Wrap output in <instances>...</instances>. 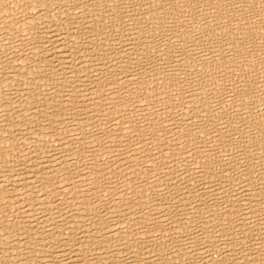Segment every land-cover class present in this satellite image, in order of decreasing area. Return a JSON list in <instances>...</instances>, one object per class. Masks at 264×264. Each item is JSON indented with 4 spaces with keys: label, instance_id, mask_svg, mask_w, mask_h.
<instances>
[{
    "label": "rangeland",
    "instance_id": "1",
    "mask_svg": "<svg viewBox=\"0 0 264 264\" xmlns=\"http://www.w3.org/2000/svg\"><path fill=\"white\" fill-rule=\"evenodd\" d=\"M19 2V3H21L22 4V0L21 1H18V0H0V8L1 9H3L4 10V7H2V5L3 6H5V10L3 11V10H1L0 12V19H1V21H0V24H1V26H0V28L1 27H4L3 29H4V31H2L1 32V30H0V37H1V39H0V45L1 44H3V46L5 45V47H3L2 45L0 46V59L3 61H1L0 60V83H2L3 81H4V83H2V84H0V112H1V114H0V121H1V123L2 124H4V125H2V124H0V131L2 132V134L1 135H3V132H5V133H7V131H9V132H11L12 133V136L14 135L15 136V139L17 140V138L18 137H20V139H18L19 140V142H17L14 138H8V139H10V140H7V138H6V140H7V142H9L8 143V147H14V143H16L17 145L19 144V146H17V147H21L20 149H15V151H21V150H24V151H19L17 154H16V152H15V157H16V159L18 160L19 158H22V157H20L22 154L24 155V153L26 152V153H28V152H30V150H28V152H27V150H25L24 148L25 147H27L26 149H29L30 147H33L34 148V146L33 145H35L36 143H35V140L37 139L36 138V136L38 137V139L40 138L39 136H40V133H41V137L43 138L44 136H42L43 134H45V135H47L48 137H49V140H51L50 142L52 143V144H54L55 143V145H54V147L57 145V146H59V147H63V148H66V149H68V152H69V154H68V152H67V150L65 149V155H66V158H65V155H64V158L65 159H67V160H69L70 159V157L72 158V152H74L73 151V148H72V151L71 150H69V148L71 147V145H70V143L72 144V143H74V142H76V143H78L77 144V146L79 147V149H80V146H79V143H81L82 144V142H85V144L83 143V145H85L84 147L87 149L86 150V153H85V158H84V161H85V159L86 160H89V161H87V162H89V164H90V162L92 161V160H90L93 156H97L98 157V155H99V157L98 158H102V160H103V157H104V160L102 161L101 160V162L103 163V165H105L106 167L104 168V169H108V170H106L105 171V173H104V177H105V175L107 176L108 175V173H109V175L107 176V178L110 180L109 182L111 183V182H113L114 181V183H111V184H114L115 186H114V189H113V185H111V187H112V190L115 192H113L112 190H111V193L112 194H108L109 196H115V199L114 198H111V197H109L107 194H105L104 196H105V198H104V196H103V190L102 189H104V187L102 186L101 188L102 189H99V192L101 193H97L96 195L97 196H95V198L93 199H91V201L93 200L95 203H93V201L91 202L90 201V199H86L85 200V204L83 203V201H84V199L83 198H80V195H76V196H78L81 200H83V201H80L79 200V198H77L75 195L73 196V197H76L75 199L77 200H75L74 198H71L72 199V201L69 199V200H67L68 202L69 201H71V203L69 202V206L68 205H66V207H69V209L68 208H66V209H64V212H60V211H55L54 213L56 214L57 212H60L59 214H54V216H52L53 217V220H55L56 222H60L63 218H64V216H66V227L67 228H70L71 226H72V223L70 222V216H74L75 217V215L74 214H76L75 212H77L78 211V209L80 210L79 212H77L78 214L80 213H82V215H83V217H81L82 215H78V216H76V217H80V218H83V220L85 221V223H88V222H90L91 221V219H93V217L91 218V216L89 217V215H88V213H89V209L88 208H90V206H91V209L93 210V211H96V213L99 215V216H101V217H99V220L97 219V221L98 222H104V223H106V224H109V222H110V225L109 226H111V224H114V226L115 227H120V225L123 227V226H125L124 227V229L125 228H129L130 226L127 224V225H122L121 224V213L119 212L120 210H118L117 208H114L113 207V205L115 204L116 205V203H118V202H120V204H117L115 207H117V206H119L120 205V207H122L123 206V204L124 203H127L128 205L130 204L131 206H133V205H137V207L134 209V206H133V208H132V210H133V213H139L138 215H140L142 218H143V221H142V223L140 222V224L137 226V227H134V230L130 227L128 230H125V231H129V233L127 234V235H124V236H126V237H124V236H121V237H119V238H116L115 239V241H117V242H115V244L116 245H118V246H116L113 242H112V244L115 246V247H113L114 249H116V250H119L118 252H120V250L122 249V251H123V249L125 248V245H126V243H127V241L129 242V239H131V244H130V242H129V247L130 248H132L133 246L132 245H134V247H135V249L137 250L138 249V252L136 253V254H138L139 255V258H138V256L135 254V249L132 251L131 249H128L126 252H124V255H125V259L128 261V262H134V261H137L138 263L140 262V263H144V264H146V263H152V261L153 260H155V261H153V263H155L156 261H158V262H156L157 264H161V263H163L164 262V264H166V262H168L167 264H177V262H178V264H191L192 262L191 261H194L195 260V262L194 263H196V264H202L203 263V258H211V256L213 257V255H215V256H217L216 258H220L221 260H223V261H221L220 260V263L221 264H261V263H263L264 264V246H263V244H264V203H261V202H264V200H263V196H264V162H263V160H264V137H262V136H264V109H262V108H264V0H200V2H199V0H183V2H182V0H142V1H140V0H110V1H108V0H98V1H96V0H44L43 1V4L41 5L40 3V5L41 6H37V7H33L32 5H34V4H32V3H30L29 2V0H23V4H25V5H23L24 7H21V4H19V3H16V2ZM25 1V2H24ZM28 1V2H27ZM55 1V2H54ZM61 1L63 2V3H61ZM90 1V2H89ZM92 1V2H91ZM106 1V2H105ZM119 1V2H118ZM122 1H124V2H122ZM152 1H153V3H152ZM176 1V2H175ZM188 1V2H187ZM195 1V2H194ZM203 3H202V2ZM210 1V2H209ZM225 1V2H224ZM228 1L230 2V3H228ZM239 3H238V2ZM13 2V4H11ZM26 2H27V4L28 3H30L29 5H27L26 4ZM32 2V1H31ZM79 2H81L80 4H81V6H80V4H79ZM131 2V3H130ZM134 2V3H133ZM147 4H146V3ZM171 2H172V4H171ZM178 2V3H177ZM190 2V3H189ZM193 2H194V4H193ZM212 2V3H211ZM219 2V3H218ZM236 2V3H235ZM245 2H246V4H245ZM9 3V4H8ZM50 3H52V4H50ZM103 3V4H102ZM107 3V4H106ZM109 3V4H108ZM112 3V4H111ZM117 3V4H116ZM131 5H130V4ZM137 3V4H136ZM159 3V4H158ZM174 3V4H173ZM176 3V4H175ZM197 5H196V4ZM11 4V5H10ZM59 4V5H58ZM62 4V5H61ZM82 4H83V6H82ZM99 4V5H98ZM114 4H116V5H114ZM136 4V5H135ZM142 4V5H141ZM148 4H151V5H148ZM163 4V5H162ZM168 4H169V6H168ZM179 4V5H178ZM208 4H210V5H208ZM217 4V5H216ZM225 4H226V6H225ZM231 4V5H230ZM242 4V5H241ZM248 4V5H247ZM53 5V6H52ZM71 5V6H70ZM77 5V6H76ZM107 5V6H106ZM123 6V8H122V6ZM125 5V6H124ZM126 5H127V8H126ZM132 5H135L134 7L132 6ZM138 5H139V7H138ZM176 5H178V6H176ZM187 5V7H185ZM220 5L222 6V7H220ZM233 5V6H232ZM9 6V7H8ZM27 6V7H26ZM61 6V7H60ZM64 6V7H63ZM94 6V7H93ZM154 6V7H153ZM161 7V8H159V7ZM175 6V7H174ZM190 6V7H189ZM230 7L229 9H228V7ZM239 6V7H238ZM7 7H8V9H7ZM14 7V8H13ZM19 7H21V9L19 8ZM46 8V10H45V8ZM57 7V8H56ZM70 7V8H69ZM97 7V8H96ZM104 7V8H103ZM119 7V8H118ZM140 7L141 8H144V9H140ZM170 7H172V8H170ZM174 7V8H173ZM189 7V8H188ZM210 7H212L211 9H210ZM218 7H219V9H218ZM225 7V8H224ZM233 7H235V8H233ZM12 8V9H11ZM29 8V9H28ZM42 8L44 9V10H42ZM56 8V11L58 10V13L60 14V15H57V12H55V9ZM65 8H69V10H66ZM73 8H75V9H73ZM77 8V9H76ZM87 8V9H86ZM103 8V9H102ZM118 8V9H117ZM159 8V9H158ZM163 8V9H162ZM167 8V9H166ZM182 8V9H181ZM185 8H188V9H191V10H187V9H185ZM203 8L205 9L204 11H203ZM255 8V9H254ZM7 9V10H6ZM15 9V10H14ZM23 9H24V11H23ZM26 9H27V11H26ZM32 9H35V10H32ZM48 9V10H47ZM100 11H99V10ZM113 9H115V10H113ZM130 9V10H129ZM132 9H134V10H132ZM140 9V10H139ZM149 9V10H148ZM153 9V10H152ZM171 11H170V10ZM175 11V13L176 14H179V15H176L174 12H173V10ZM177 9V10H176ZM209 9V10H208ZM228 11H226V10ZM240 11H239V10ZM243 9V10H242ZM21 10V11H20ZM28 10H30L29 12H28ZM35 13V12H38L39 10H40V14H41V12H43L44 14L46 13L49 17H47V15L45 14H43V15H41L40 17H42V18H40L39 16H38V20L41 22H43L42 24L40 23L39 25H40V27H37V26H35V27H31V25H30V23H32V22H30L29 20H28V16H29V19H30V15H31V12L32 11ZM64 10V12H62ZM83 10V11H82ZM120 10H123V11H120ZM158 10H159V12H158ZM160 10H161V12H160ZM187 10V11H186ZM193 10H195V11H193ZM200 10V11H199ZM254 10H255V12H254ZM258 10V11H257ZM47 11V12H46ZM49 11H51V12H49ZM67 11V12H66ZM69 11V12H68ZM87 11V12H86ZM129 11H130V14H129ZM148 11H150V12H148ZM182 11V12H181ZM196 11H197V13H196ZM212 11V12H211ZM22 12H23V14H22ZM53 12V13H52ZM61 12V13H60ZM75 12V13H74ZM86 12V13H85ZM97 12V13H96ZM100 12H102V13H100ZM106 12V13H105ZM116 12V13H115ZM120 12V13H119ZM127 12V13H126ZM137 12V13H136ZM145 12V13H144ZM158 12V13H157ZM177 12H179V13H177ZM190 12V13H189ZM220 12V13H219ZM241 12V13H240ZM245 12V13H244ZM247 12V13H246ZM249 12V13H248ZM50 15H49V14ZM51 13L53 14V15H51ZM62 13H63V15H62ZM71 13V14H70ZM76 13H78V14H76ZM81 13V14H80ZM93 13V14H92ZM110 13V14H109ZM115 13V14H114ZM167 13H168V15H167ZM173 13H174V15H173ZM184 13V14H183ZM205 13L207 14L206 16H204L205 15ZM230 13V14H229ZM254 15H253V14ZM73 14V15H72ZM76 14V15H75ZM91 14V15H90ZM113 14V15H112ZM119 14H121V15H119ZM136 14V15H135ZM186 14V15H185ZM198 14V15H197ZM215 14H217L216 16H215ZM224 14V15H223ZM228 14V15H227ZM252 14V15H251ZM9 15H10V17H9ZM81 15V16H80ZM89 15V16H88ZM93 15V17H91ZM99 15H100V17H99ZM105 15V16H104ZM108 15V16H107ZM110 15V16H109ZM132 15V16H131ZM138 15H140V16H138ZM160 15V16H159ZM173 15V16H172ZM196 15H197V17H196ZM211 15H212V17H211ZM232 15V16H231ZM6 16V17H5ZM20 16V17H19ZM23 16V18H21ZM61 16V17H60ZM69 16V17H68ZM103 16V17H102ZM107 16V17H106ZM134 16V17H133ZM171 16V17H170ZM177 16V17H176ZM185 18H183V17ZM200 18H199V17ZM220 16V17H219ZM224 16V17H223ZM247 16H249L248 18H249V20H248V18H247ZM18 17V18H17ZM26 17V18H25ZM45 17V18H44ZM51 17V18H50ZM61 18L60 19V21H58L59 19L58 18ZM71 17V18H70ZM75 17V18H74ZM81 17H86V19L87 20H85V18L84 19H82V22L79 20V18L81 19ZM97 17V18H96ZM111 17H113V18H111ZM140 18V20H139V18ZM161 17V18H160ZM168 17V18H167ZM174 17V18H173ZM190 17V18H189ZM193 17H195V18H193ZM202 17V18H201ZM217 17V18H216ZM254 17V18H253ZM10 18V19H9ZM27 19L26 21H28V22H26L25 20H23V19ZM44 18V21L42 20ZM47 18V19H46ZM55 18V19H54ZM63 18V19H62ZM68 20H67V19ZM77 18V19H76ZM92 18H94V20H92L91 21V19ZM108 18H110L111 20H109ZM115 18V19H114ZM121 18V19H120ZM132 18V19H131ZM143 18V19H142ZM156 18V19H155ZM163 18V19H162ZM167 20H165V19ZM171 18V19H170ZM181 18V19H180ZM189 18V19H188ZM197 18H198V20H197ZM219 18V19H218ZM224 18V19H223ZM243 18L245 19V20H243ZM6 19V20H5ZM12 19H14V21H12ZM52 19H54L53 21H52ZM58 19V20H57ZM66 19V20H65ZM133 19H135V20H133ZM142 19V20H141ZM161 19V20H160ZM205 19V20H204ZM207 19V20H206ZM209 19H211V20H209ZM232 19H233V21H232ZM4 20V21H3ZM19 20V22H15V21H18ZM52 22H51V21ZM57 20V21H56ZM72 20H74V21H72ZM102 20V21H101ZM133 20V21H132ZM146 20V21H145ZM149 20V21H148ZM173 20V21H172ZM189 20H191V21H189ZM196 20V21H195ZM201 20V21H200ZM238 20V21H237ZM67 21V22H66ZM71 21V22H70ZM85 21H89L88 22V24L86 25V23L87 22H85ZM91 21V22H90ZM94 21V22H93ZM97 21V22H96ZM103 21H104V23H103ZM105 21H108V22H106L105 23ZM110 21V22H109ZM125 21V22H124ZM149 23H148V22ZM187 21V22H186ZM200 21V22H199ZM202 21H203V23H202ZM216 21H218V22H216ZM223 21H224V23H223ZM231 23H230V22ZM251 21V22H250ZM58 22V23H57ZM60 22H62L61 24H60ZM70 22V23H69ZM78 22V24H76ZM96 22V23H95ZM113 22V23H112ZM129 22V23H128ZM137 22L139 23V25L137 24ZM151 22H153V23H151ZM160 22L162 23V24H160ZM169 22V23H168ZM172 22V23H171ZM194 22V23H193ZM206 22V23H205ZM214 22V23H213ZM218 24L219 23V26L216 24V23ZM233 22H234V24H233ZM236 22V23H235ZM254 22V23H253ZM15 24L16 23V26H11L10 24ZM55 23V24H54ZM65 23H66V25L67 24H69V25H65ZM74 23V24H73ZM92 23V24H91ZM93 23L97 26V27H95L94 28V26H93ZM118 23V24H117ZM120 23V24H119ZM123 23V25H121ZM187 23V24H186ZM199 23V24H198ZM3 24V25H2ZM6 24V25H5ZM9 24V25H8ZM20 24V25H19ZM52 24H54L53 26L54 27H52ZM82 24V25H81ZM90 24V25H89ZM112 24H114V25H112ZM117 24V25H116ZM126 24V25H125ZM129 24V25H128ZM148 24V25H147ZM158 24V25H157ZM171 24H172V26L173 27H171ZM190 24H192V25H190ZM19 25V26H18ZM44 26V27H42V26ZM76 25V26H75ZM89 25V26H88ZM109 25H111V26H109ZM132 25H134V26H132ZM151 25V26H150ZM176 25V26H175ZM194 25V26H193ZM199 27H198V26ZM215 25V26H214ZM225 25H227V27L225 26ZM230 25V26H229ZM10 26V28H8V27ZM47 26H49V28L47 27ZM56 26V27H55ZM63 26H65V27H63ZM82 26V27H81ZM123 26H126V27H123ZM141 26V27H140ZM181 26V27H180ZM188 26V27H187ZM205 26H207V27H205ZM226 28H225V27ZM244 26V27H243ZM11 27H12V30H11ZM14 27H15V29H14ZM17 27V28H16ZM31 27V28H30ZM76 27H77V29H76ZM86 27V31H84L85 28ZM94 28V30H93V28ZM104 27V28H103ZM107 27V28H106ZM113 27V28H112ZM137 27V28H136ZM143 27V28H142ZM150 28V29H148V28ZM160 27H162V28H160ZM169 27V28H168ZM203 27V28H202ZM229 27V28H228ZM7 28V29H6ZM30 28V29H29ZM51 28V29H50ZM59 28H61V29H59ZM66 30H65V29ZM68 28V29H67ZM72 28V29H71ZM88 28V29H87ZM89 28H91V30L89 29ZM106 28V29H105ZM125 28V29H124ZM128 28V29H127ZM130 28V29H129ZM136 28V29H135ZM141 28L144 30H141ZM153 28H154V30H153ZM179 28V29H178ZM10 29V30H9ZM62 29H64V31L62 30ZM96 29H97V31H96ZM138 29V30H137ZM163 29V31H161ZM173 29V30H172ZM187 30V32H186V30ZM194 29V30H193ZM203 29V30H202ZM215 29V30H214ZM218 29V30H217ZM9 32H8V31ZM31 30V31H30ZM39 32H38V31ZM41 30V31H40ZM50 30V31H49ZM73 30H75L74 32H73ZM80 30V31H79ZM101 30V31H100ZM111 30V31H110ZM126 30V31H125ZM192 30V31H191ZM209 30V31H208ZM217 30V31H216ZM251 30V31H250ZM254 30V31H253ZM5 31H7L8 33H11L12 31H14L15 32V34L13 33H11L10 35L8 34V33H5ZM11 31V32H10ZM20 31V32H19ZM22 31V32H21ZM49 32V33H47V32ZM70 33H69V32ZM83 31V32H82ZM94 31V32H93ZM103 31V32H102ZM116 31V32H115ZM118 31V32H117ZM128 31H130L129 33H128ZM160 31H161V33H160ZM169 33L170 31V34H168L167 32ZM177 31V32H176ZM179 31H181V32H179ZM184 31V32H183ZM215 31V32H214ZM227 31V32H226ZM32 32V33H31ZM34 32V33H33ZM44 32V33H43ZM56 32V33H55ZM59 32V33H58ZM67 32V33H66ZM86 32H88V34L86 33ZM90 32H92V33H90ZM99 32H101V34L99 33ZM135 32H136V34H135ZM140 32V33H139ZM155 32V33H154ZM165 32V33H164ZM174 32V33H173ZM186 32V33H185ZM219 32V33H218ZM231 32V33H230ZM5 33V34H4ZM37 33V34H36ZM47 33V34H46ZM54 33V34H53ZM58 33V36H60L59 38L57 37V34ZM73 33V34H72ZM80 33H81V35H83L84 36V38H82L83 36H81L80 35ZM90 33V34H89ZM111 33V34H110ZM128 33V34H127ZM132 34V36H131V34ZM144 33V34H143ZM152 33V34H151ZM181 35H180V34ZM238 33V34H237ZM5 35L4 37H3V35ZM16 34L18 35V36H16ZM29 34V35H28ZM41 34V35H40ZM44 36H43V35ZM53 34V35H52ZM69 34H71V36L69 35ZM76 34V35H75ZM78 34V35H77ZM85 34L87 35V37H89V38H87L86 36H85ZM96 34V35H95ZM109 35V37H108V35ZM116 34V35H115ZM118 34V35H117ZM125 34V35H124ZM130 34V35H129ZM141 34V35H140ZM160 34V35H159ZM172 34V35H171ZM212 34V35H211ZM216 34V35H215ZM224 34V35H223ZM237 34V35H236ZM242 34V35H241ZM11 35H13V36H11ZM14 35H15V37H14ZM27 35V36H26ZM99 35V36H98ZM102 37H101V36ZM120 35V36H119ZM122 35H124V36H122ZM149 35H151V37L149 36ZM157 35V36H156ZM159 35V36H158ZM177 35V36H176ZM187 35V36H186ZM204 35V36H203ZM252 35V36H251ZM256 35V36H255ZM36 36V37H35ZM38 36V37H37ZM50 37V38H48V37ZM63 36V37H62ZM68 36H69V38H68ZM76 36V37H75ZM97 36V37H96ZM132 38H131V37ZM142 38H141V37ZM180 36V37H179ZM184 36V37H183ZM223 36H225V37H223ZM235 36V37H234ZM246 37V39H244L245 37ZM249 36V38H247ZM9 37V38H8ZM27 37H29V38H27ZM44 37V38H43ZM73 37H74V39H73ZM79 37V38H78ZM87 39H89V41H91L90 42V44L88 43L89 41L88 40H86V38ZM92 37V38H91ZM112 38V39H109V40H111V41H109L108 40V38ZM119 37H120V39H119ZM135 37V38H134ZM137 37V38H136ZM183 37V38H182ZM188 37H190V38H188ZM198 37V38H197ZM227 37V38H226ZM229 37V38H228ZM233 37V38H232ZM19 38H21V40L19 39ZM25 38V39H24ZM32 38V39H31ZM43 38V39H42ZM64 40H63V39ZM66 38V39H65ZM85 39L84 41L82 40V39ZM91 38V39H90ZM93 38H94V40H93ZM100 38V39H99ZM118 38V39H117ZM126 38V39H125ZM127 38H128V40H129V42H128V40H127ZM136 40V41H134V39ZM156 38H157V40H156ZM181 38V39H180ZM215 38V39H214ZM232 38V39H231ZM238 38V39H237ZM253 38V39H252ZM12 39V40H11ZM16 39H17V41H16ZM23 39V40H22ZM29 39V40H28ZM40 39V40H39ZM46 39V40H45ZM50 39V40H49ZM106 39V40H105ZM123 41H122V40ZM131 39H132V41H131ZM140 39V40H139ZM142 39V40H141ZM175 39H176V41H175ZM184 39H185V42H184ZM210 41H209V40ZM224 39V40H223ZM3 40V41H2ZM49 40V41H48ZM52 40V41H51ZM55 40V41H54ZM58 40V41H57ZM74 40V41H73ZM96 40V41H95ZM119 40H121V41H119ZM126 40V41H125ZM151 40H152V42H151ZM161 40V41H160ZM180 40V41H179ZM188 40V41H187ZM208 40V41H207ZM213 40V41H212ZM248 40V41H247ZM5 41H6V43H5ZM11 41V42H10ZM14 41H16V42H14ZM26 41V42H25ZM33 41V42H32ZM39 41V42H38ZM40 41H42V42H40ZM43 41H44V44H41V43H43ZM60 41V42H59ZM63 43H62V42ZM69 41H71V42H69ZM73 41V42H72ZM76 41V42H75ZM88 41V42H87ZM104 41V42H103ZM141 41H142V43H141ZM146 41V42H145ZM160 41V42H159ZM170 41V42H169ZM182 41V42H181ZM196 41V42H195ZM225 41V42H224ZM56 42V43H55ZM67 42V43H66ZM69 42V43H68ZM85 42V43H84ZM96 42H98V43H96ZM107 42V43H106ZM110 42H112V43H110ZM120 42V44H118ZM126 42V43H125ZM132 42V43H131ZM162 42V43H161ZM180 42V43H179ZM189 42V43H188ZM220 42V43H219ZM236 42V43H235ZM248 42V43H247ZM252 42V43H251ZM8 43H9V45H8ZM31 43V44H30ZM34 43H35V45H34ZM38 43H39V45H38ZM54 43V44H53ZM58 43V44H57ZM61 43V44H60ZM65 43V44H64ZM73 43V44H72ZM83 43V44H82ZM88 44L87 46H88V48L90 49V47H94L93 48V50H92V48H91V50L92 51H96L97 53H98V49L97 48H99V47H101L102 45H106L107 44V47L106 48H109V50L110 49H112V51L110 50V55L108 56V57H106L104 60H100V59H98L99 57H97L98 55L95 53V52H92V54L90 53V51H87V50H85V46H84V44ZM101 43V44H100ZM135 43H136V45H135ZM138 43V44H137ZM145 43V44H144ZM147 43V44H146ZM178 43V44H177ZM206 43V44H205ZM239 43H240V45H239ZM242 43V44H241ZM29 44V45H28ZM41 44V45H40ZM46 44V45H45ZM59 44H60V48H59ZM63 44V45H62ZM69 44H71V46L68 45ZM75 44V45H74ZM96 44H98V45H96ZM113 46H111V45ZM115 44V45H114ZM127 46H126V45ZM130 44V45H129ZM140 44V45H139ZM160 44V45H159ZM164 44V45H163ZM165 44H167V45H165ZM175 44V45H174ZM181 44V45H180ZM182 44H186L185 46L184 45H182ZM190 44H191V47H190ZM238 44V45H237ZM248 46H247V45ZM31 45H33L32 46V49H31ZM44 45H45V47H44ZM48 45V46H47ZM49 45H51V46H49ZM91 45V46H90ZM122 45H123V47H122ZM148 45V46H147ZM170 45H172V46H170ZM177 45V46H176ZM189 47H188V46ZM200 45V46H199ZM206 45V46H205ZM208 45V46H207ZM213 45V46H212ZM215 45V46H214ZM217 45H218V47H217ZM241 45H242V47H241ZM47 46V47H46ZM56 46V48H54ZM78 48H77V47ZM85 48H84V47ZM97 46V47H96ZM109 46V47H108ZM115 46V47H114ZM119 46V47H118ZM155 46V47H154ZM181 46L183 47V48H181ZM193 46H194V48H193ZM201 46H202V48H201ZM2 47L5 49V50H7V51H4L3 53H2ZM34 47V48H33ZM37 47V48H36ZM42 47H43V49H42ZM67 47V48H66ZM70 49H69V48ZM76 47V48H75ZM83 47V48H82ZM104 47V46H103ZM118 47V48H117ZM134 47V48H133ZM139 47V48H138ZM147 49H146V48ZM153 49H152V48ZM170 47V48H169ZM188 47V48H187ZM204 47V48H203ZM208 47V49H206ZM213 47V48H212ZM237 47V48H236ZM25 48V49H24ZM27 48V49H26ZM45 48V49H44ZM54 48V49H53ZM58 48L60 49V51L58 50ZM66 48V49H65ZM74 48V49H73ZM81 48V49H80ZM120 48H122V49H120ZM136 48H137V50H136ZM141 48V49H140ZM145 48V49H144ZM178 48H180L179 50H178ZM191 48H193V49H191ZM197 48H199V49H197ZM210 48V49H209ZM224 48V49H223ZM248 48H249V50L251 51H249L248 50ZM14 51H13V50ZM21 49V50H20ZM51 49V50H50ZM62 49V50H61ZM65 49V50H64ZM118 49V51H116ZM126 49V50H125ZM128 49V50H127ZM133 49V50H132ZM144 49V50H143ZM159 49V50H158ZM164 49V50H163ZM173 49H175L174 51H172ZM196 49H197V51H196ZM218 49V50H217ZM226 49V50H225ZM25 50V51H24ZM44 50V52L47 54V50H49L48 51V53H50V54H54V53H56V54H54V55H57V52H58V54L59 55H61V54H63V55H61L60 57H62V56H64V57H66V56H68L69 58H68V64H71V63H73L72 65L74 66V69L72 68V69H67V68H65V69H67L66 70V73H67V75L68 76H73L75 73H79V75L81 74V75H86L85 74V72H87V75H91L92 77L94 76V75H96L95 77H94V80H93V78H92V81L93 82H91V83H93L92 85H90L91 86V90H90V87H89V85H88V88L89 89H87V87H84L83 88V97L85 98V100H84V98H82L83 100H82V104H80L81 106L80 107H76V110L74 111V109H72L70 106H69V104H68V106H66V107H69V108H67L66 109V107L65 106H60L59 108L60 109H62V111H57V109L55 110L54 108H55V106L57 105L56 103H53L54 102V99H57V97H59V95L56 97L55 95V93H54V96H51V95H53L52 93L55 91V88H54V86H53V84H54V81L55 80H57L56 78L58 77V75H59V73H57V74H55L54 75V77H50V73H49V69H50V66H48L47 68H45L44 67V70L45 69H47V71L45 72H43V68H42V64L39 62V60H38V57L39 56H45L44 55V52H42ZM56 50V51H55ZM68 50V51H67ZM74 50V51H73ZM80 50H84V52L85 53H87L86 55L82 52V51H80ZM119 50H121L120 52H119ZM139 50V51H138ZM143 50V51H142ZM148 50V51H147ZM160 50H161V52H160ZM202 50H203V52H202ZM249 52H248V51ZM52 51H54V53L52 52ZM72 51V52H71ZM77 51H79V52H77ZM87 51V52H86ZM125 53H124V52ZM155 51V52H154ZM158 51V52H157ZM171 53H170V52ZM182 51V52H181ZM205 51H207V52H205ZM212 51V52H211ZM225 51V52H224ZM227 51H228V53H227ZM11 52V53H10ZM32 52V53H31ZM62 52H64V53H62ZM138 52V53H137ZM153 52V54L154 55H152L151 56V53ZM157 52V53H156ZM165 52V53H164ZM186 52V53H185ZM190 52V53H189ZM193 52V53H192ZM197 52V53H196ZM244 52V53H243ZM253 52V53H252ZM31 53V54H30ZM34 53V54H33ZM38 53V54H37ZM43 53V55H41ZM61 53V54H60ZM65 53H67V55H64ZM76 53V54H75ZM124 53V54H123ZM128 53V54H127ZM145 53V54H144ZM199 53V54H198ZM6 54L8 55V56H6ZM11 54V55H10ZM69 54V55H68ZM78 54V55H77ZM84 54V55H83ZM131 56H130V55ZM136 54V55H135ZM140 54V55H139ZM144 54V55H143ZM147 54V55H146ZM159 54V56H157ZM165 54V55H164ZM169 56H168V55ZM184 54V55H183ZM196 54H197V56H196ZM216 54H217V56H216ZM223 54V55H222ZM233 54V55H232ZM242 54H243V57H241L242 56ZM246 54V55H245ZM252 54V55H251ZM2 55V56H1ZM4 55V56H3ZM58 55V56H59ZM82 55V56H81ZM96 55V56H95ZM127 55V56H126ZM128 55H129V57H128ZM178 55H180L179 57H178ZM194 55V56H193ZM228 55V56H227ZM231 55V56H230ZM236 55V56H235ZM249 55H250V57H251V59H250V57H249ZM5 56H6V59H4L5 58ZM47 56V55H46ZM57 56V57H58ZM79 56V57H78ZM84 56V57H83ZM95 56V57H94ZM137 56H139V57H137ZM150 56V57H149ZM156 56V57H155ZM175 56V57H174ZM188 56V57H187ZM191 56H192V58H191ZM233 56H234V58L237 60H235L234 58H233ZM248 56V57H247ZM16 57V58H15ZM20 57V58H19ZM22 57V58H21ZM82 57H83V59H82ZM92 57H93V60H92ZM131 57V60L129 59ZM136 57V58H135ZM148 57V58H147ZM163 57V58H162ZM169 57H171V58H169ZM210 57V58H209ZM8 58V59H7ZM17 59L16 61H15V59ZM18 58H19V60H18ZM32 58V59H31ZM75 58L77 59V60H75ZM88 60V62L90 63H88L86 60ZM94 58H95V60H94ZM115 58V59H114ZM117 58V59H116ZM140 58H143L142 60L140 59ZM207 58V59H206ZM222 58V59H221ZM225 58V59H224ZM26 59V60H25ZM79 59V60H78ZM82 59V60H81ZM92 61H91V60ZM122 59H123V61H122ZM134 59V60H133ZM163 59V60H162ZM211 59V60H210ZM217 59V60H216ZM219 59V60H218ZM244 59V60H243ZM260 59V60H259ZM7 60V61H6ZM8 60L10 61L9 62V65L12 67H9V65H8V69L10 70V68L13 70V71H11V72H9L8 71V69H7V64L8 63H6V62H8ZM70 60H71V62H70ZM108 60L109 61H111V63L110 62H108ZM118 61V63H117V61ZM126 60H127V62H129V63H127L126 62ZM135 60H136V63L137 64H135ZM140 60V61H139ZM147 60V61H146ZM197 60V61H196ZM214 60H216V61H214ZM232 60H233V62H232ZM252 60V61H251ZM12 61V62H11ZM14 61V62H13ZM20 61H22V62H20ZM73 61V62H72ZM85 62V63H88L87 65L86 64H82V62ZM116 61V62H115ZM152 61H155V62H152ZM161 61V62H160ZM174 63H173V62ZM187 61V62H186ZM201 61V62H200ZM231 61V62H230ZM257 61V62H256ZM259 61V62H258ZM70 62V63H69ZM78 62V63H77ZM104 62V63H103ZM143 62V63H142ZM149 62V63H148ZM151 62V63H150ZM169 62V63H168ZM173 64H172V63ZM191 62V63H190ZM222 62V63H221ZM226 62V63H225ZM228 62V63H227ZM232 64V66H231V64ZM235 62V63H234ZM239 62V63H238ZM241 62V63H240ZM15 63V64H14ZM22 64V65H20V64ZM28 63V64H27ZM102 63V64H101ZM122 63V64H121ZM126 63V64H125ZM164 63V64H163ZM188 63H189V66H188ZM196 64V67H194V65ZM207 63H210V64H207ZM214 63V64H213ZM217 63H218V65H217ZM244 63V64H243ZM252 63V64H251ZM37 64H38V66H37ZM41 64V65H40ZM79 64V65H78ZM106 64V65H105ZM109 64H111V65H109ZM113 64V65H112ZM124 64V65H123ZM155 64V65H154ZM157 64H159V65H157ZM191 64H192V66H191ZM32 65H34V66H32ZM83 65V66H82ZM88 67H86V66ZM89 65V66H88ZM107 65H109V66H107ZM169 65H172V66H169ZM178 65V66H177ZM180 65V66H179ZM184 65H185V67H184ZM213 65V66H212ZM215 65V66H214ZM234 65V66H233ZM3 66H5V68L7 69V71H6V73H4L5 71H3V69H5ZM16 67V69H17V73H15L16 72V69H15V67ZM40 66V67H39ZM63 65H61V67H62ZM78 66V68H76ZM107 66V67H106ZM110 66H111V68H110ZM113 66H115V67H113ZM122 66V67H121ZM125 66V67H124ZM129 66V67H128ZM132 66H133V68H132ZM137 66V67H136ZM153 66V67H152ZM155 66V67H154ZM208 66V67H207ZM227 66H230V67H227ZM256 66V67H255ZM20 67V68H19ZM36 67V68H35ZM64 67H66V66H64ZM98 67V68H97ZM118 67V68H117ZM145 67V68H144ZM159 67V68H158ZM198 67V68H197ZM207 67V68H206ZM219 67H221V68H219ZM34 68V70H30V69H33ZM49 68V69H48ZM87 68V69H86ZM89 68H91V69H93L92 70V73H88V72H90L91 71V69H89ZM101 68V69H100ZM107 68V69H106ZM114 68V69H113ZM129 68V69H128ZM141 68V69H140ZM149 68V69H148ZM150 68H151V70H150ZM189 68V69H188ZM205 68V69H204ZM215 68V69H214ZM243 68V69H242ZM76 69V70H75ZM100 69V70H99ZM103 69V70H102ZM124 69V70H123ZM128 71H127V70ZM156 69V70H155ZM169 69V70H168ZM176 69H178V70H176ZM186 69H188V70H186ZM198 69V70H197ZM224 69H225V71H224ZM231 69V70H230ZM247 69V70H246ZM77 71V70H80V71H77V72H75V71ZM82 70V71H81ZM90 70V71H89ZM99 71V72H97V71ZM105 70V71H104ZM110 70V71H109ZM118 70V71H117ZM158 70V71H157ZM202 70V71H201ZM204 70V71H203ZM208 70V71H207ZM15 71V72H14ZM28 71H29V73H28ZM72 73H71V72ZM74 71V72H73ZM113 71V72H112ZM123 71V73H121ZM146 71V72H145ZM152 71V72H151ZM184 71V72H183ZM191 71V72H190ZM192 71L194 72V73H192ZM197 71H199L198 72V74H197ZM207 71V72H206ZM223 71V72H222ZM2 72V73H1ZM8 72V73H7ZM20 72V73H19ZM25 74H24V73ZM32 72H34V73H32ZM51 72H52V70H51ZM93 72H94V74H93ZM100 72H102V73H100ZM109 72H111V74L109 73ZM179 72V73H178ZM209 72V73H208ZM228 72V73H227ZM10 73V74H9ZM12 73H15V74H17V75H14L13 76V74ZM32 73V74H31ZM47 73H48V78H46V75H47ZM74 73V74H73ZM104 73H106V74H108V75H110L111 76V78L113 79V80H111V78H110V76L108 77H105V80H103L104 78H103V76H104ZM117 73H119V74H117ZM142 73V74H141ZM160 73V74H159ZM188 73H189V75H188ZM201 73V74H200ZM227 73V74H226ZM238 73V74H237ZM243 75H242V74ZM253 73V74H252ZM4 74H6V75H8V77H5L4 76ZM97 74H99V75H97ZM115 74V75H114ZM121 74V75H120ZM134 74V75H133ZM149 74H151L150 76H149ZM156 74V75H155ZM169 74V75H168ZM181 74V75H180ZM183 74H184V76H183ZM186 74H187V76H186ZM191 74V75H190ZM200 74V75H199ZM207 74V75H206ZM222 74H224L223 76H222ZM9 75H12L13 77H11V76H9ZM24 75V76H23ZM57 75V76H56ZM118 75V76H117ZM127 75V76H126ZM129 75V76H128ZM135 75H137V76H135ZM194 75V76H193ZM198 75V76H197ZM226 75H227V78H226ZM235 75V76H234ZM3 76V77H2ZM31 76V77H30ZM39 78H38V77ZM41 76H42V78H41ZM44 76H45V78H44ZM97 76H99L98 77V80L100 79V76H101V79L99 80V81H96L97 80ZM106 76V75H105ZM113 76V77H112ZM175 76V77H174ZM189 76V77H188ZM215 76V77H214ZM230 76V77H229ZM237 76H239L237 79L235 78V77H237ZM244 76V77H243ZM9 77H10V79H9ZM19 77V78H18ZM21 77V78H20ZM27 79H26V78ZM32 77H35L34 79L32 78ZM51 78V80L53 79V78H55L54 79V81H52L51 82V80H49L50 78ZM62 76L60 75L59 77H58V79L59 78H61ZM70 77H67L66 79V81L65 82H63V80H61V83L63 84L64 83V86H62L63 87V89H64V87H66V89H67V87H69L67 84H69L70 82H68L69 80V78ZM115 77V78H114ZM119 77H120V79H119ZM125 77V78H124ZM126 77H127V79H126ZM181 77H183V78H181ZM187 77H188V80H189V83H188V81H185V80H187ZM232 77H234V79L232 78ZM247 77V78H246ZM3 78V79H2ZM29 78H31V79H29ZM37 78V79H36ZM103 78V79H102ZM118 78V79H117ZM122 78H123V81H122ZM129 78V79H128ZM163 78V79H162ZM186 78V79H185ZM190 78H192V80L190 79ZM199 78V79H198ZM202 78V79H201ZM232 78V79H231ZM14 79V80H13ZM23 79V80H22ZM25 79V80H24ZM48 79V80H47ZM72 79V78H71ZM70 79V80H71ZM108 79V80H107ZM110 79V80H109ZM160 79V80H159ZM175 79V80H174ZM185 79V80H184ZM196 79V80H195ZM220 79H221V81H220ZM227 79V80H226ZM236 79V80H235ZM239 79V80H238ZM11 80V81H10ZM28 80H30V82L28 81ZM36 80V81H35ZM44 80H45V82H44ZM116 80V82H113V81H115ZM128 80V81H127ZM135 80H137V81H135ZM180 80V81H179ZM183 80H184V82H183ZM199 80V81H198ZM205 80V81H204ZM229 80V81H228ZM233 80V81H232ZM2 81V82H1ZM43 83H45V84H43ZM103 81V83H104V81H105V83H104V85H106V83H108L107 85H106V87H104V85H103V83H100L99 84V82H102ZM108 81V82H107ZM130 81V82H129ZM201 81V82H200ZM203 81V82H202ZM216 81V82H215ZM224 81H228V83L227 82H225L226 83V85H225V83H224ZM240 83H239V82ZM18 82V83H17ZM35 82V83H34ZM39 82V83H38ZM59 82H60V80H59ZM96 82V83H95ZM113 82V83H112ZM118 82H119V85H118ZM153 82V83H152ZM186 82H187V84H186ZM192 82V83H191ZM212 82V83H211ZM217 82L219 83V84H217ZM238 84H237V83ZM6 83H8V84H6ZM10 83V84H9ZM27 83V84H26ZM210 83V84H209ZM214 83V84H213ZM222 83V84H221ZM17 84V85H16ZM19 84H21V86L19 85ZM31 84V85H30ZM46 84H48V85H46ZM112 84V85H111ZM122 84V85H121ZM130 84H131V86H130ZM159 84V85H158ZM170 84V85H169ZM172 84L173 85H175V86H172ZM202 84V85H201ZM221 84V85H220ZM235 84H236V86H235ZM241 86H240V85ZM247 84V85H246ZM34 85V86H33ZM37 87H36V86ZM42 85V86H41ZM55 85V84H54ZM99 87H98V86ZM111 85V86H110ZM114 85V86H113ZM136 85V86H135ZM141 85V87H139ZM169 85V86H168ZM197 85V86H196ZM203 85H204V87H203ZM231 85V86H230ZM249 85H251V86H249ZM8 86V87H7ZM28 86V87H27ZM32 86H33V88L34 89H36V91H34L33 92V88H32ZM53 86V87H52ZM95 86H97V87H95ZM100 86L101 87H103V88H100ZM108 86H110V88L108 87ZM123 86V87H122ZM124 86H128V87H124ZM136 88H135V87ZM156 86V87H155ZM159 86V87H158ZM214 86V87H213ZM4 87H7V88H4ZM11 87V88H10ZM16 87V88H15ZM41 87V88H40ZM46 87V88H45ZM118 87V88H117ZM133 89H132V88ZM152 88V90L154 89V91H152L151 90V88ZM158 87V88H157ZM161 87V88H160ZM172 87V88H171ZM5 90H4V89ZM14 88V89H13ZM21 88V89H20ZM25 88H27V89H25ZM30 88H31V90L32 91H30ZM38 88V89H37ZM48 88V89H47ZM109 88V89H108ZM122 88V89H121ZM141 88H143V89H141ZM150 88V89H149ZM160 88V89H159ZM179 88V89H178ZM188 88H190V89H188ZM192 88V89H191ZM201 88V89H200ZM223 88H224V90H223ZM227 88V89H226ZM245 88V89H244ZM6 89H7V91H6ZM20 89V90H19ZM24 89V90H23ZM44 89V90H43ZM96 89H100V91L99 90H96ZM134 89H135V91H134ZM140 89V90H139ZM147 89V90H146ZM159 90V91H157V90ZM188 89V90H187ZM208 89V90H207ZM216 89V90H215ZM232 89V90H231ZM241 89V90H240ZM17 92H15V91ZM19 90V91H18ZM30 91V92H28V91ZM39 90V91H38ZM41 90V91H40ZM86 90V91H85ZM108 90V91H107ZM117 90H118V92H117ZM127 90V91H126ZM156 90V91H155ZM182 90V91H181ZM192 92H191V91ZM199 90H200V92H199ZM211 90V91H210ZM243 90H244V92L245 93H243ZM24 91V92H23ZM52 91V92H51ZM88 91V92H87ZM97 91H99V93H97ZM114 91H116V92H114ZM131 91H132V94H131ZM134 91V92H133ZM138 91V92H137ZM148 91V92H147ZM171 93H170V92ZM179 91V92H178ZM190 93H189V92ZM195 91V92H194ZM223 91V92H222ZM238 91V92H237ZM22 92V93H21ZM28 92V93H27ZM32 92H33V94H32ZM38 92V93H37ZM92 94H91V93ZM94 92H96V93H94ZM107 92V93H106ZM110 92H111V95H110ZM114 92V93H113ZM152 92H153V95H152ZM159 92V93H158ZM180 93V92H182L183 93V95H184V97H183V95H182V93H180V94H178V93ZM185 92V93H184ZM206 92V93H205ZM211 92V94H209ZM215 92V93H214ZM222 92V93H221ZM242 92V93H241ZM248 92V93H247ZM251 92H253V93H251ZM258 92V93H257ZM21 93V94H20ZM35 93V94H34ZM40 93V94H39ZM43 93H45V94H43ZM86 93H87V95H86ZM100 93H102L103 95H101ZM143 93V94H142ZM173 93V94H172ZM214 93V94H213ZM217 93H219V95L217 94ZM228 93V94H227ZM239 93H241V94H239ZM257 93V94H256ZM13 94H14V96H13ZM29 94H30V96H29ZM34 96V97H32V95ZM38 94H39V97L38 98H36L37 96H38ZM91 94V95H90ZM105 94H107V95H105ZM113 94V95H112ZM130 96H129V95ZM205 94V95H204ZM225 94V95H224ZM248 94V95H247ZM249 94H251V95H249ZM22 95V96H21ZM48 97H47V96ZM108 95H110L109 97H107ZM144 95V96H143ZM169 95V96H168ZM189 95V96H188ZM202 95V96H201ZM207 95V96H206ZM221 95V96H220ZM226 97H224V96ZM228 95H231V96H228ZM12 96V97H11ZM17 96V97H16ZM27 96V100L26 99H21V97H26ZM92 96V97H91ZM106 96V97H105ZM111 96H112V99H111ZM123 96H125V97H123ZM154 96H155V98H154ZM158 96H159V98H158ZM181 96V97H180ZM192 96H194V97H192ZM218 96V97H217ZM246 96H247V98L248 99H246ZM254 96V97H253ZM261 96V97H260ZM7 97H9L8 99H7ZM20 97V98H19ZM49 97H52L51 99L49 98ZM60 97H61V95H60ZM166 97V100L164 99V98ZM175 97V98H174ZM190 97V98H189ZM215 97V98H214ZM236 97V98H235ZM238 97V98H237ZM251 97V98H250ZM11 98V99H10ZM14 98V99H13ZM34 98V99H33ZM49 98V99H48ZM62 98V97H61ZM96 99L97 101H93V100H90V99ZM100 98H101V101H99L100 100ZM107 98V99H106ZM110 98V99H109ZM114 98V99H113ZM117 98H118V100H117ZM125 98H126V100H125ZM129 98H130V100H129ZM145 98V99H144ZM152 98V99H151ZM154 98V99H153ZM169 100H168V99ZM181 98H183V99H181ZM189 98V99H188ZM210 100H209V99ZM240 98H242V99H240ZM245 98V99H244ZM253 98V99H252ZM13 99V100H12ZM41 99V100H40ZM63 99V98H62ZM164 99V100H163ZM209 101H208V100ZM214 99V100H213ZM216 99V100H215ZM231 99V100H230ZM240 99V100H239ZM252 99V100H251ZM9 101V103H11L10 105H9V103H8V105H7V102ZM15 100V101H14ZM40 100V101H39ZM43 100V101H42ZM45 100V101H44ZM49 100H51V102L49 101ZM102 100H105V101H102ZM139 100V101H138ZM159 100V101H158ZM160 100H162V101H160ZM207 100V101H206ZM228 100V101H227ZM233 100V101H232ZM259 102H258V101ZM262 100V101H261ZM11 101V102H10ZM18 101V103H14V102H17ZM20 101V102H19ZM25 101V102H24ZM53 101V102H52ZM94 102V103H92V105H91V102ZM131 101V102H130ZM179 101V102H178ZM186 101H187V103H186ZM200 101H202L203 102V104H202V102H200ZM249 101V102H248ZM5 102V103H4ZM14 104H13V103ZM42 102V103H41ZM50 102V103H49ZM56 102V101H55ZM85 102V103H84ZM98 104H97V103ZM110 104H109V103ZM116 102V103H115ZM128 102V103H127ZM149 102V103H148ZM154 102V103H153ZM158 102V103H157ZM176 102V103H175ZM183 102H184V104H183ZM191 102V103H190ZM193 102V103H192ZM213 104V105H211V103ZM222 102V103H221ZM227 102H229V103H227ZM235 102H236V104H235ZM238 102V103H237ZM250 102H251V106H250ZM30 103V104H29ZM35 103V104H34ZM52 103V104H51ZM118 103V104H117ZM122 103V104H121ZM138 103V104H137ZM208 103V104H207ZM54 104H56L55 106H54ZM64 104V103H63ZM94 104V105H93ZM101 104V105H100ZM104 104H109V105H107L108 107H110V106H112V107H110V108H108L106 105L104 106ZM117 104V105H116ZM123 104H124V107H123ZM145 104V105H144ZM150 104L152 105V107L150 106ZM161 104V105H160ZM165 104V105H164ZM169 104V105H168ZM186 104V106L184 107L183 105H185ZM188 104H191V105H188ZM208 105V106H206V105ZM3 105V106H2ZM16 105V106H15ZM22 105V106H21ZM49 105H50V107H49ZM136 105V106H135ZM148 105L150 106V107H148ZM167 105V106H166ZM181 105L183 106V107H181ZM215 105V106H214ZM221 105V106H220ZM246 105H248V106H246ZM259 105L261 106V107H259ZM20 106V107H19ZM49 108H48V107ZM52 106H53V108H52ZM58 106V105H57ZM56 106V107H57ZM84 106V107H83ZM85 106H87V107H85ZM90 106V107H89ZM117 109L118 108V110H116L115 111V114L117 115H114V107ZM117 106V107H116ZM132 106V107H131ZM141 106V107H140ZM145 106H147V107H145ZM154 106H156V107H154ZM174 106V107H173ZM193 106H195L196 108L194 109V107ZM238 106H240V107H238ZM243 106V107H242ZM253 106V107H252ZM256 106V107H255ZM14 107V108H13ZM16 107V108H15ZM44 107V108H43ZM102 107H104L103 109L105 110V107H107V109L105 110V112L106 111H108V112H106V113H108L110 116H112V118L107 114H105V112H104V110L102 109ZM131 107V108H130ZM134 107V108H133ZM140 109V112L139 113H137L139 110H138V108ZM145 107V108H144ZM153 107H154V109H153ZM175 107H177V109L175 108ZM208 107V109H206ZM210 107H211V109H210ZM218 109H217V108ZM220 107V108H219ZM224 109H223V108ZM19 108H20V110H19ZM43 108V109H42ZM58 108V107H57ZM88 108V109H87ZM100 108H101V110H100ZM136 108H137V110H136ZM149 108V109H148ZM233 108V109H232ZM242 108V109H241ZM249 110H248V109ZM25 110V111H23V110ZM33 109V110H32ZM35 109V110H34ZM52 109V110H51ZM78 109H79V111H78ZM84 109V110H83ZM85 109H87V110H85ZM96 109V110H95ZM125 109V110H124ZM143 109H144V111H146V112H144L143 111ZM150 109H151V111H150ZM160 109V110H159ZM166 109V110H165ZM187 109V110H186ZM189 109V110H188ZM214 109V110H213ZM237 109V110H236ZM17 110V111H16ZM21 110L23 111V113L24 112H26V114L24 113H22L21 112ZM32 110V111H31ZM47 110L48 111H50V112H47ZM53 110H54V115H55V111H57L58 113H56V117L54 116V115H49L48 113H50V114H53L52 112H53ZM66 110H67V112H66ZM81 110V111H80ZM103 110V111H102ZM111 110H113V114H111L112 112H111ZM132 110V111H131ZM157 110V111H156ZM173 110V111H172ZM181 110V111H180ZM184 110V111H183ZM203 110V111H202ZM208 110V111H207ZM230 110V111H229ZM6 111V112H5ZM21 112L22 114H18V112ZM47 112L46 114H45V112ZM52 111V112H51ZM160 111V112H159ZM178 111L180 112V113H183V114H181L180 115V113H178ZM194 111V112H193ZM210 111V112H209ZM226 111V112H225ZM233 111H235V112H233ZM238 111V112H237ZM253 111V112H252ZM258 111H260V112H258ZM262 111V112H261ZM6 114H5V113ZM8 112V113H7ZM27 112H28V114H27ZM63 113V114H61V113ZM65 112V113H64ZM70 112L72 113V114H70ZM75 112V113H74ZM85 112H87V113H85ZM143 112H144V114H143ZM150 112V113H149ZM174 112H176V113H174ZM190 112V113H189ZM225 114H223V113ZM230 112H231V114H230ZM255 112V113H254ZM12 113H15V114H12ZM32 113H33V117H32ZM35 113V114H34ZM74 113V114H73ZM99 113H100V115H99ZM104 113V115H102ZM135 113V114H134ZM147 113H149V114H147ZM155 113V114H154ZM159 113H161V114H159ZM164 113H165V115H166V117H165V115H164ZM184 113H186V116H185V114ZM221 113V114H220ZM247 113V114H246ZM10 116H9V115ZM44 114V115H43ZM61 115V116H59V115ZM65 114V115H64ZM67 114V115H66ZM70 116H69V115ZM82 114V115H81ZM132 114V115H131ZM141 115V116H139V115ZM148 116H147V115ZM153 114V115H152ZM159 114V115H158ZM163 114V115H162ZM197 114V115H196ZM199 114V115H198ZM201 114V115H200ZM215 114V115H214ZM240 116H239V115ZM244 114V115H243ZM248 114H249V116H248ZM254 114V115H253ZM13 115V116H12ZM17 115V116H16ZM26 115V116H25ZM39 115V116H38ZM58 115V116H57ZM84 115V116H83ZM87 115V116H86ZM92 115V116H91ZM144 115V116H143ZM155 115V116H154ZM170 115V116H169ZM176 115V116H175ZM183 115V116H182ZM208 115V116H207ZM217 115H218V117H217ZM219 115H220V117H219ZM35 116V117H34ZM42 118H41V117ZM50 116V117H49ZM53 116V118H55L54 120H51L50 118ZM75 116V117H74ZM76 116H77V118H76ZM95 116V117H94ZM149 116H151V117H149ZM157 116V117H156ZM199 116V117H198ZM246 116H248V117H246ZM254 116H255V118H254ZM8 117V118H7ZM14 117V118H13ZM28 117H29V119H28ZM32 117V118H31ZM44 117V118H43ZM46 117H48L49 119H47L46 120ZM59 117V118H58ZM86 117V118H85ZM90 117V118H89ZM93 117V118H92ZM135 117V118H134ZM153 117H155V118H153ZM165 117V118H164ZM175 117H177V118H175ZM208 117H210V118H208ZM242 117V118H241ZM245 117V118H244ZM256 117H257V119H256ZM2 118V119H1ZM16 118H17V120H16ZM22 118V119H21ZM25 118V119H24ZM52 118V119H53ZM68 118V119H67ZM74 118V119H73ZM101 118H102V120H101ZM104 118H106V119H104ZM119 118H120V120H119ZM123 118V121L121 120ZM140 118V119H139ZM141 118H143V119H141ZM146 118V119H145ZM151 118V119H150ZM163 118H164V120H163ZM171 120L170 121V123H169V119ZM172 118V119H171ZM181 118V119H180ZM183 118V119H182ZM194 118V119H193ZM207 118V119H206ZM216 118V119H215ZM226 118V119H225ZM227 118H228V120H227ZM233 118V119H232ZM252 118V119H251ZM253 118H254V121H253ZM261 118H263V119H261ZM12 119V120H11ZM21 119V120H20ZM57 119V120H56ZM66 119V120H65ZM73 119V120H72ZM76 119V120H75ZM96 121H95V120ZM109 119H111V120H109ZM127 119V120H126ZM168 121H167V120ZM174 119V120H173ZM178 119V120H177ZM186 119V120H185ZM206 121H205V120ZM226 120V121H224V120ZM245 119V120H244ZM19 120V121H18ZM49 120V121H48ZM101 120V121H100ZM107 120V121H106ZM127 122H126V121ZM140 122H138V121ZM152 120V121H151ZM160 120V121H159ZM180 120V121H179ZM224 122H223V121ZM261 120V121H260ZM5 121V122H4ZM33 121V122H32ZM47 121V122H46ZM53 121H54V123H53ZM64 121V122H63ZM79 121V122H78ZM110 121H112L111 123H110ZM115 121V122H114ZM157 121H158V123H157ZM162 121V122H161ZM189 121H190V123H189ZM238 121V122H237ZM248 121V122H247ZM250 121V122H249ZM253 121V122H252ZM7 122H8V124H7ZM25 122V123H24ZM33 124H32V123ZM52 122V123H51ZM93 122H96V123H93ZM105 122V123H104ZM137 122V123H136ZM152 122V123H151ZM181 122H183V123H181ZM192 122H193V125H192ZM204 122V123H203ZM209 122V123H208ZM228 122V123H227ZM12 123V124H11ZM20 123V124H19ZM38 123H41V124H38ZM49 123H51V124H49ZM81 123V124H80ZM109 123V124H108ZM114 123V124H113ZM147 123H149L148 125H147ZM166 123V124H165ZM169 123V124H168ZM177 123H178V126H177ZM214 123H217V124H214ZM232 123V124H231ZM246 123V124H245ZM256 124V125H254V124ZM260 124V125H257V124ZM263 123V124H262ZM7 124V125H6ZM31 124V125H30ZM43 124V125H42ZM45 124V125H44ZM48 124V125H47ZM69 124V125H68ZM75 124V125H74ZM77 124V125H76ZM83 124V125H82ZM84 124H86V125H84ZM111 124V125H110ZM117 124V125H116ZM136 124V126H134ZM137 124H139L138 126H137ZM161 124V125H160ZM172 124H173V126H172ZM176 124V125H175ZM183 124V125H182ZM207 124V125H206ZM253 124V125H252ZM18 125V126H17ZM20 125H21V127H20ZM47 125V126H46ZM53 125V126H52ZM57 125V126H56ZM82 125V126H81ZM154 125H156V126H158V127H154ZM164 125V126H163ZM187 125V126H186ZM200 125V126H199ZM228 125V126H227ZM231 125V126H230ZM237 125V126H236ZM263 127H262V126ZM86 126H87V128H86ZM110 126H112V128L110 127ZM115 126V127H114ZM127 127V128H124L123 129V127ZM143 126V127H142ZM176 126V127H175ZM182 126H184V127H182ZM193 126V127H192ZM205 126H207V127H205ZM219 126V127H218ZM243 126V127H242ZM251 126V127H250ZM260 126V127H259ZM7 128V131H6V129L5 128ZM20 127V128H19ZM89 127V128H88ZM93 127V128H92ZM96 127V128H95ZM103 127V128H102ZM114 127V128H113ZM119 127V128H118ZM121 127H122V129H121ZM136 127V128H135ZM170 127V128H169ZM181 127V128H180ZM196 127V128H195ZM201 127V128H200ZM226 129H225V128ZM248 127V128H247ZM257 127V128H256ZM8 128H10V129H8ZM25 130H24V129ZM28 128V129H27ZM69 128V130H67ZM99 128V129H98ZM109 128V129H108ZM116 128V129H115ZM131 128H132V130H131ZM149 128V129H148ZM160 128V129H159ZM174 128V129H173ZM198 128V129H197ZM206 128V129H205ZM221 128H222V130H221ZM237 128H239V130L237 129ZM245 128H247V129H245ZM256 128V129H255ZM5 131H4V130ZM13 129V130H12ZM23 129V130H22ZM32 129V130H31ZM74 129V130H73ZM79 129V130H78ZM81 129V130H80ZM83 129V130H82ZM114 129V130H113ZM117 129H120V131L119 130H117ZM134 129V130H133ZM143 129H145V130H143ZM146 129H147V131H146ZM176 129V130H175ZM180 129H181V131H180ZM186 129V130H185ZM191 129V130H190ZM194 131H193V130ZM205 129V130H204ZM225 129V130H224ZM243 129V130H242ZM248 129H250L249 131H248ZM252 129V130H251ZM258 129V130H257ZM16 132H19L18 134L16 133L15 134V131ZM19 130V131H18ZM29 130V131H28ZM32 132H31V131ZM37 130H38V132H37ZM41 130H43V131H41ZM91 130V131H90ZM107 130H110L109 132L107 131ZM113 130V131H112ZM124 130V132H122ZM128 130V131H127ZM129 130H131V131H129ZM139 131V132H136V131ZM159 130V131H158ZM164 130H167V131H164ZM169 130H171L172 132H169ZM178 130V131H177ZM182 130H184V131H182ZM189 130V131H188ZM197 130V131H196ZM236 130V131H235ZM245 130H246V132H245ZM260 130H261V132H260ZM44 131H45V133H44ZM48 131V132H47ZM55 131V132H54ZM62 131V132H61ZM64 131H67V132H69V133H66V132H64ZM82 131V132H81ZM93 131V132H92ZM118 131V132H117ZM144 131V132H143ZM191 131V132H190ZM215 131V132H214ZM220 131V132H219ZM227 131V132H226ZM230 131V132H229ZM233 131V132H232ZM253 131V132H252ZM254 131H255V133H254ZM0 132V133H1ZM13 132H14V134H13ZM47 132V133H46ZM52 132V133H51ZM60 132H61V134H60ZM73 132V133H72ZM79 134H78V133ZM91 132V133H90ZM105 132V134H103ZM115 132V133H114ZM131 132V133H130ZM146 132V133H145ZM148 132H150V133H148ZM162 132V133H161ZM175 132H176V136H174L175 135ZM178 132V133H177ZM179 132H181V133H179ZM185 132V133H184ZM190 132V133H189ZM197 132V133H196ZM250 132V133H249ZM252 132V133H251ZM256 132H258V133H256ZM263 132V133H262ZM51 133V134H50ZM96 133V134H95ZM119 133H121V134H119ZM129 133V134H128ZM161 133V134H160ZM196 135H195V134ZM206 133H207V135H209V136H207L206 135ZM230 133V134H229ZM234 133H236V134H234ZM239 134V136H238V134ZM260 133V134H259ZM8 134V133H7ZM20 134V135H19ZM27 134V135H26ZM118 134V135H117ZM123 134H125V136H127L126 138H125V136H123ZM131 134V135H130ZM143 134V135H142ZM147 134V135H146ZM152 134V135H151ZM154 134V135H153ZM181 134V135H180ZM250 136H249V135ZM23 135V136H22ZM36 135V136H35ZM68 135V136H67ZM73 135V136H72ZM77 137H76V136ZM133 136V137H130V136ZM164 135H166L165 137H166V139L164 138ZM169 135V136H168ZM179 135H180V137H179ZM189 135V136H188ZM192 135V136H191ZM241 135V136H240ZM24 136L26 137V138H28V139H24ZM52 136V138H50ZM56 136V137H55ZM58 136V137H57ZM64 137L63 139H64V142H66L67 140L69 141H67L66 143H64V142H61V140L63 141V139H62V137ZM88 136H89V138H88ZM103 136V137H102ZM108 136V137H107ZM111 136H113V139L114 140H112V137ZM120 136V137H119ZM144 136V137H143ZM172 136V137H171ZM187 138H186V137ZM229 136V137H228ZM254 136V137H253ZM31 137V138H30ZM80 137V138H79ZM91 137V138H90ZM93 137V138H92ZM96 137V138H95ZM123 137V138H122ZM135 137H137V138H135ZM154 137V138H153ZM176 137H178V138H176ZM211 137H213V138H211ZM220 137V138H219ZM23 138V139H22ZM33 138H35V139H33ZM46 138V137H45ZM45 138H43V140L45 139ZM57 138V139H56ZM59 138V139H58ZM67 138V139H66ZM71 140H70V139ZM84 138V139H83ZM128 138V139H127ZM159 138V139H158ZM195 138V139H194ZM249 138V139H248ZM259 138V139H258ZM5 139V138H4ZM3 139V140H4ZM14 140V142L12 143V141ZM22 139V140H21ZM33 140V142L35 143H33L32 142V140ZM54 139H55V141H54ZM74 139H76L75 141H74ZM100 139V140H99ZM110 139V140H109ZM123 139H126V140H123ZM137 139V140H136ZM144 139V140H143ZM173 139V140H172ZM177 139H178V141H177ZM180 139V140H179ZM204 141H203V140ZM245 139V140H244ZM250 139H252V141L250 140ZM262 139V140H261ZM6 140H4V142L6 141ZM57 140L60 142H57ZM66 140V141H65ZM82 140V142H78V141H81ZM88 140V141H87ZM104 140H105V142H104ZM123 140V141H122ZM134 140H136V141H134ZM182 140V141H181ZM193 140V141H192ZM224 140V141H223ZM232 142H231V141ZM240 140V141H239ZM251 141V142H249V141ZM255 140V141H254ZM262 142H261V141ZM16 141V142H15ZM24 141V142H23ZM99 141V142H98ZM109 141V142H108ZM115 141V142H114ZM127 141V142H126ZM141 143H140V142ZM169 141V142H168ZM189 141H191V143L189 142ZM231 143H230V142ZM234 141V142H233ZM243 141V142H242ZM245 141V142H244ZM3 142V143H4ZM30 142H32V143H30ZM121 142V143H120ZM143 142V143H142ZM155 142V143H154ZM156 142H158V143H156ZM187 142V143H186ZM30 143V144H29ZM62 143V144H61ZM64 143V144H63ZM100 143H101V145H100ZM105 143V144H104ZM114 144V146H113V144ZM196 143V144H195ZM202 143H205V144H202ZM208 143V144H207ZM230 143V144H229ZM263 143V144H262ZM12 144H13V146H12ZM26 144V145H25ZM28 144V145H27ZM62 146H61V145ZM67 144H69V145H67ZM110 144V145H109ZM116 144V145H115ZM129 144V145H128ZM140 144V145H139ZM162 144H163V146H162ZM194 144V145H193ZM202 144V145H201ZM219 144V145H218ZM225 144V145H224ZM239 144V145H238ZM251 144V145H250ZM261 144V145H260ZM20 145H22V146H20ZM25 145V146H24ZM37 145V144H36ZM66 147H65V146ZM92 145V146H91ZM108 145V146H107ZM112 145V146H111ZM156 145H157V147H156ZM161 145V146H160ZM182 145V146H181ZM213 145V146H212ZM230 145V146H229ZM247 145V146H246ZM251 147H250V146ZM253 145H254V147H253ZM16 146V145H15ZM24 146V147H23ZM56 146V147H57ZM70 146V147H69ZM105 146H107V148H109V149H107L106 150V148H105ZM171 146H172V149H171ZM177 146V147H176ZM186 146H188V147H186ZM210 146V147H209ZM223 146H225V147H223ZM93 147V148H92ZM119 147H121V148H119ZM141 147V148H140ZM167 147V148H166ZM220 147H222V148H220ZM250 147V148H249ZM261 147V148H260ZM42 149L44 148V150L45 151H48V150H50L51 149V147H49V148H47L46 146H44V147H41ZM94 148H96V149H94ZM102 148V149H101ZM118 148V149H117ZM125 148V149H124ZM128 148V149H127ZM174 148V149H173ZM178 148V149H177ZM213 148V149H212ZM226 148V149H225ZM258 148V149H257ZM31 149V148H30ZM48 149V150H47ZM71 149V148H70ZM89 149H91V150H89ZM101 149V150H100ZM139 149V150H138ZM153 149V150H152ZM177 149V150H176ZM205 149V150H204ZM252 149V150H251ZM255 149V150H254ZM260 149V150H259ZM31 150H33V149H31ZM96 150V151H95ZM106 150V153L104 152ZM123 150V151H122ZM135 150V151H134ZM151 150V151H150ZM177 151V153H179V154H177L176 153V151ZM182 150V151H181ZM204 151V153H203V151ZM219 150V151H218ZM221 150V151H220ZM224 150V151H223ZM244 150H246V151H244ZM87 151H89V152H87ZM90 151H91V153H90ZM102 152V154H99L98 152ZM112 151V152H111ZM126 153H125V152ZM173 151V152H172ZM184 151V152H183ZM199 151V152H198ZM209 151L211 152L210 154H209ZM214 151V152H213ZM239 151V152H238ZM32 152V151H31ZM97 154H96V153ZM105 153V155L103 156V154ZM133 152V153H132ZM186 152V153H185ZM241 152V153H240ZM259 152V153H258ZM42 153L44 154V151H42ZM50 153V154H49ZM83 153V152H82ZM95 155H94V154ZM108 153V154H107ZM118 153V154H117ZM129 153V154H128ZM157 153H159L160 155H157ZM199 153V154H198ZM206 153V154H205ZM208 153V154H207ZM216 153H218V155L216 154ZM244 153V154H243ZM252 153V154H251ZM20 154V155H19ZM45 154H47L49 157L48 158H50V156L52 157V158H54L53 157V155H54V152L53 153H51V151H48L47 153H45ZM57 154V153H56ZM60 154V153H59ZM59 154H57V155H59ZM92 155V156H90V155ZM117 154V155H116ZM139 154V155H138ZM147 154H150V155H147ZM173 154V155H172ZM176 154V155H175ZM189 154V155H188ZM198 154V155H197ZM239 154H240V156H239ZM247 154V155H246ZM250 154V155H249ZM56 155V156H57ZM70 155V157H68V156ZM83 155V157H84V153L82 154ZM88 155V156H87ZM103 157H102V156ZM108 155V156H107ZM115 155V156H114ZM136 155H138L137 157L138 158H136ZM168 155V156H167ZM202 155H203V157H202ZM212 155V156H211ZM242 155V156H241ZM253 155V156H252ZM19 156V157H18ZM55 156V159L57 158H59L58 159V162L59 161H61L62 159H63V157L62 156H57L56 157ZM111 156H113L112 158H111ZM126 156H127V158H126ZM170 156V157H169ZM187 156V157H186ZM197 156V157H196ZM200 156V157H199ZM235 156V157H234ZM244 156V157H243ZM14 157V156H13ZM18 157V158H17ZM68 157V158H67ZM129 157V158H128ZM133 157V158H132ZM141 157V158H140ZM162 157V158H161ZM189 157V158H188ZM193 157V158H192ZM199 157V158H198ZM205 157V158H204ZM215 157H217V158H215ZM219 157V158H218ZM227 157V158H226ZM51 158V159H52ZM100 158V159H101ZM117 158V159H116ZM125 158V159H124ZM159 158V159H158ZM178 158H180V159H178ZM225 158H226V160H225ZM247 158H249V159H247ZM57 159H56V162H57ZM99 159V160H100ZM107 159V160H106ZM110 159V160H109ZM119 159H120V162H119ZM132 159V160H131ZM140 159V160H139ZM170 159V160H169ZM172 159V160H171ZM215 159V160H214ZM254 159V160H253ZM258 159V160H257ZM14 160V159H13ZM11 161L12 162V166L13 165H16L15 163L13 164V162L14 161ZM135 162H134V161ZM148 160V161H147ZM154 160H155V163H154ZM164 160H165V162H164ZM182 160V161H181ZM190 160H191V162H190ZM209 160H210V162H209ZM245 160V161H244ZM256 160V161H255ZM66 161V160H65ZM106 162V164L108 165H106L105 164V162ZM133 161V162H132ZM139 161V162H138ZM150 161H151V164H150ZM159 163H158V162ZM178 161V162H177ZM225 161V162H224ZM227 161V162H226ZM67 162V161H66ZM69 162H70V160H69ZM128 162V163H127ZM130 162V163H129ZM174 162V163H173ZM193 162H196V163H193ZM217 162V163H216ZM230 162V163H229ZM115 163H116V165H115ZM126 163V164H125ZM138 163V164H137ZM143 165H142V164ZM167 163V164H166ZM169 163V164H168ZM176 163V164H175ZM178 163H180V164H178ZM184 163V164H183ZM190 163V164H189ZM220 163V164H219ZM227 163H229V165L227 164ZM252 164V166H251V164ZM254 163V164H253ZM256 163V164H255ZM261 163V164H260ZM9 163H7L6 165H8ZM127 164H129V165H127ZM164 164V165H163ZM174 164V165H173ZM181 164H182V166H181ZM247 164H250V166L249 165H247ZM263 164V165H262ZM119 165V166H118ZM124 167H123V166ZM131 165H133L132 167H131ZM138 167H137V166ZM140 165V166H139ZM154 165V166H153ZM162 165V166H161ZM166 165V166H165ZM192 165V166H191ZM195 167H194V166ZM216 165V166H215ZM223 167H222V166ZM228 165V166H227ZM236 165H238L237 167H236ZM247 165V166H246ZM153 166V167H152ZM161 166V167H160ZM168 166H169V168H168ZM207 166H209V167H207ZM220 166V167H219ZM227 166V167H226ZM232 166V167H231ZM242 166V167H241ZM245 166V167H244ZM256 166V167H255ZM146 167V168H145ZM164 167V168H163ZM166 167V168H165ZM175 167V168H174ZM180 167H182V168H180ZM186 167V168H185ZM212 167V168H211ZM231 167V168H230ZM247 167V168H246ZM259 167V168H258ZM143 168V170H139V169H142ZM144 168H145V171H144ZM149 168V169H148ZM153 168V169H152ZM163 168V169H162ZM172 168V169H171ZM180 168V169H179ZM197 170H196V169ZM213 168H215V169H213ZM222 168V169H221ZM224 168V169H223ZM250 168V169H249ZM255 168V169H254ZM260 168H262V169H260ZM128 169V170H127ZM135 169V170H134ZM152 169V170H151ZM195 169V170H194ZM209 169V170H208ZM228 169V170H227ZM237 169V170H236ZM257 169V170H256ZM260 169V170H259ZM89 169H87V170H84L85 172H83V173H87V171H88ZM166 170H168V171H170V172H166ZM171 170H173V171H171ZM201 170H203V171H201ZM212 170V171H211ZM240 170V171H239ZM250 171L249 173H248V171ZM5 171H7L6 170V168H5ZM15 171V170H14ZM65 171L66 172H68L69 170L68 169H65ZM80 171V170H79ZM79 171L77 172V173H75V174H78L79 176H80V178H79V176L77 175V179L78 180H76L75 178L73 179V178H71L72 176H71V174L69 175H66V177L65 176H62L63 178H62V180L64 179V178H66V180H67V177H68V179L69 180H63V181H66L65 182V184L67 185V186H69V185H71V184H69V182L71 181V179H73V181H72V183L74 184V185H76V183H77V185H79L80 184V180H81V178H83V176L81 175V174H83L82 172H80L79 173ZM82 171H83V169H82ZM132 173H131V172ZM146 171H148V173H146ZM152 171H154L153 172V174H152ZM156 171V172H155ZM157 171H158V174H157ZM185 171H186V173H185ZM231 171H232V173H231ZM234 171H236L235 173H234ZM239 171V172H238ZM243 171V172H242ZM254 171H256V172H254ZM258 171V172H257ZM58 172V173H57ZM56 172V174H58V175H61L62 174V170H60V172L61 173H59V171H57ZM112 172V175L110 174ZM121 172H122V174H121ZM126 172V173H125ZM130 172V173H129ZM151 172V173H150ZM163 172H165V173H163ZM171 172H173V173H171ZM177 172V173H176ZM181 174V176H179V173ZM184 172V173H183ZM226 172H228V174L226 173ZM261 172V173H260ZM5 173V172H4ZM135 173H137V174H135ZM143 173V174H142ZM168 173V174H167ZM192 173V174H191ZM199 173V174H198ZM237 173V174H236ZM239 173V174H238ZM243 175H242V174ZM9 174V175H8ZM12 174H13V176H12ZM18 175L17 173H16V171L15 172H12L11 174H10V172L8 173V172H6V174L5 175H3V177L0 179V181H4V180H7V181H10V180H14L17 176L16 175ZM31 174V173H30ZM129 174V175H128ZM136 176H135V175ZM146 174V175H145ZM160 174V175H159ZM176 174H178V176L176 175ZM185 174H186V176H185ZM205 174V175H204ZM207 174V175H206ZM221 174H222V176H221ZM224 174V175H223ZM246 174V175H245ZM10 175L13 177V178H11L10 177ZM15 175V176H14ZM111 175V176H110ZM121 175V177L119 178V176ZM153 176V178H152V176ZM227 175V176H226ZM8 176L10 177V178H8ZM48 176V175H47ZM71 176V177H70ZM76 176V175H75ZM82 176V177H81ZM159 176H160V178H159ZM162 176V177H161ZM167 176V177H166ZM184 176V177H183ZM193 176V177H192ZM231 176H232V178H231ZM238 176V177H237ZM50 177V176H49ZM54 177V176H53ZM74 177V176H73ZM112 177H114V178H112ZM128 177V178H127ZM145 177V178H144ZM155 177V178H154ZM170 177H172V179L173 180H171L170 179ZM202 177V178H201ZM209 177H211V178H209ZM213 177V178H212ZM229 177V178H228ZM236 177V178H235ZM242 177V178H241ZM249 177H251V178H249ZM260 177V178H259ZM8 178V179H7ZM107 178H105V179H107ZM117 178V179H116ZM129 178H131V179H129ZM158 178V179H157ZM186 178V179H185ZM204 178V179H203ZM208 179V180H206V179ZM218 178V179H217ZM231 178V179H230ZM254 178V179H253ZM80 179V180H79ZM133 179V180H132ZM143 179V180H142ZM148 179V180H147ZM153 179V180H152ZM156 179V180H155ZM179 179V180H178ZM192 179V180H191ZM243 179V180H242ZM263 179V180H262ZM53 180H55V178L53 179ZM117 180V181H116ZM123 180V181H122ZM128 180V181H127ZM145 180H147V181H145ZM169 180H171V181H169ZM181 180V181H180ZM187 180H189V181H187ZM195 180V181H194ZM198 180V181H197ZM200 180V181H199ZM227 180V181H226ZM238 181V183H237V181ZM243 182H242V181ZM249 180V181H248ZM6 181V182H7ZM15 181H16V179H15ZM14 181V184L15 183H17V182H15ZM77 181V182H76ZM131 181H133V182H131ZM135 181V182H134ZM144 181V182H143ZM149 181V182H148ZM166 181V182H165ZM180 181V182H179ZM223 181V182H222ZM247 181V182H246ZM262 181V182H261ZM75 182V183H74ZM106 182V181H105ZM104 182V183H105ZM118 182H120V183H118ZM160 182V183H159ZM168 182V183H167ZM186 182V183H185ZM190 182L192 183V184H190ZM234 182H236V183H234ZM11 183H13V181L11 182L10 181V183L9 182H7V185L8 186H11ZM56 183H57V180H56ZM68 183V184H67ZM79 183V184H78ZM104 183H102L104 186L106 185V187L108 186L106 183L104 184ZM125 183V184H124ZM127 183V184H126ZM139 183V184H138ZM146 183V184H145ZM157 183H158V185H157ZM165 183V184H164ZM175 183H177V184H175ZM219 183V184H218ZM221 183V184H220ZM233 183V184H232ZM242 185H241V184ZM249 183V184H248ZM252 185H251V184ZM259 185H258V184ZM263 183V184H262ZM72 184V185H73ZM130 184V185H129ZM134 184V185H133ZM142 184V185H141ZM156 184V185H155ZM162 184L164 185V186H162ZM169 185V186H167V185ZM194 184V185H193ZM222 184H224V185H222ZM248 184V185H247ZM255 184V185H254ZM117 185V186H116ZM137 185V186H136ZM141 185V188L139 187ZM144 185H146V186H144ZM183 185H184V187H183ZM193 187H192V186ZM236 185V186H235ZM245 185H247V186H245ZM250 185V186H249ZM55 186V185H54ZM130 186V187H129ZM156 186H158V187H156ZM162 186V187H161ZM170 186H171V188H170ZM189 186V187H188ZM191 186V187H190ZM214 188H213V187ZM219 186V187H218ZM226 186V187H225ZM227 186H229V188L227 187ZM233 186V187H232ZM259 186V187H258ZM83 187V186H82ZM86 187V186H85ZM105 187V188H106ZM116 187V188H115ZM151 187V188H150ZM156 187V188H155ZM167 187V188H166ZM187 187V188H186ZM204 187V189H202ZM255 187V188H254ZM263 189H262V188ZM137 189V190H135V189ZM139 188V189H138ZM158 188V189H157ZM175 188V189H174ZM182 188V189H181ZM197 188H199L198 190H197ZM216 188H219L220 190H218V189H216ZM223 188V189H222ZM224 188H226V189H228V190H225ZM237 188H239V189H237ZM119 189V190H118ZM121 189V190H120ZM162 189V190H161ZM201 189V190H200ZM207 189V190H206ZM213 189H215V191L213 190ZM229 189H231V190H229ZM245 191H247V192H245ZM254 189V190H253ZM257 189V190H256ZM144 190V191H143ZM146 190H147V192H146ZM154 191V193H153V191ZM165 190V192L166 193H164L163 191ZM173 190V191H172ZM208 190H210V191H208ZM216 190H218V191H220L221 193L219 194L218 193V191L216 192ZM242 190V191H241ZM251 190V191H250ZM260 190V191H259ZM97 191V190H96ZM118 191V192H117ZM156 191H157V194H156ZM161 191V192H160ZM175 191H177V192H175ZM182 191V192H181ZM193 191V192H192ZM196 191H198L197 193H200V195H198L197 193H196ZM209 193H208V192ZM225 191V192H224ZM227 191H228V195L226 196V193H227ZM235 191V192H234ZM237 191V192H236ZM138 192V193H137ZM179 192H181V193H179ZM188 193V195H187V193ZM206 193L205 195L204 194H202V193ZM231 192H232V194H231ZM234 192V193H233ZM244 192V193H243ZM256 192V193H255ZM67 193V192H66ZM66 193L65 192H63L62 191V194H60V191L58 192V197H56L57 198V200H59L60 199V201L63 199V198H66L67 197V195H66ZM106 193V192H105ZM123 195H122V194ZM152 193V194H151ZM161 193H164V194H161ZM169 193V194H168ZM196 193V194H195ZM225 193V194H224ZM238 193H239V195H238ZM241 193H243V194H241ZM263 193V195H261ZM119 194V195H118ZM128 194V195H127ZM130 194V195H129ZM137 194V195H136ZM148 195V196H146V195ZM149 194H151V195H149ZM154 194V195H153ZM159 194H161L160 195V197H159ZM166 194V195H165ZM171 194V195H170ZM174 194V195H173ZM182 194H184V195H182ZM213 194V195H212ZM214 194H219V195H215V197L217 198H212V197H214ZM224 194V195H223ZM251 194V195H250ZM252 194H255V195H253L252 196ZM260 194V195H259ZM65 195V196H64ZM131 195H133V196H131ZM153 195V196H152ZM157 195V196H156ZM178 197H177V196ZM186 195V196H185ZM194 195V196H193ZM202 195V196H201ZM207 195V196H206ZM222 197H221V196ZM232 195V196H231ZM118 196V198H116ZM144 196H146V200H145V197ZM165 196V198L163 199V197ZM169 196V197H168ZM190 196H192V197H189ZM201 197V198H203V199H201V198H199V197ZM205 196V197H204ZM231 198H229V197ZM235 196V197H234ZM241 196V197H240ZM245 196V197H244ZM13 197V196H12ZM63 197V198H62ZM108 197V198H107ZM124 197H128L127 199H128V201H127V199L126 198H124ZM154 197H156L155 199H154ZM157 197H159L158 199H157ZM174 197V198H173ZM180 197V198H179ZM188 198V199H186V198ZM196 197V198H195ZM207 197H208V199H207ZM210 197V198H209ZM221 199H220V198ZM225 197H228V198H226L225 199ZM237 197V198H236ZM252 197V198H251ZM262 197V198H261ZM59 198V199H58ZM98 198H100L99 200H98ZM110 198V199H109ZM161 198V199H160ZM172 198V199H171ZM218 198L221 200H218ZM225 200H223V199ZM238 198H240V199H238ZM261 198V199H260ZM73 199H74V201L75 202H77V203H75L74 201H73ZM97 199V200H96ZM163 199V200H162ZM175 199V200H174ZM182 199V200H181ZM199 199V200H198ZM214 199H216V200H214ZM242 199V201H240ZM88 200V201H87ZM107 200H109V201H107ZM111 200H113V201H111ZM118 200H121V201H118ZM147 200H149V201H147ZM156 200H157V202H156ZM167 200H169V201H167ZM195 200V201H194ZM198 200V201H197ZM212 200V201H211ZM231 200V201H230ZM240 201V203L238 202V201ZM245 200V202L243 203V201ZM257 200V201H256ZM117 201V202H116ZM124 201V202H123ZM136 201V203L134 204L133 202H135ZM138 201V202H137ZM160 203H159V202ZM180 201V202H179ZM181 201H184V202H181ZM202 201L204 202V203H202ZM211 201V202H210ZM222 201H223V203H222ZM230 201V202H229ZM237 203H236V202ZM246 201H247V203H246ZM253 201V202H252ZM255 201V202H254ZM261 201V202H260ZM68 202H67V204H68ZM86 202H88L87 204H86ZM115 202V203H114ZM122 202V203H121ZM129 202V203H128ZM130 202H132V203H130ZM140 202H142L141 204H140ZM169 204H168V203ZM195 202V203H194ZM202 203V204H199V203ZM234 202H235V206H234ZM79 203V204H78ZM82 203H83V205H82ZM97 203H98V208H97ZM178 203H179V205H178ZM183 203V204H182ZM186 203V204H185ZM188 203V204H187ZM191 203H193V204H191ZM207 205H206V204ZM211 205H210V204ZM218 205H217V204ZM14 205H15V203H13ZM12 204V205H13ZM21 204V202L19 203V205ZM24 204V202L22 203V205ZM72 205V207H70L71 205ZM90 206H89V205ZM93 204H95V205H93ZM105 204V205H104ZM122 204V205H121ZM159 204V205H158ZM161 204V205H160ZM172 204H174V205H172ZM176 204V205H175ZM182 204V205H181ZM195 204V205H194ZM199 204V205H198ZM229 204H230V207H229ZM232 204V205H231ZM238 204H240V205H238ZM14 205L11 207V208H8V209H3V211L1 212V214L3 215L2 216V219H4V217L6 216V220L5 221H8V219H10V216H11V221L10 222H16V218H18L17 220V222L15 223V224H18V222L20 221V220H23L24 218V220H25V222H26V219H27V222H31L32 220L34 221V219L36 218V219H39V218H42L43 216H45V212H46V210L45 211H43L42 210V212H44V213H42L41 211V213L39 214V213H37V212H34L33 214L31 213L30 215H26V216H23L22 217V219H19V216L20 215H16L15 216V213H16V210H17V208H15L16 207V205H17V203H16V205H15V207H14ZM18 205V206H19ZM28 205V204H27ZM75 205V206H74ZM80 206V208H79V206ZM88 205V206H87ZM102 207H101V206ZM140 205V206H139ZM142 205V206H141ZM167 206L168 205V207L170 206V208H168V210H167V213L166 214H164L165 212H166V210H164L165 208L167 209V207H165V206ZM184 205V206H183ZM194 205V206H193ZM214 205V206H213ZM225 206V208H224V206ZM239 207V208H237V206ZM242 205V206H241ZM249 205V206H248ZM252 205V206H251ZM253 205H255V206H253ZM260 205V206H259ZM76 206H78L77 207V209H76ZM82 206V207H81ZM92 206H93V208H92ZM99 206H100V208H99ZM150 206H153V207H150ZM162 206H164V208L162 207ZM188 206V207H187ZM198 207V208H196V207ZM219 206V207H218ZM234 206V207H233ZM245 206V207H244ZM74 207V208H73ZM108 207V208H107ZM140 207V208H139ZM145 207V208H144ZM155 207V208H154ZM186 207V208H185ZM209 207V208H208ZM214 207V208H213ZM218 207V208H217ZM15 208V209H14ZM82 208H87V211L85 210V209H83L82 210ZM94 208H97V209H94ZM105 208V209H104ZM138 208V209H137ZM149 208V209H148ZM192 208V209H191ZM194 208V209H193ZM202 208V209H201ZM219 208H222L221 210H218ZM246 209V210H244V209ZM259 208V209H258ZM73 209H74V212H73ZM102 209V210H101ZM106 209H108V210H106ZM113 209H115V210H113ZM139 209L141 210V209H143V211L141 212V211H139ZM164 211H163V210ZM177 209V210H176ZM178 209H180V210H178ZM211 209V210H210ZM234 209H235V211H234ZM242 209H243V211H242ZM69 210V211H68ZM110 210V211H109ZM134 210H135V212H134ZM137 210V211H136ZM151 211V212H149V211ZM158 210V211H157ZM170 210H172L171 212H170ZM182 210V211H181ZM191 210V211H190ZM195 210V211H194ZM202 210H204V212L202 211ZM206 210V211H205ZM210 210V211H209ZM218 210V211H217ZM254 210V211H253ZM258 210H259V212H258ZM263 210V211H262ZM9 211V212H8ZM14 211V212H13ZM66 211V212H65ZM82 211V212H81ZM86 211V212H85ZM109 211V212H108ZM139 211V212H138ZM145 211V212H144ZM155 211V212H154ZM163 211V216H166L165 218L161 215L162 212ZM169 211V212H168ZM178 211V212H177ZM187 211V212H186ZM193 211V212H192ZM215 212L214 214H213V212ZM221 211V212H220ZM224 211V212H223ZM247 211V212H246ZM13 212V213H12ZM71 213L69 216H68V214L69 213ZM88 212V213H87ZM113 212V213H112ZM146 214V215H144V213ZM147 212L148 213H150V214H148L147 215ZM158 212H160V214L158 215ZM172 212L173 213H175V214H173L172 215ZM177 212V213H176ZM183 212V213H182ZM184 212H185V214H184ZM198 212V213H197ZM210 212H212V214H210ZM217 212V213H216ZM230 212V213H229ZM248 212L250 213V215H248ZM254 212V213H253ZM37 213V214H36ZM48 213V212H47ZM63 213H64V215H63ZM66 213V214H65ZM68 213V214H67ZM86 213H87V215H86ZM109 213V214H108ZM155 213V214H154ZM180 213H182V214H180ZM190 213V214H189ZM192 213V214H191ZM198 215H197V214ZM222 213H223V216H222ZM143 214V215H142ZM151 214H153L152 216H150ZM168 214V215H167ZM170 214V215H169ZM184 214V215H183ZM195 216H194V215ZM215 214H216V216L217 215H219V216H215ZM224 214H225V216H224ZM231 214V215H230ZM53 215V214H52ZM104 215V216H103ZM188 215V216H187ZM191 215V216H190ZM213 217H212V216ZM247 215V216H246ZM9 216V217H8ZM56 216H60V217H57V219L55 218ZM85 216V217H84ZM86 216H88L87 218H86ZM119 216V217H118ZM145 216H146V218H145ZM156 216H159V221H157L158 220V217H156ZM160 216H161V218H160ZM172 216H174V218H171ZM184 216V217H183ZM197 216V217H196ZM199 216H203L202 218H200ZM205 216H206V219H205ZM208 216H210V217H208ZM223 218H222V217ZM245 216V217H244ZM254 216V217H253ZM12 217H14L15 219H14V221H13V218ZM46 217V216H45ZM69 217V218H68ZM103 217V218H102ZM112 217H114V218H112ZM157 219H156V218ZM190 217V218H189ZM225 217V218H224ZM230 217V218H229ZM241 217V218H240ZM8 218V219H7ZM31 218V219H30ZM34 218V219H33ZM44 218V217H43ZM79 218V219H80ZM88 218H90L89 220H85V219H88ZM110 220H109V219ZM117 218V219H116ZM120 218V219H119ZM168 218H170V220L168 219ZM187 218V219H186ZM209 218H214L213 220L211 219V221H210V219ZM219 218V219H218ZM233 218V219H232ZM245 218V219H244ZM248 218V219H247ZM102 219V220H101ZM145 219L148 221H145ZM149 219V220H148ZM152 219V220H151ZM217 219H218V221H220V222H217ZM69 220V221H68ZM82 220V219H81ZM121 220V221H120ZM125 220V219H124ZM123 220V221H124ZM169 220V221H168ZM187 220H190V222H189V224H188V222H187V224H186V221ZM192 220V221H191ZM209 220V221H208ZM239 220V221H238ZM243 222H242V221ZM248 220V221H247ZM4 221V220H3ZM4 221V222H5ZM32 221V223H34ZM39 222H36L35 223V225L33 224V226H34V228H35V231H34V233L35 234H33V238H32V233H33V230H32V232H31V229L29 230L28 229V233L27 232H25V230H23V232L26 234V236H28L29 235V232L31 233L30 234V237L32 238V239H34V240H42L43 238H42V236H45V235H48V233H46V232H48V231H50V226L49 227H47L46 225H47V223H42V220L41 219H39L38 220ZM41 221V222H40ZM54 221V222H55ZM87 221V222H86ZM93 221V220H92ZM91 221V222H92ZM144 221H145V223H144ZM165 221H167V222H165ZM170 221H173V222H170ZM213 221V222H212ZM216 221V222H215ZM244 221H245V223H244ZM27 222H26V224H27ZM55 222V223H56ZM58 222V223H59ZM69 222V225H70V227H69V225L67 224ZM90 222V223H91ZM112 222V223H111ZM120 222V223H119ZM156 222H158V224H155ZM168 222H170V224L168 223ZM177 222V223H176ZM183 223V224H181V223ZM197 222H198V224H197ZM201 222H202V224H201ZM205 222V223H204ZM209 222V223H208ZM233 222V223H232ZM249 222V223H248ZM258 222H259V226H258ZM20 223V222H19ZM23 223V224H22ZM22 223H21V227H23L24 226V222L22 221ZM119 223V224H118ZM175 223V224H174ZM217 223V224H216ZM218 223H220V224H218ZM231 223V224H230ZM236 223V224H235ZM249 224V226H248V224ZM262 223V224H261ZM25 224V225H26ZM29 224V223H28ZM43 224V225H42ZM45 224V225H44ZM50 224V223H49ZM60 224V223H59ZM148 224H150V225H148ZM164 224V225H163ZM177 224V225H176ZM184 224H186V225H184ZM215 224V225H214ZM230 224V225H229ZM238 224V225H237ZM244 224V225H243ZM253 224H255L254 226L256 227H251ZM19 226H20V224H18ZM18 225H16V226H18ZM36 225H38V226H36ZM90 225V224H89ZM151 225H153V226H151ZM156 225V226H155ZM172 225V226H171ZM196 225V226H195ZM197 225H198V227H197ZM204 225H205V227H204ZM213 225V226H212ZM223 225V226H222ZM242 225V226H241ZM40 226V229L38 230L37 228ZM42 226V227H41ZM47 228H49V229H47ZM143 226V227H142ZM148 226H150V228H147ZM163 226V227H162ZM180 226V227H179ZM188 226V227H187ZM194 226V227H193ZM214 226H216V227H214ZM221 227V228H223L222 230L219 228V227ZM235 226V228H232V227H234ZM246 226H248V228L249 227H251V230L252 231H250V230H248V229H246ZM44 227V228H43ZM146 227V228H145ZM154 227V228H153ZM166 227V228H165ZM172 227V228H171ZM177 227V228H176ZM190 227V228H189ZM204 227V228H203ZM225 227V228H224ZM241 227V228H240ZM259 227V228H258ZM263 227V228H262ZM41 228H43V230L41 229ZM94 228H96V229H94ZM93 228V230H96L97 232H100L101 231V233L102 232H105V231H103L102 230V226H98L97 225V227H94ZM99 228H100V231H99ZM138 228V229H137ZM142 228V229H141ZM155 229V230H153V229ZM167 228H171V229H169L168 231L166 230ZM176 230H175V229ZM181 228V229H183V230H181L180 229V231H179V229ZM189 228V229H188ZM193 228H195V229H193ZM208 228V229H207ZM230 228V229H229ZM255 228V229H254ZM262 228V229H261ZM37 229V230H36ZM44 229H46V230H48V231H44ZM146 229V230H145ZM150 229H152V230H150ZM157 229L160 231V229H161V233H159V231H157ZM165 229V230H164ZM228 229V230H227ZM242 230V233H239V232H241V230ZM250 229V228H249ZM253 229L255 230V231H253ZM257 229H259V230H257ZM44 231L45 233H42V231ZM81 230H84V229H81ZM133 230V231H132ZM138 230H139V233L141 232L142 233V231L144 232V235H143V233L141 234H139L138 236H137V234H136V232H138ZM145 230V231H144ZM172 230V231H171ZM192 230H193V232H192ZM208 230V231H207ZM212 230V231H211ZM216 230V231H215ZM234 230V231H233ZM37 231V232H36ZM38 231H40L39 233H38ZM86 232H84V233H86L85 234V236L87 237V236H90V233L87 231V230H85ZM132 233H131V232ZM136 231V232H135ZM152 231H157V234L156 233H154V232H152ZM163 231H165V232H163ZM175 231V232H174ZM185 231V232H184ZM189 231V232H188ZM198 231V232H197ZM200 231V232H199ZM230 231V232H229ZM248 233H246V232ZM250 231V232H249ZM257 231V232H256ZM262 231V232H261ZM68 233V235L70 234V232L68 231V230H66V231H64V233ZM97 232H95V233H97ZM147 232V233H146ZM152 232V233H151ZM171 232H173V233H171ZM181 232V233H180ZM203 232H205L204 234H201V233H203ZM212 232H214V233H212ZM232 232H234V235L232 234ZM238 232V233H237ZM38 233V234H37ZM63 233V231H61V234H64ZM89 233V234H88ZM94 233V234H95ZM146 233V234H145ZM152 235H151V234ZM154 233V234H153ZM159 233V234H158ZM190 233V234H189ZM199 233V234H198ZM228 233V234H227ZM231 233V234H230ZM246 233V234H245ZM254 233V234H253ZM257 233L260 235H257ZM263 233V234H262ZM28 234V235H27ZM42 234V235H41ZM45 234V235H44ZM104 234L105 233H103V235L101 234H98L97 233V235H94L95 237H96V239L97 240H99L102 236H104ZM130 234H131V236H130ZM136 234V235H135ZM156 234V235H155ZM162 234V235H161ZM180 234V235H179ZM189 234V235H188ZM222 234L224 235V236H222ZM232 235V236H230V235ZM236 234V235H235ZM251 234V235H250ZM41 236V237H39V236ZM135 235V236H134ZM149 235V236H148ZM172 237H171V236ZM175 235V236H174ZM192 235V236H191ZM196 235V236H195ZM205 235V236H204ZM209 235V236H208ZM213 235V236H212ZM231 237V240H229V236ZM238 235V236H237ZM246 235V236H245ZM255 236V239H254V237L253 236ZM70 236V235H69ZM84 236V237H85ZM97 236H101L100 238L99 237H97ZM127 236L129 237V239L127 238ZM141 236H143L144 237V239L145 240H149V237H151V236H155V237H151L153 240H154V242L152 243V245L151 244H149V243H146L145 244V241L143 242V238L141 237ZM147 236H148V238H147ZM160 236H162V238L160 237ZM195 238H194V237ZM200 236V237H199ZM63 237V236H62ZM83 237V238H84ZM133 237V238H132ZM139 237H140V239H139ZM179 239H177V238ZM205 237H206V239H205ZM207 237H209V238H207ZM221 237V238H220ZM226 237V238H225ZM247 237V238H246ZM30 238V239H31ZM40 238V239H39ZM92 238V237H91ZM103 238V237H102ZM101 238V239H102ZM121 238V239H120ZM135 238V239H134ZM142 238V239H141ZM150 238V239H151ZM162 240H161V239ZM163 238L165 239L164 241H166V240H168L167 242H164L163 241ZM171 238H172V240H171ZM189 238V240L190 241H188L187 239ZM198 238H199V240H198ZM203 238V239H202ZM224 238V239H223ZM239 240H238V239ZM241 238V239H240ZM260 238H262V240L260 239ZM136 239H137V241H136ZM151 239V240H152ZM161 241V242H159V240ZM177 239V240H176ZM202 239V240H201ZM252 239V240H251ZM254 239V240H253ZM70 240H73V243L75 244H73V246H70V247H65L66 248V250L68 249H72V250H75L76 251V253H78L77 251L79 250V243H77L78 245H76V243H75V241H74V239H72V237L70 238ZM90 240L91 239H89V241L88 242H90ZM122 240V241H121ZM127 240V241H126ZM173 242H171V241ZM174 240V241H173ZM204 240V241H203ZM215 240H216V242H215ZM230 241V242H227V241ZM242 240V241H241ZM247 242H246V241ZM248 240H249V243H248ZM21 241V240H20ZM20 241H19V243H20ZM178 241H179V243H178ZM221 241H223V242H221ZM232 241V242H231ZM238 241V242H237ZM251 241H253V242H255V243H252ZM259 241V242H258ZM47 242H48V240H47ZM104 242V244H102ZM103 242H97V244H96V241H95V245L94 246H96V247H94L95 249V253L94 252H90V254L92 255V258H97L98 257V259L99 260H96V262L95 261H92L91 263L92 264H99V262H101L100 264H107L106 263V260H105V258L104 257H102V255H105V252H106V255L108 254V256H109V254H110V251H107V249H106V244H105V242L106 241H104V239H103ZM122 242V243H121ZM143 242V243H142ZM156 242V243H155ZM158 242H159V246H157L158 245ZM175 242V243H174ZM215 244H214V243ZM234 242V243H233ZM240 242V243H239ZM258 242V243H257ZM263 242V243H262ZM18 242H14V244H17ZM19 243L17 244V245H13V246H17L18 247V245H19ZM48 243H50L49 245H47ZM48 243H44L43 245H46L45 246V248H41L42 250H43V252H41L38 256H40L39 257V259H38V256H36V258H35V256L33 255V254H31L30 252H29V254H28V252H27V250H25V248H24V250H21V252H24L25 254H26V252H27V254H26V261H27V263H28V261H29V264H34V262H40L41 264L42 263H44V260H40V258L42 257H44L45 258V256L44 255H48V252L50 251V249L52 250V248L51 247H54L55 246V244H54V246L51 244V242H48ZM133 243V244H132ZM135 243V244H134ZM137 243V244H136ZM160 243H163L161 246H160ZM169 244V245H167V244ZM182 243V244H181ZM185 243V244H184ZM219 243V244H218ZM230 243V244H229ZM244 243H245V245H244ZM247 243V244H246ZM123 244V245H122ZM138 244H139V247H138ZM145 244V245H144ZM150 246H149V245ZM154 244H157L156 246H157V249H156V246L154 245ZM190 244V245H189ZM195 244H196V246H195ZM203 244V245H202ZM224 244V245H223ZM251 244V245H250ZM252 244L254 245V246H252ZM84 246L82 247V248H84L85 249V244H83ZM105 245V246H104ZM142 245H144V246H142ZM146 245H148V246H146ZM178 245V246H177ZM192 245H194V246H192ZM199 245V246H198ZM221 245V246H220ZM222 245L224 246V247H222ZM229 245H231V246H229ZM238 245V246H237ZM23 246V245H22ZM40 246H42V244H40ZM74 246H75V248H74ZM82 246V245H81ZM81 246H80V249H82L81 248ZM99 246V247H98ZM101 246L102 247H104L103 249L101 248ZM147 248H146V247ZM152 246V247H151ZM164 246V247H163ZM165 246H166V248H165ZM168 246V247H167ZM172 246V248H170ZM173 246L175 247V248H173ZM203 246H204V248H203ZM24 247H25V245H24ZM42 247H44V246H42ZM48 247V249H46ZM57 247H59L60 248V246L59 245H57ZM76 247H78L77 249H76ZM111 247V250H113V248ZM143 247H145V248H143ZM148 247L150 248V249H148ZM154 247H155V249L156 250H158V251H156V253H155V249H154ZM159 247H162L164 250H166V251H164V253L162 254L161 252H163V250H162V248H160V250H162L161 252L159 251ZM180 247V248H179ZM185 247V249H187V251H185V249H183ZM210 247V248H209ZM213 247V249L211 250V248ZM214 247H215V249H214ZM231 247H232V250H231ZM235 247V248H234ZM245 247H246V249H245ZM252 247V248H251ZM253 247H255V248H253ZM260 247V248H259ZM21 248H23V247H21ZM99 249V251H98V249ZM121 248V249H120ZM177 248V249H176ZM193 248V249H192ZM217 248V249H216ZM237 248V249H236ZM241 248H244V249H242V252H241V249L239 250V249ZM256 248H258V251L260 250L261 252H262V256L263 257H259L258 255V257L256 256L255 257V253L256 252H258L257 251V249ZM45 249V250H44ZM145 249V250H144ZM179 249V250H178ZM192 249V250H191ZM200 249V250H199ZM228 249V250H227ZM19 250H20V245H19ZM48 252H47V251ZM71 250V251H72ZM83 250V249H82ZM105 250V251H104ZM144 250V251H143ZM149 250V251H148ZM152 250V251H151ZM168 250V251H167ZM171 252H170V251ZM176 250H178V252L176 251ZM180 250H184V251H182L181 253H183V254H181L180 253ZM193 251V254H191L192 252L191 251ZM211 250V251H210ZM216 250V251H215ZM245 250V252L243 253V251ZM74 251V252H75ZM147 251V252H146ZM175 251V252H174ZM189 251H190V253H189ZM255 251V252H254ZM44 252H45V254H44ZM131 252V253H130ZM154 253V254H152V253ZM158 252H160L161 253V255H163V256H161V255H159L158 256V254H160V253H158ZM169 252H170V254H169ZM198 252V253H197ZM217 252V253H216ZM221 252V253H220ZM238 252H240L239 254H238ZM248 252V253H247ZM252 252H254V253H252ZM19 253V252H18ZM42 253L44 254V255H42ZM102 253V254H101ZM128 253V254H127ZM133 253V254H132ZM141 253V254H140ZM147 253V254H146ZM149 253H151V255H149ZM198 254V256H197V254ZM211 253V254H210ZM219 253V254H218ZM224 253V254H223ZM242 253H243V255H242ZM250 253H252V254H250ZM7 254H9V256H5V259H8L9 260V258L11 257V258H13L14 256H12L10 253H7ZM6 254V255H7ZM75 254V253H74ZM144 254H145V256H144ZM166 256H165V255ZM187 254H189V255H187ZM203 254V256H201ZM226 254H227V256H226ZM236 255V256H234V255ZM247 254V255H246ZM248 254H250V255H248ZM33 257H32V256ZM90 255V256H91ZM93 255H94V257H93ZM97 255H99V256H97ZM128 255V256H127ZM164 257V258H160L161 260H158V257ZM169 255V256H168ZM196 255V256H195ZM200 255V256H199ZM226 256V257H223V256ZM231 255V256H230ZM246 257H245V256ZM19 255H17V257H18ZM27 256H28V258L30 257H32L31 259H33V261L30 263V261L31 260H29L28 258H27ZM97 256V257H96ZM135 256V257H134ZM153 256V257H152ZM182 256H184L183 258H182ZM210 256V257H209ZM214 256V257H215ZM219 256V257H218ZM232 257V259L231 258H228V257ZM239 256H240V258H239ZM251 257V259H249L250 257ZM8 257V258H7ZM17 257H15V259L13 258V259H11L10 258V260H13V261H19L20 263H21V261L19 260L20 258H18L17 259ZM103 259H102V258ZM131 257H132V259H131ZM137 257V258H136ZM166 257H167V259H166ZM168 257H171V258H169L170 259V261L168 260ZM175 257V258H174ZM236 257V258H235ZM242 257V258H241ZM4 257L2 256V259H3ZM151 258L153 259V260H151ZM185 258H187V259H185ZM197 258V259H196ZM234 258V259H233ZM245 258V259H244ZM257 258V259H256ZM5 259H4V261H5ZM24 259H25V256H24ZM37 259V260H36ZM130 259V260H129ZM135 259V260H134ZM140 259V260H139ZM141 259H143L144 261H141ZM146 259V260H145ZM148 259H150L149 261H148ZM163 259V260H162ZM176 259H178V260H176ZM180 259V260H179ZM183 259H184V263H183ZM236 259V260H235ZM254 259H255V261H254ZM259 259V260H258ZM261 259V260H260ZM8 260H6L5 262H8V264H10V262H11V264H12V262L13 261H8ZM95 260V259H94ZM102 260H104V261H102ZM168 260V261H167ZM182 260V261H181ZM189 260H191V261H189ZM238 260H239V262H238ZM256 260H258V261H256ZM81 261V260H80ZM161 261V262H160ZM163 261V262H162ZM234 261V262H233ZM95 262V263H94ZM104 262V263H103ZM146 262V263H145ZM160 262V263H159ZM200 262V263H199ZM254 262V263H253ZM26 263V264H27ZM35 263V264H36ZM39 263V264H40ZM135 264H137L136 262H134ZM133 263V264H134ZM152 263V264H153ZM155 263V264H156ZM193 263V264H194ZM38 264V263H37ZM109 264V263H108ZM129 264V263H128Z\"/></svg>",
    "mask_w": 264,
    "mask_h": 264
},
{
    "label": "bare ground",
    "instance_id": "2",
    "mask_svg": "<svg viewBox=\"0 0 264 264\" xmlns=\"http://www.w3.org/2000/svg\"><path fill=\"white\" fill-rule=\"evenodd\" d=\"M7 1V0H6ZM18 1H21V0H18ZM32 1V2H31ZM43 1L44 0H29V2L30 3H32V4H34V5H32L33 7H37L38 5L39 6H41L42 4H43ZM65 1V0H64ZM81 1V0H80ZM87 1V0H86ZM96 1H98V0H96ZM108 1H110V0H108ZM112 1V0H111ZM115 1V0H114ZM140 1H142V0H140ZM157 1V0H156ZM177 1V0H176ZM175 1V2H176ZM189 1V0H188ZM187 1V2H188ZM208 1V0H207ZM213 1V0H212ZM231 1V0H230ZM16 2V1H15ZM25 2V1H24ZM28 2V1H27ZM27 2H26V4H27ZM55 2V1H54ZM88 2V1H87ZM90 2V1H89ZM92 2V1H91ZM106 2V1H105ZM119 2V1H118ZM122 2H124V1H122ZM182 2H183V0H182ZM195 2V1H194ZM194 2H193V4H194ZM199 2H200V0H199ZM202 2V1H201ZM204 2V1H203ZM202 2V3H203ZM210 2V1H209ZM225 2V1H224ZM238 2V1H237ZM240 2V1H239ZM238 2V3H239ZM16 3H19V2H16ZM30 3H28L27 5H29ZM41 5H40V4ZM61 3H63L62 1H61ZM81 2H79V4H80ZM131 3V2H130ZM129 3V4H130ZM134 3V2H133ZM146 3V2H145ZM152 3H153V1H152ZM178 3V2H177ZM190 3V2H189ZM212 3V2H211ZM219 3V2H218ZM228 3H230L229 1H228ZM236 3V2H235ZM9 4V3H8ZM11 4H13V2L11 3ZM10 4V5H11ZM19 4H21V3H19ZM50 4H52V3H50ZM103 4V3H102ZM107 4V3H106ZM109 4V3H108ZM112 4V3H111ZM117 4V3H116ZM116 4H114V5H116ZM137 4V3H136ZM135 4V5H136ZM147 4V3H146ZM159 4V3H158ZM171 4H172V2H171ZM174 4V3H173ZM176 4V3H175ZM196 4V3H195ZM245 4H246V2H245ZM23 5H25V4H23V0H22V4H21V7H24ZM44 5V4H43ZM59 5V4H58ZM62 5V4H61ZM99 5V4H98ZM131 5V4H130ZM135 5H132L133 7L135 6ZM142 5V4H141ZM148 5H151V4H148ZM163 5V4H162ZM179 5V4H178ZM178 5H176V6H178ZM197 5V4H196ZM208 5H210V4H208ZM217 5V4H216ZM231 5V4H230ZM242 5V4H241ZM248 5V4H247ZM6 6V5H5ZM5 6H3L2 5V7H4V10H5ZM53 6V5H52ZM71 6V5H70ZM77 6V5H76ZM80 6H81V4H80ZM82 6H83V4H82ZM107 6V5H106ZM122 6V5H121ZM125 6V5H124ZM168 6H169V4H168ZM225 6H226V4H225ZM233 6V5H232ZM9 7V6H8ZM8 7H7V9H8ZM21 7H19L20 9H21ZM27 7V6H26ZM61 7V6H60ZM64 7V6H63ZM94 7V6H93ZM138 7H139V5H138ZM154 7V6H153ZM159 7V6H158ZM175 7V6H174ZM173 7V8H174ZM179 7V6H178ZM185 7H187V5L185 6ZM190 7V6H189ZM188 7V8H189ZM220 7H222L221 5H220ZM228 7V6H227ZM239 7V6H238ZM14 8V7H13ZM45 8V7H44ZM57 8V7H56ZM56 8L54 9L55 10V12H57V15H60L59 13H58V10L56 11ZM70 8V7H69ZM69 8L67 9V8H65L66 10H69ZM97 8V7H96ZM104 8V7H103ZM102 8V9H103ZM119 8V7H118ZM117 8V9H118ZM122 8H123V6H122ZM126 8H127V5H126ZM135 8V7H134ZM159 8H161V7H159ZM158 8V9H159ZM170 8H172V7H170ZM188 8H185V9H187V10H191V9H188ZM212 7H210V9H211ZM225 8V7H224ZM230 7H228V9H229ZM233 8H235V7H233ZM6 9V10H7ZM12 9V8H11ZM29 9V8H28ZM73 9H75V8H73ZM77 9V8H76ZM87 9V8H86ZM140 9H144V8H141L140 7ZM139 9V10H140ZM163 9V8H162ZM167 9V8H166ZM182 9V8H181ZM218 9H219V7H218ZM255 9V8H254ZM1 10H3V9H1L0 8V11ZM3 10V11H4ZM15 10V9H14ZM32 10H35V9H32ZM31 10V11H32ZM42 10H44L43 8H42ZM45 10H46V8H45ZM48 10V9H47ZM99 10V9H98ZM113 10H115V9H113ZM130 10V9H129ZM132 10H134V9H132ZM149 10V9H148ZM153 10V9H152ZM170 10V9H169ZM173 10V9H172ZM177 10V9H176ZM186 10V11H187ZM205 9L203 8V11H204ZM209 10V9H208ZM226 10V9H225ZM239 10V9H238ZM243 10V9H242ZM21 11V10H20ZM23 11H24V9H23ZM26 11H27V9H26ZM30 10H28V12H29ZM83 11V10H82ZM100 11V10H99ZM120 11H123V10H120ZM171 11V10H170ZM193 11H195V10H193ZM200 11V10H199ZM227 11V10H226ZM240 11V10H239ZM258 11V10H257ZM47 12V11H46ZM49 12H51V11H49ZM62 12H64V10L62 11ZM67 12V11H66ZM69 12V11H68ZM87 12V11H86ZM85 12V13H86ZM148 12H150V11H148ZM158 12H159V10H158ZM157 12V13H158ZM160 12H161V10H160ZM173 12L175 13V11L173 10ZM182 12V11H181ZM212 12V11H211ZM228 12V11H227ZM254 12H255V10H254ZM1 13V12H0ZM43 12H41V14H40V10L38 11V12H31V15H30V19H29V16H28V20L30 21V22H32V23H30V25H31V27L33 28V27H35V26H37V27H40V23L42 24L43 22L41 21H39L38 20V16L40 17L41 15H43L42 14ZM53 13V12H52ZM51 13V15H53ZM61 13V12H60ZM75 13V12H74ZM97 13V12H96ZM100 13H102V12H100ZM106 13V12H105ZM116 13V12H115ZM114 13V14H115ZM120 13V12H119ZM127 13V12H126ZM137 13V12H136ZM145 13V12H144ZM174 13H173V15H174ZM177 13H179V12H177ZM190 13V12H189ZM196 13H197V11H196ZM220 13V12H219ZM241 13V12H240ZM245 13V12H244ZM247 13V12H246ZM249 13V12H248ZM22 14H23V12H22ZM46 14V13H45ZM44 14V15H45ZM49 14V13H48ZM71 14V13H70ZM76 14H78V13H76ZM75 14V15H76ZM81 14V13H80ZM93 14V13H92ZM110 14V13H109ZM129 14H130V11H129ZM176 14V13H175ZM180 14V13H179ZM179 14H176V15H179ZM184 14V13H183ZM208 14V13H207ZM206 13H205V15L204 16H206L207 15ZM230 14V13H229ZM253 14V13H252ZM251 14V15H252ZM43 15V16H44ZM47 15V14H46ZM50 15V14H49ZM62 15H63V13H62ZM73 15V14H72ZM91 15V14H90ZM113 15V14H112ZM119 15H121V14H119ZM136 15V14H135ZM167 15H168V13H167ZM172 15V16H173ZM181 15V14H180ZM186 15V14H185ZM198 15V14H197ZM197 15H196V17H197ZM217 14H215V16H216ZM224 15V14H223ZM228 15V14H227ZM254 15V14H253ZM81 16V15H80ZM89 16V15H88ZM105 16V15H104ZM108 16V15H107ZM106 16V17H107ZM110 16V15H109ZM132 16V15H131ZM138 16H140V15H138ZM160 16V15H159ZM218 16V15H217ZM232 16V15H231ZM6 17V16H5ZM9 17H10V15H9ZM20 17V16H19ZM47 17H49L48 15H47ZM61 17V16H60ZM58 18L57 20L58 21H60V19L61 18ZM69 17V16H68ZM91 17H93V15L91 16ZM99 17H100V15H99ZM103 17V16H102ZM134 17V16H133ZM171 17V16H170ZM177 17V16H176ZM183 17V16H182ZM199 17V16H198ZM211 17H212V15H211ZM220 17V16H219ZM224 17V16H223ZM249 16H247V18H248ZM18 18V17H17ZM21 18H23V16L21 17ZM26 18V17H25ZM23 19V20H27V19ZM40 18H42V17H40ZM45 18V17H44ZM44 18L42 19L43 21H44ZM51 18V17H50ZM71 18V17H70ZM75 18V17H74ZM85 18V20H87L86 19V17H84ZM83 17H81V19L79 18V20L82 22V19H84ZM97 18V17H96ZM111 18H113V17H111ZM139 18V17H138ZM161 18V17H160ZM168 18V17H167ZM174 18V17H173ZM184 18V17H183ZM190 18V17H189ZM188 18V19H189ZM193 18H195V17H193ZM200 18V17H199ZM202 18V17H201ZM217 18V17H216ZM254 18V17H253ZM10 19V18H9ZM47 19V18H46ZM55 19V18H54ZM54 19H52V21L54 20ZM63 19V18H62ZM67 19V18H66ZM65 19V20H66ZM77 19V18H76ZM109 20H111L110 18H108ZM115 19V18H114ZM121 19V18H120ZM132 19V18H131ZM143 19V18H142ZM141 19V20H142ZM156 19V18H155ZM163 19V18H162ZM165 19V18H164ZM171 19V18H170ZM181 19V18H180ZM185 19V18H184ZM219 19V18H218ZM224 19V18H223ZM6 20V19H5ZM56 20V21H57ZM68 20V19H67ZM92 20H94V18H92L91 19V21ZM133 20H135V19H133ZM132 20V21H133ZM139 20H140V18H139ZM161 20V19H160ZM166 20V19H165ZM197 20H198V18H197ZM205 20V19H204ZM207 20V19H206ZM209 20H211V19H209ZM243 20H245L244 18H243ZM248 20H249V18H248ZM0 21H1V19H0ZM4 21V20H3ZM12 21H14V19H12ZM51 21V20H50ZM51 21V22H52ZM72 21H74V20H72ZM90 21V22H91ZM102 21V20H101ZM112 21V20H111ZM146 21V20H145ZM149 21V20H148ZM147 21V22H148ZM167 21V20H166ZM173 21V20H172ZM189 21H191V20H189ZM196 21V20H195ZM201 21V20H200ZM199 21V22H200ZM232 21H233V19H232ZM238 21V20H237ZM15 22H19V20L18 21H15ZM26 22H28V21H26ZM54 22V21H53ZM67 22V21H66ZM71 22V21H70ZM69 22V23H70ZM85 22H87V21H85ZM89 22V21H88ZM88 22L86 23V25L88 24ZM94 22V21H93ZM97 22V21H96ZM95 22V23H96ZM106 22H108V21H105V23ZM110 22V21H109ZM125 22V21H124ZM187 22V21H186ZM192 22V21H191ZM216 22H218V21H216ZM215 22V23H216ZM230 22V21H229ZM251 22V21H250ZM58 23V22H57ZM62 22H60V24H61ZM83 23V22H82ZM103 23H104V21H103ZM113 23V22H112ZM129 23V22H128ZM149 23V22H148ZM151 23H153V22H151ZM169 23V22H168ZM172 23V22H171ZM194 23V22H193ZM202 23H203V21H202ZM206 23V22H205ZM214 23V22H213ZM223 23H224V21H223ZM231 23V22H230ZM236 23V22H235ZM254 23V22H253ZM44 24V23H43ZM55 24V23H54ZM54 24H52V27H54L53 25ZM74 24V23H73ZM76 24H78V22L76 23ZM92 24V23H91ZM118 24V23H117ZM116 24V25H117ZM120 24V23H119ZM137 24L139 25V23L137 22ZM160 24H162L161 22H160ZM187 24V23H186ZM199 24V23H198ZM217 24V23H216ZM233 24H234V22H233ZM3 25V24H2ZM6 25V24H5ZM9 25V24H8ZM11 26L13 25V26H16V23L15 24H10ZM20 25V24H19ZM18 25V26H19ZM65 25H66V23H65ZM67 25H69V24H67ZM66 25V26H67ZM82 25V24H81ZM90 25V24H89ZM88 25V26H89ZM112 25H114V24H112ZM121 25H123V23L121 24ZM126 25V24H125ZM129 25V24H128ZM148 25V24H147ZM158 25V24H157ZM190 25H192V24H190ZM218 26H219V23L217 24ZM0 26H1V24H0ZM12 26V27H13ZM42 26V25H41ZM76 26V25H75ZM93 26H94V28L95 27H97L94 23H93ZM109 26H111V25H109ZM132 26H134V25H132ZM151 26V25H150ZM176 26V25H175ZM194 26V25H193ZM198 26V25H197ZM215 26V25H214ZM226 27H227V25H225ZM224 26V27H225ZM230 26V25H229ZM8 27V26H7ZM12 27H11V30H12ZM30 27V28H31ZM42 27H44V26H42ZM48 28H49V26H47ZM56 27V26H55ZM63 27H65V26H63ZM82 27V26H81ZM123 27H126V26H123ZM135 27V26H134ZM141 27V26H140ZM171 27H173L172 26V24H171ZM181 27V26H180ZM188 27V26H187ZM199 27V26H198ZM205 27H207V26H205ZM220 27V26H219ZM225 27V28H226ZM244 27V26H243ZM4 27H1L0 28V30H1V32L2 31H4V29H3ZM8 28H10V26L8 27ZM17 28V27H16ZM29 28V29H30ZM93 28V27H92ZM94 28H93V30H94ZM104 28V27H103ZM107 28V27H106ZM105 28V29H106ZM113 28V27H112ZM137 28V27H136ZM135 28V29H136ZM143 28V27H142ZM141 28V30H143ZM148 28V27H147ZM160 28H162V27H160ZM169 28V27H168ZM203 28V27H202ZM229 28V27H228ZM7 29V28H6ZM14 29H15V27H14ZM51 29V28H50ZM59 29H61V28H59ZM65 29V28H64ZM64 29H62L63 31H64ZM68 29V28H67ZM72 29V28H71ZM76 29H77V27H76ZM85 30L84 31H86V27L84 28ZM88 29V28H87ZM90 30H91V28H89ZM125 29V28H124ZM128 29V28H127ZM130 29V28H129ZM148 29H150V28H148ZM179 29V28H178ZM10 30V29H9ZM66 30V29H65ZM138 30V29H137ZM153 30H154V28H153ZM173 30V29H172ZM186 30V29H185ZM194 30V29H193ZM203 30V29H202ZM215 30V29H214ZM218 30V29H217ZM216 30V31H217ZM8 31V30H7ZM7 31H5V33H8ZM31 31V30H30ZM38 31V30H37ZM41 31V30H40ZM50 31V30H49ZM75 30H73V32H74ZM80 31V30H79ZM92 31V30H91ZM96 31H97V29H96ZM101 31V30H100ZM111 31V30H110ZM126 31V30H125ZM144 31V30H143ZM155 31V30H154ZM161 31H163V29L161 30ZM161 31H160V33H161ZM192 31V30H191ZM209 31V30H208ZM251 31V30H250ZM254 31V30H253ZM11 32V31H10ZM20 32V31H19ZM22 32V31H21ZM39 32V31H38ZM47 32V31H46ZM69 32V31H68ZM83 32V31H82ZM94 32V31H93ZM103 32V31H102ZM116 32V31H115ZM118 32V31H117ZM130 31H128V33H129ZM167 32V31H166ZM171 32V31H170ZM170 32L168 33V34H170ZM177 32V31H176ZM179 32H181V31H179ZM184 32V31H183ZM186 32H187V30H186ZM185 32V33H186ZM215 32V31H214ZM227 32V31H226ZM4 33V34H5ZM12 34L14 33L15 34V32L14 31H12L11 32ZM11 33H8L9 35L11 34ZM32 33V32H31ZM34 33V32H33ZM44 33V32H43ZM47 33H49V32H47ZM46 33V34H47ZM56 33V32H55ZM59 33V32H58ZM58 33L56 34L57 35V37L59 38L60 36H58ZM67 33V32H66ZM70 33V32H69ZM75 33V32H74ZM87 34H88V32H86ZM90 33H92V32H90ZM89 33V34H90ZM100 34H101V32H99ZM127 33V34H128ZM140 33V32H139ZM155 33V32H154ZM165 33V32H164ZM174 33V32H173ZM219 33V32H218ZM231 33V32H230ZM37 34V33H36ZM54 34V33H53ZM52 34V35H53ZM73 34V33H72ZM111 34V33H110ZM131 34V33H130ZM129 34V35H130ZM135 34H136V32H135ZM144 34V33H143ZM152 34V33H151ZM180 34V33H179ZM238 34V33H237ZM236 34V35H237ZM3 35V34H2ZM29 35V34H28ZM41 35V34H40ZM43 35V34H42ZM70 36H71V34H69ZM76 35V34H75ZM78 35V34H77ZM80 35H81V33H80ZM96 35V34H95ZM108 35V34H107ZM116 35V34H115ZM118 35V34H117ZM125 35V34H124ZM124 35H122V36H124ZM141 35V34H140ZM160 35V34H159ZM158 35V36H159ZM172 35V34H171ZM181 35V34H180ZM212 35V34H211ZM216 35V34H215ZM224 35V34H223ZM242 35V34H241ZM5 35H3V37H4ZM11 36H13V35H11ZM16 36H18L17 34H16ZM27 36V35H26ZM44 36V35H43ZM81 36H83V35H81ZM85 36L87 37V35L85 34ZM99 36V35H98ZM101 36V35H100ZM103 36V35H102ZM101 36V37H102ZM120 36V35H119ZM131 36H132V34H131ZM130 36V37H131ZM150 37H151V35H149ZM157 36V35H156ZM177 36V35H176ZM187 36V35H186ZM204 36V35H203ZM252 36V35H251ZM256 36V35H255ZM6 37V36H5ZM14 37H15V35H14ZM36 37V36H35ZM38 37V36H37ZM48 37V36H47ZM63 37V36H62ZM76 37V36H75ZM85 37V38H86ZM90 37V36H89ZM89 37H87V38H89ZM97 37V36H96ZM108 37H109V35H108ZM107 37V38H108ZM141 37V36H140ZM180 37V36H179ZM184 37V36H183ZM182 37V38H183ZM223 37H225V36H223ZM235 37V36H234ZM245 37V36H244ZM9 38V37H8ZM27 38H29V37H27ZM44 38V37H43ZM42 38V39H43ZM48 38H50V37H48ZM68 38H69V36H68ZM79 38V37H78ZM82 38H84V36L82 37ZM81 38V39H82ZM86 38V40H88L89 41V39H87ZM92 38V37H91ZM90 38V39H91ZM132 38V37H131ZM135 38V37H134ZM133 38V39H134ZM137 38V37H136ZM142 38V37H141ZM188 38H190V37H188ZM198 38V37H197ZM227 38V37H226ZM229 38V37H228ZM233 38V37H232ZM231 38V39H232ZM247 38H249V36L247 37ZM0 39H1V37H0ZM20 40H21V38H19ZM25 39V38H24ZM32 39V38H31ZM63 39V38H62ZM66 39V38H65ZM73 39H74V37H73ZM100 39V38H99ZM109 39H112V38H108V40ZM118 39V38H117ZM119 39H120V37H119ZM126 39V38H125ZM181 39V38H180ZM215 39V38H214ZM238 39V38H237ZM244 39H246V37L244 38ZM253 39V38H252ZM12 40V39H11ZM23 40V39H22ZM29 40V39H28ZM40 40V39H39ZM46 40V39H45ZM50 40V39H49ZM48 40V41H49ZM64 40V39H63ZM83 41L85 40V39H82ZM93 40H94V38H93ZM106 40V39H105ZM113 40V39H112ZM122 40V39H121ZM121 40H119V41H121ZM127 40H128V38H127ZM140 40V39H139ZM142 40V39H141ZM156 40H157V38H156ZM209 40V39H208ZM207 40V41H208ZM224 40V39H223ZM3 41V40H2ZM16 41H17V39H16ZM16 41H14V42H16ZM52 41V40H51ZM55 41V40H54ZM58 41V40H57ZM74 41V40H73ZM72 41V42H73ZM87 41V42H88ZM96 41V40H95ZM109 41H111V40H109ZM123 41V40H122ZM126 41V40H125ZM131 41H132V39H131ZM134 41H136L135 39H134ZM161 41V40H160ZM159 41V42H160ZM175 41H176V39H175ZM180 41V40H179ZM188 41V40H187ZM210 41V40H209ZM213 41V40H212ZM248 41V40H247ZM11 42V41H10ZM26 42V41H25ZM33 42V41H32ZM39 42V41H38ZM40 42H42V41H40ZM60 42V41H59ZM62 42V41H61ZM69 42H71V41H69ZM68 42V43H69ZM76 42V41H75ZM90 42L91 41H89L88 43L90 44ZM104 42V41H103ZM128 42H129V40H128ZM146 42V41H145ZM151 42H152V40H151ZM170 42V41H169ZM182 42V41H181ZM184 42H185V39H184ZM196 42V41H195ZM225 42V41H224ZM1 43V42H0ZM5 43H6V41H5ZM56 43V42H55ZM63 43V42H62ZM67 43V42H66ZM85 43V42H84ZM96 43H98V42H96ZM107 43V42H106ZM110 43H112V42H110ZM126 43V42H125ZM130 43V42H129ZM132 43V42H131ZM141 43H142V41H141ZM162 43V42H161ZM180 43V42H179ZM189 43V42H188ZM220 43V42H219ZM236 43V42H235ZM248 43V42H247ZM252 43V42H251ZM7 44V43H6ZM31 44V43H30ZM41 44H44V41H43V43H41ZM40 44V45H41ZM54 44V43H53ZM58 44V43H57ZM61 44V43H60ZM60 44H59V48H60ZM65 44V43H64ZM73 44V43H72ZM83 44V43H82ZM99 44V43H98ZM98 44H96V45H98ZM101 44V43H100ZM118 44H120V42L118 43ZM138 44V43H137ZM145 44V43H144ZM147 44V43H146ZM178 44V43H177ZM206 44V43H205ZM242 44V43H241ZM2 46H3V44H1ZM0 45V46H1ZM8 45H9V43H8ZM29 45V44H28ZM34 45H35V43H34ZM38 45H39V43H38ZM46 45V44H45ZM45 45H44V47H45ZM63 45V44H62ZM68 45V44H67ZM70 46H71V44H69ZM68 45V46H69ZM75 45V44H74ZM88 44L86 43V44H84V46L86 47H84L85 48V50H87V51H90V53L92 54V52H95L98 56L97 57H99L98 59H100V60H104L106 57H108L109 55H110V50L112 51V49H110L109 50V48H106L107 47V44L106 45H102L101 47H99V48H97L98 49V53L94 50V51H92L93 50V48L92 47H90V49L88 48V46H87ZM111 45V44H110ZM115 45V44H114ZM121 45V44H120ZM126 45V44H125ZM128 45V44H127ZM126 45V46H127ZM130 45V44H129ZM135 45H136V43H135ZM140 45V44H139ZM160 45V44H159ZM164 45V44H163ZM165 45H167V44H165ZM175 45V44H174ZM181 45V44H180ZM182 45H184V44H182ZM186 45V44H185ZM184 45V46H185ZM238 45V44H237ZM239 45H240V43H239ZM247 45V44H246ZM32 46L33 45H31V49H32ZM36 46V45H35ZM48 46V45H47ZM46 46V47H47ZM49 46H51V45H49ZM91 46V45H90ZM104 46V47H103ZM112 46V45H111ZM148 46V45H147ZM170 46H172V45H170ZM177 46V45H176ZM188 46V45H187ZM200 46V45H199ZM206 46V45H205ZM208 46V45H207ZM213 46V45H212ZM215 46V45H214ZM248 46V45H247ZM3 47H5V45L3 46ZM2 47V53L4 52V51H7V50H5L4 48ZM72 47V46H71ZM70 47V48H71ZM77 47V46H76ZM75 47V48H76ZM82 47V48H83ZM97 47V46H96ZM109 47V46H108ZM113 47V46H112ZM115 47V46H114ZM119 47V46H118ZM117 47V48H118ZM122 47H123V45H122ZM155 47V46H154ZM153 47V48H154ZM189 47V46H188ZM187 47V48H188ZM190 47H191V44H190ZM217 47H218V45H217ZM241 47H242V45H241ZM34 48V47H33ZM37 48V47H36ZM54 48H56V46L54 47ZM53 48V49H54ZM58 48V50L60 51V49ZM67 48V47H66ZM65 48V49H66ZM69 48V47H68ZM69 48V49H70ZM78 48V47H77ZM91 48H92V50H91ZM134 48V47H133ZM139 48V47H138ZM146 48V47H145ZM144 48V49H145ZM152 48V47H151ZM152 48V49H153ZM170 48V47H169ZM181 48H183L182 46H181ZM193 48H194V46H193ZM193 48H191V49H193ZM201 48H202V46H201ZM204 48V47H203ZM213 48V47H212ZM237 48V47H236ZM25 49V48H24ZM27 49V48H26ZM42 49H43V47H42ZM45 49V48H44ZM64 49V50H65ZM72 49V48H71ZM74 49V48H73ZM81 49V48H80ZM120 49H122V48H120ZM141 49V48H140ZM143 49V50H144ZM147 49V48H146ZM180 48H178V50H179ZM197 49H199V48H197ZM197 49H196V51H197ZM206 49H208V47L206 48ZM210 49V48H209ZM224 49V48H223ZM4 50V51H3ZM13 50V49H12ZM21 50V49H20ZM33 50V49H32ZM51 50V49H50ZM62 50V49H61ZM126 50V49H125ZM128 50V49H127ZM133 50V49H132ZM136 50H137V48H136ZM142 50V51H143ZM159 50V49H158ZM164 50V49H163ZM175 49H173L172 51H174ZM194 50V49H193ZM218 50V49H217ZM226 50V49H225ZM248 50H249V48H248ZM247 50V51H248ZM14 51V50H13ZM25 51V50H24ZM48 51L49 50H47V54L44 52V50L42 51V52H44V55L45 56H39L38 57V60H39V62L42 64V68H43V72L46 70L47 71V69H45L44 70V67L45 68H47L48 66H50V71H49V75H50V77L52 76V77H54V75L55 74H57V73H59V75H58V77L61 75L62 77L61 78H59L58 79V77L56 78L57 80H55L54 81V79L55 78H53L52 80H51V78L49 79V80H51V82L52 81H54V84H53V86H54V88H55V91L52 93L53 95H51V96H54V93L56 94L55 96L57 97L58 95H59V97H57V99H54V102L53 103H56V104H54V106H55V110L57 109V111L59 112V111H62V109H60L59 107L60 106H68V104H69V106L72 108V109H74V111L76 110V107L78 108V107H80L81 105L80 104H82L83 102H82V98H84L83 96V88L84 87H87V89H89L88 88V85L91 83V82H93L92 81V78H93V80H94V77L96 76V75H94L93 77L91 76V75H87V72H85V74L86 75H79V73L77 72V71H80V70H77V71H75V72H77V73H73L74 75L73 76H68L67 75V73H66V70L68 69H74V66L72 65L73 63H71V64H68V56H66V57H64V56H62V57H60L61 55H63V54H61V55H59L58 54V52H57V55H54V54H56V53H54V51H52L54 54H50V53H48ZM56 51V50H55ZM68 51V50H67ZM74 51V50H73ZM80 51H82V50H80ZM86 51V52H87ZM116 51H118V49L116 50ZM121 50H119V52H120ZM139 51V50H138ZM148 51V50H147ZM250 51V50H249ZM248 51V52H249ZM72 52V51H71ZM77 52H79V51H77ZM85 55L88 53H85L84 52V50L82 51ZM122 52V51H121ZM124 52V51H123ZM155 52V51H154ZM158 52V51H157ZM156 52V53H157ZM160 52H161V50H160ZM170 52V51H169ZM182 52V51H181ZM202 52H203V50H202ZM205 52H207V51H205ZM212 52V51H211ZM225 52V51H224ZM251 52V51H250ZM11 53V52H10ZM32 53V52H31ZM30 53V54H31ZM62 53H64V52H62ZM125 53V52H124ZM123 53V54H124ZM138 53V52H137ZM165 53V52H164ZM171 53V52H170ZM186 53V52H185ZM190 53V52H189ZM193 53V52H192ZM197 53V52H196ZM227 53H228V51H227ZM244 53V52H243ZM253 53V52H252ZM34 54V53H33ZM38 54V53H37ZM76 54V53H75ZM83 54V55H84ZM128 54V53H127ZM145 54V53H144ZM143 54V55H144ZM199 54V53H198ZM11 55V54H10ZM41 55H43V53L41 54ZM59 55V56H58ZM64 55H67V53H65ZM69 55V54H68ZM78 55V54H77ZM130 55V54H129ZM129 55H128V57H129ZM136 55V54H135ZM140 55V54H139ZM147 55V54H146ZM152 55H154L153 54V52L151 53V56ZM165 55V54H164ZM168 55V54H167ZM184 55V54H183ZM223 55V54H222ZM233 55V54H232ZM246 55V54H245ZM252 55V54H251ZM2 56V55H1ZM4 56V55H3ZM6 56H8L7 54H6ZM6 56H5V58L4 59H6ZM58 56V57H57ZM82 56V55H81ZM87 56V55H86ZM96 56V55H95ZM94 56V57H95ZM127 56V55H126ZM131 56V55H130ZM157 56H159V54L157 55ZM169 56V55H168ZM180 55H178V57H179ZM194 56V55H193ZM196 56H197V54H196ZM216 56H217V54H216ZM228 56V55H227ZM231 56V55H230ZM236 56V55H235ZM79 57V56H78ZM84 57V56H83ZM83 57H82V59H83ZM137 57H139V56H137ZM150 57V56H149ZM156 57V56H155ZM175 57V56H174ZM188 57V56H187ZM241 57H243V54H242V56ZM248 57V56H247ZM249 57H250V55H249ZM1 58V57H0ZM16 58V57H15ZM14 58V59H15ZM20 58V57H19ZM19 58H18V60H19ZM22 58V57H21ZM136 58V57H135ZM148 58V57H147ZM163 58V57H162ZM169 58H171V57H169ZM191 58H192V56H191ZM210 58V57H209ZM233 58H234V56H233ZM8 59V58H7ZM32 59V58H31ZM81 59V60H82ZM85 59V58H84ZM107 59V58H106ZM105 59V60H106ZM115 59V58H114ZM117 59V58H116ZM130 60H131V57L129 58ZM141 60L143 59V58H140ZM207 59V58H206ZM222 59V58H221ZM225 59V58H224ZM235 59V58H234ZM250 59H251V57H250ZM1 60V59H0ZM17 59H15V61H16ZM26 60V59H25ZM75 60H77L76 58H75ZM79 60V59H78ZM86 60V59H85ZM91 60V59H90ZM92 60H93V57H92ZM91 60V61H92ZM94 60H95V58H94ZM134 60V59H133ZM163 60V59H162ZM211 60V59H210ZM217 60V59H216ZM216 60H214V61H216ZM219 60V59H218ZM236 60V59H235ZM244 60V59H243ZM260 60V59H259ZM2 61V60H1ZM7 61V60H6ZM87 62H88V60H86ZM117 61V60H116ZM115 61V62H116ZM122 61H123V59H122ZM140 61V60H139ZM147 61V60H146ZM197 61V60H196ZM237 61V60H236ZM252 61V60H251ZM3 62V61H2ZM9 60H8V62H6V63H8L7 64V69L9 68V67H11L10 65H9ZM12 62V61H11ZM14 62V61H13ZM20 62H22V61H20ZM70 62H71V60H70ZM69 62V63H70ZM73 62V61H72ZM82 62V61H81ZM108 62H110L111 63V61H109L108 60ZM126 62H127V60H126ZM152 62H155V61H152ZM161 62V61H160ZM173 62V61H172ZM171 62V63H172ZM187 62V61H186ZM201 62V61H200ZM231 62V61H230ZM229 62V63H230ZM232 62H233V60H232ZM257 62V61H256ZM259 62V61H258ZM78 63V62H77ZM88 64V63H85V62H82V64ZM104 63V62H103ZM117 63H118V61H117ZM127 63H129V62H127ZM143 63V62H142ZM149 63V62H148ZM151 63V62H150ZM169 63V62H168ZM174 63V62H173ZM172 63V64H173ZM191 63V62H190ZM222 63V62H221ZM226 63V62H225ZM228 63V62H227ZM235 63V62H234ZM239 63V62H238ZM241 63V62H240ZM15 64V63H14ZM20 64V63H19ZM28 64V63H27ZM40 64V65H41ZM90 64V63H89ZM102 64V63H101ZM122 64V63H121ZM126 64V63H125ZM130 64V63H129ZM135 64H137L136 63V60H135ZM164 64V63H163ZM193 64V63H192ZM192 64H191V66H192ZM207 64H210V63H207ZM214 64V63H213ZM231 64V63H230ZM244 64V63H243ZM252 64V63H251ZM8 65H9V67H8ZM20 65H22V64H20ZM61 65H63L62 67H61ZM79 65V64H78ZM85 65V66H86ZM106 65V64H105ZM109 65H111V64H109ZM109 65H107V66H109ZM113 65V64H112ZM124 65V64H123ZM155 65V64H154ZM157 65H159V64H157ZM194 65V64H193ZM217 65H218V63H217ZM32 66H34V65H32ZM37 66H38V64H37ZM64 66H66V67H64ZM83 66V65H82ZM89 66V65H88ZM106 66V67H107ZM169 66H172V65H169ZM178 66V65H177ZM180 66V65H179ZM188 66H189V63H188ZM213 66V65H212ZM215 66V65H214ZM231 66H232V64H231ZM234 66V65H233ZM4 68H5V66H3ZM15 67V66H14ZM40 67V66H39ZM87 67V66H86ZM113 67H115V66H113ZM122 67V66H121ZM125 67V66H124ZM129 67V66H128ZM137 67V66H136ZM153 67V66H152ZM155 67V66H154ZM184 67H185V65H184ZM194 67H196V64L194 65ZM208 67V66H207ZM206 67V68H207ZM227 67H230V66H227ZM256 67V66H255ZM12 68V67H11ZM10 68V70L11 71H13L12 69ZM20 68V67H19ZM36 68V67H35ZM65 68H67V69H65ZM76 68H78V66L76 67ZM88 68V67H87ZM86 68V69H87ZM98 68V67H97ZM110 68H111V66H110ZM118 68V67H117ZM132 68H133V66H132ZM145 68V67H144ZM159 68V67H158ZM198 68V67H197ZM219 68H221V67H219ZM7 69L5 68V69H3V71H7ZM15 69H16V67H15ZM89 69H91V68H89ZM101 69V68H100ZM99 69V70H100ZM107 69V68H106ZM114 69V68H113ZM129 69V68H128ZM141 69V68H140ZM149 69V68H148ZM189 69V68H188ZM188 69H186V70H188ZM205 69V68H204ZM215 69V68H214ZM243 69V68H242ZM9 69H8V71L9 72H11ZM30 70H34V68L33 69H30ZM51 70H52V72H51ZM92 70L93 69H91V71L90 72H88V73H92ZM103 70V69H102ZM124 70V69H123ZM127 70V69H126ZM150 70H151V68H150ZM156 70V69H155ZM169 70V69H168ZM176 70H178V69H176ZM198 70V69H197ZM231 70V69H230ZM247 70V69H246ZM6 71L4 72V73H6ZM35 71V70H34ZM45 71V72H46ZM73 71V72H74ZM82 71V70H81ZM94 71V70H93ZM97 71V70H96ZM105 71V70H104ZM110 71V70H109ZM118 71V70H117ZM128 71V70H127ZM158 71V70H157ZM202 71V70H201ZM204 71V70H203ZM208 71V70H207ZM206 71V72H207ZM224 71H225V69H224ZM15 72V71H14ZM71 72V71H70ZM95 72V71H94ZM94 72H93V74H94ZM97 72H99V71H97ZM113 72V71H112ZM146 72V71H145ZM152 72V71H151ZM184 72V71H183ZM191 72V71H190ZM198 72L199 71H197V74H198ZM223 72V71H222ZM2 73V72H1ZM8 73V72H7ZM15 73H17V69H16V72ZM15 73H12L13 74V76L14 75H17V74H15ZM20 73V72H19ZM24 73V72H23ZM28 73H29V71H28ZM32 73H34V72H32ZM31 73V74H32ZM72 73V72H71ZM100 73H102V72H100ZM110 74H111V72H109ZM121 73H123V71L121 72ZM179 73V72H178ZM192 73H194L193 71H192ZM209 73V72H208ZM228 73V72H227ZM226 73V74H227ZM10 74V73H9ZM25 74V73H24ZM117 74H119V73H117ZM142 74V73H141ZM160 74V73H159ZM201 74V73H200ZM199 74V75H200ZM238 74V73H237ZM242 74V73H241ZM253 74V73H252ZM97 75H99V74H97ZM106 75V76H105ZM115 75V74H114ZM121 75V74H120ZM134 75V74H133ZM151 74H149V76H150ZM156 75V74H155ZM169 75V74H168ZM181 75V74H180ZM188 75H189V73H188ZM191 75V74H190ZM207 75V74H206ZM224 74H222V76H223ZM243 75V74H242ZM4 76L5 77H8V75H6V74H4ZM9 76H11V77H13L12 75H9ZM24 76V75H23ZM48 76V73H47V75H46V78H48L47 77ZM57 76V75H56ZM109 77L110 75H108V74H106V73H104V76H103V80H105V77ZM118 76V75H117ZM127 76V75H126ZM129 76V75H128ZM135 76H137V75H135ZM183 76H184V74H183ZM186 76H187V74H186ZM194 76V75H193ZM198 76V75H197ZM235 76V75H234ZM3 77V76H2ZM31 77V76H30ZM38 77V76H37ZM67 77H70L68 80V82H70L69 84H67L69 87H67V89H66V87H64V89H63V87L62 86H64V83L62 84L61 83V80H63V82H65L67 79ZM98 77L99 76H97V80L96 81H99L100 79H101V76H100V79L98 80ZM113 77V76H112ZM175 77V76H174ZM189 77V76H188ZM188 77H187V80H185V81H188V83H189V80H188ZM215 77V76H214ZM230 77V76H229ZM239 76H237V77H235L236 79L238 78ZM244 77V76H243ZM19 78V77H18ZM21 78V77H20ZM26 78V77H25ZM33 79L35 78V77H32ZM39 78V77H38ZM41 78H42V76H41ZM44 78H45V76H44ZM72 78V79H71ZM110 78H111V76H110ZM115 78V77H114ZM125 78V77H124ZM181 78H183V77H181ZM226 78H227V75H226ZM233 79H234V77H232ZM231 78V79H232ZM247 78V77H246ZM3 79V78H2ZM9 79H10V77H9ZM27 79V78H26ZM29 79H31V78H29ZM37 79V78H36ZM43 79V78H42ZM71 79V80H70ZM118 79V78H117ZM119 79H120V77H119ZM126 79H127V77H126ZM129 79V78H128ZM163 79V78H162ZM191 80H192V78H190ZM199 79V78H198ZM202 79V78H201ZM235 79V80H236ZM14 80V79H13ZM23 80V79H22ZM25 80V79H24ZM48 80V79H47ZM59 80H60V82H59ZM65 80V81H64ZM108 80V79H107ZM110 80V79H109ZM111 80H113L112 78H111ZM160 80V79H159ZM175 80V79H174ZM184 80H183V82H184ZM196 80V79H195ZM227 80V79H226ZM239 80V79H238ZM11 81V80H10ZM29 82H30V80H28ZM36 81V80H35ZM95 81V80H94ZM122 81H123V78H122ZM128 81V80H127ZM135 81H137V80H135ZM180 81V80H179ZM199 81V80H198ZM205 81V80H204ZM220 81H221V79H220ZM229 81V80H228ZM228 81H224V83L225 82H227L228 83ZM233 81V80H232ZM2 82V81H1ZM42 82V81H41ZM44 82H45V80H44ZM47 82V81H46ZM45 82V83H46ZM67 82V81H66ZM108 82V81H107ZM113 82H116V80L115 81H113ZM112 82V83H113ZM130 82V81H129ZM201 82V81H200ZM203 82V81H202ZM216 82V81H215ZM239 82V81H238ZM241 82V81H240ZM239 82V83H240ZM2 83H4V81L2 82ZM2 83H0V84H2ZM18 83V82H17ZM35 83V82H34ZM39 83V82H38ZM43 83V82H42ZM45 83H43V84H45ZM96 83V82H95ZM100 83H103V81L102 82H99V84ZM104 83H105V81H104ZM104 83H103V85H104ZM109 83V82H108ZM108 83H106V85L108 84ZM153 83V82H152ZM192 83V82H191ZM212 83V82H211ZM237 83V82H236ZM6 84H8V83H6ZM10 84V83H9ZM27 84V83H26ZM93 83H91L90 85H92ZM186 84H187V82H186ZM210 84V83H209ZM214 84V83H213ZM217 84H219L218 82H217ZM222 84V83H221ZM220 84V85H221ZM229 84V83H228ZM238 84V83H237ZM17 85V84H16ZM20 86H21V84H19ZM31 85V84H30ZM46 85H48V84H46ZM89 85V87H90V90L92 89L91 88V86ZM106 85H104V87H106ZM109 85V84H108ZM112 85V84H111ZM110 85V86H111ZM118 85H119V82H118ZM122 85V84H121ZM159 85V84H158ZM170 85V84H169ZM168 85V86H169ZM202 85V84H201ZM225 85H226V83H225ZM240 85V84H239ZM247 85V84H246ZM34 86V85H33ZM33 86H32V88H33ZM36 86V85H35ZM42 86V85H41ZM52 86V87H53ZM98 86V85H97ZM97 86H95V87H97ZM110 86H108L109 88H110ZM114 86V85H113ZM130 86H131V84H130ZM136 86V85H135ZM134 86V87H135ZM172 86H175V85H173L172 84ZM197 86V85H196ZM231 86V85H230ZM235 86H236V84H235ZM241 86V85H240ZM249 86H251V85H249ZM1 87V86H0ZM8 87V86H7ZM7 87H4V88H7ZM28 87V86H27ZM37 87V86H36ZM99 87V86H98ZM123 87V86H122ZM125 88L126 87H128V86H124ZM139 87H141V85L139 86ZM156 87V86H155ZM159 87V86H158ZM157 87V88H158ZM203 87H204V85H203ZM214 87V86H213ZM252 87V86H251ZM3 88V89H4ZM11 88V87H10ZM16 88V87H15ZM41 88V87H40ZM46 88V87H45ZM100 88H103V87H101L100 86ZM107 88V87H106ZM108 88V89H109ZM118 88V87H117ZM132 88V87H131ZM136 88V87H135ZM151 88V87H150ZM149 88V89H150ZM161 88V87H160ZM159 88V89H160ZM172 88V87H171ZM8 89V88H7ZM7 89H6V91H7ZM14 89V88H13ZM21 89V88H20ZM19 89V90H20ZM25 89H27V88H25ZM38 89V88H37ZM48 89V88H47ZM122 89V88H121ZM133 89V88H132ZM141 89H143V88H141ZM179 89V88H178ZM188 89H190V88H188ZM187 89V90H188ZM192 89V88H191ZM201 89V88H200ZM227 89V88H226ZM245 89V88H244ZM5 90V89H4ZM18 90V91H19ZM24 90V89H23ZM33 90V92L34 91H36V89H32ZM31 90V88H30V91H32ZM44 90V89H43ZM96 90H99L100 91V89H96ZM140 90V89H139ZM147 90V89H146ZM151 90H152V88H151ZM157 90V89H156ZM155 90V91H156ZM208 90V89H207ZM216 90V89H215ZM223 90H224V88H223ZM232 90V89H231ZM241 90V89H240ZM1 91V90H0ZM15 91V90H14ZM28 91V90H27ZM30 91H28V92H30ZM39 91V90H38ZM41 91V90H40ZM86 91V90H85ZM99 91H97V93H99ZM108 91V90H107ZM127 91V90H126ZM134 91H135V89H134ZM133 91V92H134ZM152 91H154V89L152 90ZM157 91H159V90H157ZM182 91V90H181ZM191 91V90H190ZM211 91V90H210ZM225 91V90H224ZM16 92V91H15ZM24 92V91H23ZM27 92V93H28ZM33 92H32V94H33ZM52 92V91H51ZM88 92V91H87ZM101 92V91H100ZM114 92H116V91H114ZM113 92V93H114ZM117 92H118V90H117ZM138 92V91H137ZM148 92V91H147ZM170 92V91H169ZM172 92V91H171ZM170 92V93H171ZM179 92V91H178ZM177 92V93H178ZM189 92V91H188ZM192 92V91H191ZM195 92V91H194ZM199 92H200V90H199ZM223 92V91H222ZM221 92V93H222ZM238 92V91H237ZM17 93V92H16ZM22 93V92H21ZM20 93V94H21ZM31 93V92H30ZM38 93V92H37ZM91 93V92H90ZM94 93H96V92H94ZM107 93V92H106ZM159 93V92H158ZM180 93H182V92H180ZM180 93H178V94H180ZM185 93V92H184ZM190 93V92H189ZM206 93V92H205ZM215 93V92H214ZM213 93V94H214ZM242 93V92H241ZM241 93H239V94H241ZM243 93H245L244 92V90H243ZM248 93V92H247ZM251 93H253V92H251ZM258 93V92H257ZM256 93V94H257ZM31 94V95H32ZM35 94V93H34ZM40 94V93H39ZM39 94H38V96L36 97V98H38L39 97ZM43 94H45V93H43ZM92 94V93H91ZM90 94V95H91ZM101 95H103L102 93H100ZM131 94H132V91H131ZM143 94V93H142ZM173 94V93H172ZM209 94H211V92L209 93ZM218 95H219V93H217ZM228 94V93H227ZM60 95H61V97L63 98H61L60 97ZM86 95H87V93H86ZM105 95H107V94H105ZM110 95H111V92H110ZM110 95H108L107 97H109ZM113 95V94H112ZM129 95V94H128ZM152 95H153V92H152ZM182 95H183V93H182ZM185 95V94H184ZM184 95H183V97H184ZM205 95V94H204ZM225 95V94H224ZM223 95V96H224ZM248 95V94H247ZM249 95H251V94H249ZM13 96H14V94H13ZM22 96V95H21ZM29 96H30V94H29ZM47 96V95H46ZM130 96V95H129ZM144 96V95H143ZM169 96V95H168ZM189 96V95H188ZM202 96V95H201ZM207 96V95H206ZM221 96V95H220ZM228 96H231V95H228ZM12 97V96H11ZM17 97V96H16ZM31 97V96H30ZM32 97H34L33 95H32ZM48 97V96H47ZM92 97V96H91ZM106 97V96H105ZM123 97H125V96H123ZM181 97V96H180ZM192 97H194V96H192ZM218 97V96H217ZM225 97V96H224ZM227 97V96H226ZM225 97V98H226ZM254 97V96H253ZM261 97V96H260ZM9 97H7V99H8ZM20 98V97H19ZM26 99L27 100V96L24 98V97H21V99ZM50 99L52 98V97H49ZM48 98V99H49ZM154 98H155V96H154ZM153 98V99H154ZM158 98H159V96H158ZM164 98V97H163ZM175 98V97H174ZM190 98V97H189ZM188 98V99H189ZM195 98V97H194ZM215 98V97H214ZM236 98V97H235ZM238 98V97H237ZM249 98V97H248ZM247 98V96H246V99H248ZM251 98V97H250ZM11 99V98H10ZM14 99V98H13ZM12 99V100H13ZM34 99V98H33ZM90 99V98H89ZM107 99V98H106ZM110 99V98H109ZM111 99H112V96H111ZM114 99V98H113ZM145 99V98H144ZM152 99V98H151ZM165 100H166V97L164 98ZM163 99V100H164ZM168 99V98H167ZM181 99H183V98H181ZM209 99V98H208ZM207 99V100H208ZM240 99H242V98H240ZM239 99V100H240ZM245 99V98H244ZM253 99V98H252ZM251 99V100H252ZM41 100V99H40ZM39 100V101H40ZM52 100V99H51ZM51 100H49L50 102H51ZM84 100H85V98H84ZM83 100V101H84ZM90 100H93L94 102L95 101H97L96 99H90ZM117 100H118V98H117ZM125 100H126V98H125ZM128 100V99H127ZM126 100V101H127ZM129 100H130V98H129ZM169 100V99H168ZM206 100V101H207ZM210 100V99H209ZM208 100V101H209ZM214 100V99H213ZM216 100V99H215ZM231 100V99H230ZM243 100V99H242ZM8 101V100H7ZM15 101V100H14ZM43 101V100H42ZM45 101V100H44ZM56 101V102H55ZM99 101H101V98H100V100ZM102 101H105V100H102ZM139 101V100H138ZM159 101V100H158ZM160 101H162V100H160ZM228 101V100H227ZM233 101V100H232ZM258 101V100H257ZM262 101V100H261ZM11 102V101H10ZM20 102V101H19ZM25 102V101H24ZM49 102V103H50ZM91 102V101H90ZM94 102H91V105H92V103H94ZM131 102V101H130ZM179 102V101H178ZM200 102H202V101H200ZM249 102V101H248ZM259 102V101H258ZM5 103V102H4ZM8 103H9V101L7 102V105H8ZM13 103V102H12ZM14 103H18V101L17 102H14ZM13 103V104H14ZM42 103V102H41ZM64 103V104H63ZM85 103V102H84ZM97 103V102H96ZM109 103V102H108ZM116 103V102H115ZM128 103V102H127ZM149 103V102H148ZM154 103V102H153ZM158 103V102H157ZM176 103V102H175ZM186 103H187V101H186ZM191 103V102H190ZM193 103V102H192ZM211 103V102H210ZM222 103V102H221ZM227 103H229V102H227ZM238 103V102H237ZM11 103H9V105H10ZM30 104V103H29ZM35 104V103H34ZM52 104V103H51ZM98 104V103H97ZM110 104V103H109ZM109 104H107V105H109ZM118 104V103H117ZM116 104V105H117ZM122 104V103H121ZM138 104V103H137ZM183 104H184V102H183ZM202 104H203V102H202ZM208 104V103H207ZM235 104H236V102H235ZM12 105V104H11ZM10 105V106H11ZM94 105V104H93ZM101 105V104H100ZM106 104H104V106H105ZM106 105V106H107ZM145 105V104H144ZM161 105V104H160ZM165 105V104H164ZM169 105V104H168ZM188 105H191V104H188ZM206 105V104H205ZM211 105H213L212 103H211ZM237 105V104H236ZM3 106V105H2ZM16 106V105H15ZM22 106V105H21ZM136 106V105H135ZM150 106L152 107V105L150 104ZM149 105H148V107H150ZM167 106V105H166ZM184 107L186 106V104L185 105H183ZM182 105H181V107H183ZM192 106V105H191ZM206 106H208V105H206ZM215 106V105H214ZM221 106V105H220ZM246 106H248V105H246ZM250 106H251V102H250ZM20 107V106H19ZM48 107V106H47ZM49 107H50V105H49ZM48 107V108H49ZM82 107V106H81ZM84 107V106H83ZM85 107H87V106H85ZM90 107V106H89ZM108 107V106H107ZM107 107H105V110L107 109ZM110 107H112V106H110ZM110 107H108V108H110ZM114 107V106H113ZM117 107V106H116ZM123 107H124V104H123ZM132 107V106H131ZM130 107V108H131ZM141 107V106H140ZM145 107H147V106H145ZM144 107V108H145ZM154 107H156V106H154ZM154 107H153V109H154ZM174 107V106H173ZM194 107V109L196 108L195 106H193ZM209 107V106H208ZM208 107L206 108V109H208ZM238 107H240V106H238ZM243 107V106H242ZM253 107V106H252ZM256 107V106H255ZM259 107H261L260 105H259ZM14 108V107H13ZM16 108V107H15ZM44 108V107H43ZM42 108V109H43ZM52 108H53V106H52ZM67 108H69V107H66V109ZM104 107H102V109H103ZM134 108V107H133ZM138 108V107H137ZM137 108H136V110H137ZM176 109H177V107H175ZM217 108V107H216ZM220 108V107H219ZM223 108V107H222ZM88 109V108H87ZM87 109H85V110H87ZM116 108L114 107V115H116L115 114V111L116 110H118V108L115 110ZM149 109V108H148ZM210 109H211V107H210ZM218 109V108H217ZM224 109V108H223ZM233 109V108H232ZM242 109V108H241ZM248 109V108H247ZM262 109H264V108H262ZM19 110H20V108H19ZM23 110V109H22ZM21 110V112L23 113V111H25V110H23L22 111ZM33 110V109H32ZM31 110V111H32ZM35 110V109H34ZM52 110V109H51ZM64 110V109H63ZM84 110V109H83ZM96 110V109H95ZM100 110H101V108H100ZM104 110V109H103ZM102 110V111H103ZM105 110H104V112H105ZM113 110H111V114H113ZM125 110V109H124ZM138 112L137 113H139L140 112V109L138 108ZM160 110V109H159ZM166 110V109H165ZM187 110V109H186ZM189 110V109H188ZM214 110V109H213ZM237 110V109H236ZM249 110V109H248ZM1 111V110H0ZM17 111V110H16ZM57 111H55L56 113H58ZM78 111H79V109H78ZM81 111V110H80ZM132 111V110H131ZM143 111H144V109H143ZM150 111H151V109H150ZM157 111V110H156ZM173 111V110H172ZM181 111V110H180ZM184 111V110H183ZM203 111V110H202ZM208 111V110H207ZM230 111V110H229ZM6 112V111H5ZM4 112V113H5ZM20 111L18 112V114L20 113V114H22ZM45 112V111H44ZM47 112H50V111H48L47 110ZM47 112H45V114L47 113ZM52 112V111H51ZM66 112H67V110H66ZM69 112V111H68ZM67 112V113H68ZM106 112H108V111H106ZM105 112V114L107 115L108 113H106ZM144 112H146V111H144ZM144 112H143V114H144ZM160 112V111H159ZM194 112V111H193ZM210 112V111H209ZM226 112V111H225ZM233 112H235V111H233ZM238 112V111H237ZM253 112V111H252ZM258 112H260V111H258ZM262 112V111H261ZM8 113V112H7ZM25 114H26V112H24ZM23 113V114H24ZM53 114H50V113H48L50 116L51 115H54V110H53V112H52ZM56 113H55V115H56ZM61 113V112H60ZM65 113V112H64ZM75 113V112H74ZM73 113V114H74ZM85 113H87V112H85ZM150 113V112H149ZM149 113H147V114H149ZM174 113H176V112H174ZM178 113H180L179 111H178ZM190 113V112H189ZM223 113V112H222ZM255 113V112H254ZM0 114H1V112H0ZM6 114V113H5ZM12 114H15V113H12ZM19 114V115H20ZM22 114V115H23ZM27 114H28V112H27ZM35 114V113H34ZM61 114H63V113H61ZM70 114H72L71 112H70ZM135 114V113H134ZM146 114V115H147ZM155 114V113H154ZM159 114H161V113H159ZM158 114V115H159ZM177 114V113H176ZM181 114H183V113H180V115ZM185 114V116H186V113H184ZM221 114V113H220ZM224 114V113H223ZM230 114H231V112H230ZM247 114V113H246ZM2 115V114H1ZM9 115V114H8ZM44 115V114H43ZM47 115V114H46ZM54 115V116H55ZM59 115V114H58ZM57 115V116H58ZM65 115V114H64ZM67 115V114H66ZM69 115V114H68ZM82 115V114H81ZM99 115H100V113H99ZM102 115H104V113L102 114ZM109 115V114H108ZM132 115V114H131ZM139 115V114H138ZM145 115V114H144ZM143 115V116H144ZM153 115V114H152ZM163 115V114H162ZM164 115H165V113H164ZM167 115V114H166ZM166 115H165V117H166ZM178 115V114H177ZM197 115V114H196ZM199 115V114H198ZM201 115V114H200ZM215 115V114H214ZM225 115V114H224ZM239 115V114H238ZM244 115V114H243ZM254 115V114H253ZM264 115V114H263ZM10 116V115H9ZM13 116V115H12ZM17 116V115H16ZM26 116V115H25ZM39 116V115H38ZM49 116V117H50ZM59 116H61V115H59ZM70 116V115H69ZM84 116V115H83ZM87 116V115H86ZM92 116V115H91ZM110 116V115H109ZM117 116V115H116ZM139 116H141V115H139ZM148 116V115H147ZM155 116V115H154ZM170 116V115H169ZM176 116V115H175ZM183 116V115H182ZM208 116V115H207ZM240 116V115H239ZM248 116H249V114H248ZM248 116H246V117H248ZM32 117H33V113H32ZM31 117V118H32ZM35 117V116H34ZM41 117V116H40ZM56 117V116H55ZM75 117V116H74ZM95 117V116H94ZM111 118H112V116H110ZM149 117H151V116H149ZM157 117V116H156ZM164 117V118H165ZM199 117V116H198ZM217 117H218V115H217ZM219 117H220V115H219ZM8 118V117H7ZM14 118V117H13ZM42 118V117H41ZM44 118V117H43ZM53 116L50 118L51 120H54L55 118H53ZM57 118V117H56ZM59 118V117H58ZM76 118H77V116H76ZM86 118V117H85ZM90 118V117H89ZM93 118V117H92ZM135 118V117H134ZM153 118H155V117H153ZM164 118H163V120H164ZM175 118H177V117H175ZM208 118H210V117H208ZM242 118V117H241ZM245 118V117H244ZM254 118H255V116H254ZM254 118H253V121H254ZM2 119V118H1ZM22 119V118H21ZM20 119V120H21ZM25 119V118H24ZM28 119H29V117H28ZM47 119H49L48 117H46V120ZM49 119V120H50ZM68 119V118H67ZM74 119V118H73ZM72 119V120H73ZM78 119V118H77ZM104 119H106V118H104ZM113 119V118H112ZM140 119V118H139ZM141 119H143V118H141ZM146 119V118H145ZM151 119V118H150ZM169 119V118H168ZM172 119V118H171ZM181 119V118H180ZM183 119V118H182ZM194 119V118H193ZM207 119V118H206ZM216 119V118H215ZM226 119V118H225ZM233 119V118H232ZM252 119V118H251ZM256 119H257V117H256ZM261 119H263V118H261ZM12 120V119H11ZM16 120H17V118H16ZM48 120V121H49ZM57 120V119H56ZM66 120V119H65ZM76 120V119H75ZM95 120V119H94ZM101 120H102V118H101ZM100 120V121H101ZM109 120H111V119H109ZM119 120H120V118H119ZM122 121H123V118L121 119ZM127 120V119H126ZM125 120V121H126ZM167 120V119H166ZM174 120V119H173ZM178 120V119H177ZM186 120V119H185ZM205 120V119H204ZM224 120V119H223ZM222 120V121H223ZM227 120H228V118H227ZM245 120V119H244ZM19 121V120H18ZM55 121V120H54ZM54 121H53V123H54ZM96 121V120H95ZM107 121V120H106ZM138 121V120H137ZM152 121V120H151ZM160 121V120H159ZM168 121V120H167ZM170 119H169V123H170ZM180 121V120H179ZM206 121V120H205ZM224 121H226V120H224ZM223 121V122H224ZM252 121V122H253ZM261 121V120H260ZM264 121V120H263ZM5 122V121H4ZM33 122V121H32ZM31 122V123H32ZM47 122V121H46ZM64 122V121H63ZM79 122V121H78ZM112 121H110V123H111ZM115 122V121H114ZM127 122V121H126ZM139 122V121H138ZM141 122V121H140ZM139 122V123H140ZM162 122V121H161ZM238 122V121H237ZM248 122V121H247ZM250 122V121H249ZM25 123V122H24ZM52 123V122H51ZM51 123H49V124H51ZM93 123H96V122H93ZM105 123V122H104ZM137 123V122H136ZM152 123V122H151ZM157 123H158V121H157ZM168 123V124H169ZM181 123H183V122H181ZM189 123H190V121H189ZM204 123V122H203ZM209 123V122H208ZM228 123V122H227ZM0 124H2L1 123V121H0ZM7 124H8V122H7ZM6 124V125H7ZM12 124V123H11ZM20 124V123H19ZM33 124V123H32ZM38 124H41V123H38ZM81 124V123H80ZM109 124V123H108ZM114 124V123H113ZM149 123H147V125H148ZM166 124V123H165ZM214 124H217V123H214ZM232 124V123H231ZM246 124V123H245ZM254 124V123H253ZM252 124V125H253ZM263 124V123H262ZM2 125H4V124H2ZM31 125V124H30ZM43 125V124H42ZM45 125V124H44ZM48 125V124H47ZM46 125V126H47ZM69 125V124H68ZM75 125V124H74ZM77 125V124H76ZM83 125V124H82ZM81 125V126H82ZM84 125H86V124H84ZM111 125V124H110ZM117 125V124H116ZM139 124H137V126H138ZM161 125V124H160ZM176 125V124H175ZM183 125V124H182ZM192 125H193V122H192ZM207 125V124H206ZM254 125H256V124H254ZM257 125H260L259 123L257 124ZM18 126V125H17ZM53 126V125H52ZM57 126V125H56ZM134 126H136V124L134 125ZM140 126V125H139ZM156 125H154V127H155ZM164 126V125H163ZM172 126H173V124H172ZM177 126H178V123H177ZM187 126V125H186ZM200 126V125H199ZM228 126V125H227ZM231 126V125H230ZM237 126V125H236ZM262 126V125H261ZM20 127H21V125H20ZM19 127V128H20ZM111 128H112V126H110ZM115 127V126H114ZM113 127V128H114ZM123 127V126H122ZM122 127H121V129H122ZM143 127V126H142ZM156 127H158V126H156ZM176 127V126H175ZM179 127V126H178ZM182 127H184V126H182ZM193 127V126H192ZM205 127H207V126H205ZM219 127V126H218ZM243 127V126H242ZM251 127V126H250ZM260 127V126H259ZM263 127V126H262ZM5 128V127H4ZM86 128H87V126H86ZM89 128V127H88ZM93 128V127H92ZM96 128V127H95ZM103 128V127H102ZM119 128V127H118ZM124 128H127V127H123V129ZM136 128V127H135ZM170 128V127H169ZM181 128V127H180ZM196 128V127H195ZM201 128V127H200ZM225 128V127H224ZM248 128V127H247ZM247 128H245V129H247ZM257 128V127H256ZM255 128V129H256ZM6 129V131H7V128H5ZM8 129H10V128H8ZM24 129V128H23ZM22 129V130H23ZM28 129V128H27ZM99 129V128H98ZM109 129V128H108ZM116 129V128H115ZM149 129V128H148ZM160 129V128H159ZM174 129V128H173ZM198 129V128H197ZM206 129V128H205ZM204 129V130H205ZM226 129V128H225ZM224 129V130H225ZM238 130H239V128H237ZM1 130V129H0ZM4 130V129H3ZM13 130V129H12ZM25 130V129H24ZM32 130V129H31ZM30 130V131H31ZM67 130H69V128L67 129ZM74 130V129H73ZM79 130V129H78ZM81 130V129H80ZM83 130V129H82ZM114 130V129H113ZM112 130V131H113ZM117 130H119L120 131V129H117ZM131 130H132V128H131ZM131 130H129V131H131ZM134 130V129H133ZM143 130H145V129H143ZM176 130V129H175ZM186 130V129H185ZM191 130V129H190ZM193 130V129H192ZM221 130H222V128H221ZM243 130V129H242ZM250 129H248V131H249ZM252 130V129H251ZM258 130V129H257ZM5 131V130H4ZM15 131V130H14ZM17 131V130H16ZM15 131V134L17 133H19V132H16ZM19 131V130H18ZM29 131V130H28ZM41 131H43V130H41ZM91 131V130H90ZM108 132L110 131V130H107ZM128 131V130H127ZM136 131V130H135ZM146 131H147V129H146ZM159 131V130H158ZM164 131H167V130H164ZM178 131V130H177ZM180 131H181V129H180ZM182 131H184V130H182ZM189 131V130H188ZM194 131V130H193ZM197 131V130H196ZM236 131V130H235ZM1 132V131H0ZM32 132V131H31ZM37 132H38V130H37ZM48 132V131H47ZM46 132V133H47ZM55 132V131H54ZM62 132V131H61ZM61 132H60V134H61ZM64 132H66V133H69V132H67V131H64ZM82 132V131H81ZM93 132V131H92ZM118 132V131H117ZM122 132H124V130L122 131ZM136 132H139V131H136ZM144 132V131H143ZM169 132H172L171 130H169ZM191 132V131H190ZM189 132V133H190ZM215 132V131H214ZM220 132V131H219ZM227 132V131H226ZM230 132V131H229ZM233 132V131H232ZM245 132H246V130H245ZM253 132V131H252ZM251 132V133H252ZM260 132H261V130H260ZM8 133V134H7ZM7 133H5V132H3V135H1L2 134V132L0 133V179L3 177V175H5L6 174V172H10V174L12 173V172H15L16 171V173L18 174V175H16L17 177L15 178L16 179V181H15V179L14 180H10L11 182L13 181V183H11V186H8L7 185V182H9L10 183V181H7V180H4V181H0V264H8V262H5L6 260H8V259H5V256H9V254H7V253H10L12 256H14L13 258L15 259V257H17V255H19L18 257H17V259L18 258H20L19 260L21 261V263L18 261H13V260H10V258H9V260L10 261H13L12 262V264H26L27 263V261H26V254H27V252H28V254H29V252L31 253V254H33L34 256H35V258H36V256H38L41 252H43V248H45V246L46 245H43L44 243L46 244V243H48V242H51V244L54 246V244H55V246L54 247H51L52 248V250L50 249V251L48 252L47 250V252H48V255L46 254V255H44L45 254V252H44V254L42 253V255H44L45 256V258L43 257H41L40 258V260H44V263H42V264H92L91 262L92 261H95L96 262V260H99L98 259V257L97 256H99V255H97L96 257L97 258H92V255L90 254V252H96L95 250V248L94 247H96V246H94L95 245V241H96V244H97V242H103V239H104V241H106L105 242V244H106V249H107V251H110V254H109V256H108V254L106 255V252H105V255H102V257H104L105 258V260H106V263L108 262L109 264H133L134 262H136L137 264H144L143 262L142 263H138L137 261H132V262H128L125 258V255H124V252H126L128 249H135V247H134V245H132L133 247L132 248H130L129 247V242H130V244H131V239H129V237L127 236V238L129 239V242L127 241V243H126V245H125V248L123 249V251H122V249L120 250V252H118L119 250H116V249H114L113 247H115L113 244H112V242L115 244V242H117V241H115V239L116 238H119V237H121V236H124V235H127L128 233H129V231H125V230H128L130 227L134 230V227H137L139 224H140V222L142 223V221H143V218L140 216V215H138L140 212L139 211H143V209H139V213L137 214V213H133V210H132V208H133V206H134V209L137 207V205H133V206H131L130 204L128 205L127 203H124L123 204V206L122 207H120V205L119 206H117V207H115L117 204H120V202H118V203H116V205L114 204L113 205V207L114 208H117L118 210H120L119 212L121 213V224L122 225H129L130 227L128 228H125L124 229V227L125 226H121L120 225V227H115L114 226V224H111V226H109L110 225V222H109V224H106V223H104V222H98L97 221V219L99 220V217H101V216H99L97 213H96V211H93L92 209H91V206H90V208H88L90 211H89V213H88V215H89V217L91 216V218L93 217V219H91V221L89 220L90 218H88V219H85V220H89L90 222H88V223H85V221L83 220V218H78V217H76V216H78L79 214L77 213V212H79L80 210L78 209V211L77 212H75L76 214H74L75 215V217L73 216H70V222L72 223V226L70 227V225H69V222L67 223L68 225H69V227L70 228H67L65 225H66V216H64V218L58 223V222H56L55 220H53V217L52 216H54V212L55 211H60V212H64V209H66V208H68L69 209V207H66V205H68L69 206V202L71 203V201H72V199L71 198H79L78 196H76V195H80V198H83L84 199V201L83 200H81L80 198H79V200L80 201H83V203L85 204V200L86 199H90V201H91V199L93 198H95V196H97L96 194L99 192V189H102L101 187L103 186L104 187V189H102L103 190V196L105 195V194H112L114 191L112 190V187H113V189H114V184H111V183H114V181L113 182H109L110 180L107 178V176L109 175V173H108V175L106 176L105 175V177H104V173H105V171L106 170H108V169H104L106 166L105 165H103V163L101 162V160H102V158L100 159V158H98L99 157V155H98V157L97 156H93L90 160H92L91 162H90V164H89V162H87V161H89V160H86L85 159V161H84V158H85V153H86V150L88 149H86L84 146L85 145H83V143L85 144V142H82V140L81 141H78V142H82V144L81 143H79V146H80V149H79V147L77 146V144L78 143H76V142H74V143H70V145H71V149L69 148V150H71L72 151V148H73V151L74 152H72V158L70 157V155L68 156V157H70V162H69V160H67V159H65L66 158V155L64 154L65 153V149L66 148H63V147H59V146H55L54 147V145H55V143L54 144H52L50 141L51 140H49V137L47 136V135H45V134H43L42 136H44L43 138H45L44 140H43V138L41 137V133H40V138L38 139V137L36 136V140H35V143L37 144H35L34 142H33V140H32V142L35 144V145H33L34 146V148L33 147H30L31 149H33V150H31L30 148L29 149H26L27 147H25L24 149L25 150H27V152H28V150H30V152H28V153H24V155L22 154L20 157H22V158H19L18 160L16 159V157H15V152H16V154L20 151H15V149H20L19 147H17V146H19V144L17 145L16 143H14L15 145H14V147H8L9 145H8V143L9 142H7V140H10V139H8V138H14L15 139V136L13 135L12 136V133L11 132H9V131H7ZM44 133H45V131H44ZM52 133V132H51ZM50 133V134H51ZM73 133V132H72ZM78 133V132H77ZM91 133V132H90ZM115 133V132H114ZM131 133V132H130ZM146 133V132H145ZM148 133H150V132H148ZM162 133V132H161ZM160 133V134H161ZM178 133V132H177ZM179 133H181V132H179ZM185 133V132H184ZM197 133V132H196ZM247 133V132H246ZM250 133V132H249ZM254 133H255V131H254ZM256 133H258V132H256ZM263 133V132H262ZM13 134H14V132H13ZM79 134V133H78ZM96 134V133H95ZM103 134H105V132L103 133ZM119 134H121V133H119ZM129 134V133H128ZM195 134V133H194ZM230 134V133H229ZM234 134H236V133H234ZM238 134V133H237ZM260 134V133H259ZM20 135V134H19ZM27 135V134H26ZM106 135V134H105ZM118 135V134H117ZM131 135V134H130ZM129 135V136H130ZM143 135V134H142ZM147 135V134H146ZM152 135V134H151ZM154 135V134H153ZM181 135V134H180ZM180 135H179V137H180ZM196 135V134H195ZM206 135H207V133H206ZM249 135V134H248ZM23 136V135H22ZM68 136V135H67ZM73 136V135H72ZM76 136V135H75ZM123 136H125V134H123ZM166 135H164V138L166 139V137H165ZM169 136V135H168ZM174 136H176V132H175V135ZM189 136V135H188ZM187 136V137H188ZM192 136V135H191ZM207 136H209V135H207ZM238 136H239V134H238ZM241 136V135H240ZM250 136V135H249ZM21 137V136H20ZM20 137H18L17 138V140L18 139H20ZM56 137V136H55ZM58 137V136H57ZM62 137V136H61ZM77 137V136H76ZM103 137V136H102ZM108 137V136H107ZM112 137V140H114L113 139V136H111ZM120 137V136H119ZM127 136H125V138H126ZM130 137H133V136H130ZM144 137V136H143ZM172 137V136H171ZM186 137V136H185ZM186 137V138H187ZM229 137V136H228ZM254 137V136H253ZM262 137H264V136H262ZM5 138V139H4ZM6 138H7V140H6ZM26 137L24 136V139H25ZM31 138V137H30ZM50 138H52V136L50 137ZM64 137H62V139H63ZM80 138V137H79ZM88 138H89V136H88ZM91 138V137H90ZM93 138V137H92ZM96 138V137H95ZM123 138V137H122ZM135 138H137V137H135ZM154 138V137H153ZM176 138H178V137H176ZM211 138H213V137H211ZM220 138V137H219ZM6 140L5 142H4V140ZM23 139V138H22ZM21 139V140H22ZM26 139H28V138H26ZM33 139H35V138H33ZM57 139V138H56ZM59 139V138H58ZM67 139V138H66ZM70 139V138H69ZM84 139V138H83ZM128 139V138H127ZM159 139V138H158ZM195 139V138H194ZM249 139V138H248ZM259 139V138H258ZM13 140V139H12ZM16 140V139H15ZM16 140V141H17ZM71 140V139H70ZM76 139H74V141H75ZM100 140V139H99ZM110 140V139H109ZM123 140H126V139H123ZM122 140V141H123ZM137 140V139H136ZM136 140H134V141H136ZM144 140V139H143ZM173 140V139H172ZM180 140V139H179ZM203 140V139H202ZM245 140V139H244ZM251 141H252V139H250ZM262 140V139H261ZM260 140V141H261ZM11 141V140H10ZM15 141V142H16ZM54 141H55V139H54ZM66 141V140H65ZM68 141V140H67ZM66 141V142H67ZM88 141V140H87ZM177 141H178V139H177ZM182 141V140H181ZM193 141V140H192ZM204 141V140H203ZM224 141V140H223ZM231 141V140H230ZM229 141V142H230ZM240 141V140H239ZM249 141V140H248ZM251 141H249V142H251ZM255 141V140H254ZM4 142V143H3ZM14 142V140L12 141V143ZM17 142H19V140L17 141ZM24 142V141H23ZM32 142H30V143H32ZM57 142H59L58 140H57ZM61 142H64V139H63V141L61 140ZM66 142H64V143H66ZM69 142V141H68ZM99 142V141H98ZM104 142H105V140H104ZM109 142V141H108ZM115 142V141H114ZM127 142V141H126ZM140 142V141H139ZM169 142V141H168ZM190 143H191V141H189ZM232 142V141H231ZM230 142V143H231ZM234 142V141H233ZM243 142V141H242ZM245 142V141H244ZM262 142V141H261ZM29 143V144H30ZM60 143V142H59ZM63 143V144H64ZM106 143V142H105ZM104 143V144H105ZM121 143V142H120ZM141 143V142H140ZM143 143V142H142ZM155 143V142H154ZM156 143H158V142H156ZM187 143V142H186ZM229 143V144H230ZM62 144V143H61ZM60 144V145H61ZM113 144V143H112ZM192 144V143H191ZM196 144V143H195ZM202 144H205V143H202ZM201 144V145H202ZM208 144V143H207ZM263 144V143H262ZM26 145V144H25ZM24 145V146H25ZM28 145V144H27ZM67 145H69V144H67ZM100 145H101V143H100ZM110 145V144H109ZM116 145V144H115ZM129 145V144H128ZM140 145V144H139ZM194 145V144H193ZM219 145V144H218ZM225 145V144H224ZM239 145V144H238ZM251 145V144H250ZM249 145V146H250ZM261 145V144H260ZM11 146V145H10ZM12 146H13V144H12ZM20 146H22V145H20ZM23 146V147H24ZM44 146H46L47 148H49V147H51V149L50 150H48V151H51V153H53L54 152V155H53V157L54 158H52L51 156H50V158H48L49 156L47 155V154H45V153H47L48 151H45L44 150V148L42 149L41 147H44ZM62 146V145H61ZM65 146V145H64ZM92 146V145H91ZM108 146V145H107ZM107 146H105V148H106V150L107 149H109V148H107ZM112 146V145H111ZM113 146H114V144H113ZM161 146V145H160ZM162 146H163V144H162ZM182 146V145H181ZM213 146V145H212ZM230 146V145H229ZM247 146V145H246ZM66 147V146H65ZM156 147H157V145H156ZM177 147V146H176ZM186 147H188V146H186ZM210 147V146H209ZM223 147H225V146H223ZM251 147V146H250ZM249 147V148H250ZM253 147H254V145H253ZM93 148V147H92ZM119 148H121V147H119ZM141 148V147H140ZM167 148V147H166ZM220 148H222V147H220ZM261 148V147H260ZM22 149V148H21ZM94 149H96V148H94ZM102 149V148H101ZM100 149V150H101ZM118 149V148H117ZM125 149V148H124ZM128 149V148H127ZM171 149H172V146H171ZM174 149V148H173ZM178 149V148H177ZM176 149V150H177ZM213 149V148H212ZM226 149V148H225ZM258 149V148H257ZM67 150V152H68V149H66ZM89 150H91V149H89ZM106 150L104 151L105 153H106ZM110 150V149H109ZM139 150V149H138ZM153 150V149H152ZM175 150V151H176ZM205 150V149H204ZM252 150V149H251ZM255 150V149H254ZM260 150V149H259ZM15 151V152H14ZM21 151H24V150H21ZM20 151V152H21ZM32 151V152H31ZM42 151H44V154L42 153ZM92 151V150H91ZM91 151H90V153H91ZM96 151V150H95ZM123 151V150H122ZM135 151V150H134ZM151 151V150H150ZM182 151V150H181ZM203 151V150H202ZM219 151V150H218ZM221 151V150H220ZM224 151V150H223ZM244 151H246V150H244ZM19 152V153H20ZM84 153V157H83V153ZM87 152H89V151H87ZM103 152V153H104ZM112 152V151H111ZM125 152V151H124ZM173 152V151H172ZM184 152V151H183ZM199 152V151H198ZM214 152V151H213ZM239 152V151H238ZM22 153V152H21ZM20 153V154H21ZM59 154L60 156H62L63 157V159L61 160V161H59L58 162V159H57V162H56V159H55V156L57 155V154ZM65 155V158H64V155ZM96 153V152H95ZM99 154H102V152L100 151V152H98ZM105 153L103 154V156L105 155ZM126 153V152H125ZM133 153V152H132ZM176 153H177V151H176ZM186 153V152H185ZM203 153H204V151H203ZM211 152L209 151V154H210ZM241 153V152H240ZM259 153V152H258ZM19 154V155H20ZM50 154V153H49ZM68 154H69V152H68ZM94 154V153H93ZM97 154V153H96ZM108 154V153H107ZM118 154V153H117ZM116 154V155H117ZM129 154V153H128ZM177 154H179V153H177ZM199 154V153H198ZM197 154V155H198ZM206 154V153H205ZM208 154V153H207ZM217 155H218V153H216ZM244 154V153H243ZM252 154V153H251ZM18 155V154H17ZM59 155H57V156H59ZM90 155V154H89ZM95 155V154H94ZM139 155V154H138ZM138 155H136V158H138L137 156ZM147 155H150V154H147ZM157 155H160L159 153H157ZM173 155V154H172ZM176 155V154H175ZM189 155V154H188ZM247 155V154H246ZM250 155V154H249ZM14 156V157H13ZM56 156V157H57ZM88 156V155H87ZM90 156H92V155H90ZM102 156V155H101ZM102 156V157H103ZM108 156V155H107ZM115 156V155H114ZM168 156V155H167ZM212 156V155H211ZM239 156H240V154H239ZM242 156V155H241ZM253 156V155H252ZM19 157V156H18ZM17 157V158H18ZM67 157V158H68ZM113 156H111V158H112ZM170 157V156H169ZM187 157V156H186ZM197 157V156H196ZM200 157V156H199ZM198 157V158H199ZM202 157H203V155H202ZM235 157V156H234ZM244 157V156H243ZM52 158V159H51ZM126 158H127V156H126ZM129 158V157H128ZM133 158V157H132ZM141 158V157H140ZM162 158V157H161ZM189 158V157H188ZM193 158V157H192ZM205 158V157H204ZM215 158H217V157H215ZM219 158V157H218ZM227 158V157H226ZM226 158H225V160H226ZM14 159V160H13ZM100 159V160H99ZM117 159V158H116ZM125 159V158H124ZM159 159V158H158ZM178 159H180V158H178ZM247 159H249V158H247ZM14 161L13 162V164L15 163L16 165H13L12 166V162L11 161ZM67 162H66V161ZM103 160H104V157H103ZM102 160V161H103ZM107 160V159H106ZM110 160V159H109ZM132 160V159H131ZM140 160V159H139ZM170 160V159H169ZM172 160V159H171ZM215 160V159H214ZM254 160V159H253ZM258 160V159H257ZM134 161V160H133ZM132 161V162H133ZM148 161V160H147ZM182 161V160H181ZM245 161V160H244ZM256 161V160H255ZM105 162V161H104ZM107 162V161H106ZM106 162H105V164H106ZM119 162H120V159H119ZM135 162V161H134ZM139 162V161H138ZM158 162V161H157ZM164 162H165V160H164ZM178 162V161H177ZM190 162H191V160H190ZM209 162H210V160H209ZM225 162V161H224ZM227 162V161H226ZM263 162H264V160H263ZM7 163H9L8 165H6ZM128 163V162H127ZM130 163V162H129ZM154 163H155V160H154ZM159 163V162H158ZM174 163V162H173ZM193 163H196V162H193ZM217 163V162H216ZM230 163V162H229ZM229 163H227L228 165H229ZM126 164V163H125ZM138 164V163H137ZM142 164V163H141ZM150 164H151V161H150ZM167 164V163H166ZM169 164V163H168ZM176 164V163H175ZM178 164H180V163H178ZM184 164V163H183ZM190 164V163H189ZM220 164V163H219ZM251 164V163H250ZM250 164H247V165H249L250 166ZM254 164V163H253ZM256 164V163H255ZM261 164V163H260ZM107 165V164H106ZM115 165H116V163H115ZM127 165H129V164H127ZM143 165V164H142ZM164 165V164H163ZM174 165V164H173ZM227 165V166H228ZM246 165V166H247ZM263 165V164H262ZM108 166V165H107ZM119 166V165H118ZM123 166V165H122ZM133 165H131V167H132ZM137 166V165H136ZM140 166V165H139ZM154 166V165H153ZM152 166V167H153ZM162 166V165H161ZM160 166V167H161ZM166 166V165H165ZM181 166H182V164H181ZM192 166V165H191ZM194 166V165H193ZM216 166V165H215ZM222 166V165H221ZM226 166V167H227ZM238 165H236V167H237ZM251 166H252V164H251ZM124 167V166H123ZM138 167V166H137ZM195 167V166H194ZM207 167H209V166H207ZM220 167V166H219ZM223 167V166H222ZM232 167V166H231ZM230 167V168H231ZM242 167V166H241ZM245 167V166H244ZM253 167V166H252ZM256 167V166H255ZM264 167V166H263ZM5 168H6V170L7 171H5ZM146 168V167H145ZM145 168H144V171H145ZM164 168V167H163ZM162 168V169H163ZM166 168V167H165ZM168 168H169V166H168ZM175 168V167H174ZM180 168H182V167H180ZM179 168V169H180ZM186 168V167H185ZM210 168V167H209ZM212 168V167H211ZM247 168V167H246ZM259 168V167H258ZM65 169H68L69 171L68 172H66L65 171ZM82 169H83V171H82ZM87 169H89L88 171H87V173H83V172H85L84 170H87ZM149 169V168H148ZM153 169V168H152ZM151 169V170H152ZM172 169V168H171ZM196 169V168H195ZM194 169V170H195ZM213 169H215V168H213ZM222 169V168H221ZM224 169V168H223ZM250 169V168H249ZM255 169V168H254ZM260 169H262V168H260ZM259 169V170H260ZM264 169V168H263ZM15 170V171H14ZM60 170H62V174L61 175H58V174H56V172L57 171H59V173H61L60 172ZM80 170V171H79ZM128 170V169H127ZM135 170V169H134ZM140 171L141 170H143V168L142 169H139ZM197 170V169H196ZM209 170V169H208ZM228 170V169H227ZM237 170V169H236ZM257 170V169H256ZM79 171V173L80 172H82L83 174H81L82 176H83V178H81V180L79 181L80 182V184L79 185H77V183H76V185H74L73 183H72V181H73V179L75 178L76 180H78L77 178V175L78 174H75V173H77ZM168 170H166V172H167ZM171 171H173V170H171ZM201 171H203V170H201ZM212 171V170H211ZM240 171V170H239ZM238 171V172H239ZM248 171V170H247ZM5 172V173H4ZM131 172V171H130ZM129 172V173H130ZM153 172L154 171H152V174H153ZM156 172V171H155ZM168 172H170V171H168ZM204 172V171H203ZM236 171H234V173H235ZM243 172V171H242ZM250 171H248V173H249ZM254 172H256V171H254ZM258 172V171H257ZM264 172V171H263ZM31 173V174H30ZM58 173V172H57ZM126 173V172H125ZM132 173V172H131ZM146 173H148V171H146ZM151 173V172H150ZM163 173H165V172H163ZM171 173H173V172H171ZM177 173V172H176ZM179 173V172H178ZM184 173V172H183ZM185 173H186V171H185ZM227 174H228V172H226ZM231 173H232V171H231ZM261 173V172H260ZM70 175L71 174V178H73V179H71V181L69 182V184H71V185H69V186H67L66 184H65V182L67 181V180H69L68 179V177H67V180H66V178H64L66 181H63L62 180V176H65L66 177V175ZM111 175H112V172L110 173ZM121 174H122V172H121ZM135 174H137V173H135ZM134 174V175H135ZM143 174V173H142ZM149 174V173H148ZM157 174H158V171H157ZM168 174V173H167ZM192 174V173H191ZM199 174V173H198ZM237 174V173H236ZM239 174V173H238ZM242 174V173H241ZM9 175V174H8ZM14 175V176H15ZM48 175V176H47ZM76 175V176H75ZM110 175V176H111ZM129 175V174H128ZM146 175V174H145ZM160 175V174H159ZM177 176H178V174H176ZM205 175V174H204ZM207 175V174H206ZM224 175V174H223ZM243 175V174H242ZM246 175V174H245ZM12 176H13V174H12ZM11 175H10V177L11 178H13ZM50 176V177H49ZM54 176V177H53ZM74 176V177H73ZM79 176V175H78ZM81 176V177H82ZM136 176V175H135ZM152 176V175H151ZM179 176H181V174L179 173ZM185 176H186V174H185ZM221 176H222V174H221ZM227 176V175H226ZM9 176H8V178H10ZM121 177V175L119 176V178ZM162 177V176H161ZM167 177V176H166ZM184 177V176H183ZM193 177V176H192ZM238 177V176H237ZM7 178V179H8ZM55 178V180H53ZM79 178H80V176H79ZM105 178H107V179H105ZM112 178H114V177H112ZM128 178V177H127ZM145 178V177H144ZM152 178H153V176H152ZM155 178V177H154ZM159 178H160V176H159ZM202 178V177H201ZM209 178H211V177H209ZM213 178V177H212ZM229 178V177H228ZM231 178H232V176H231ZM230 178V179H231ZM236 178V177H235ZM242 178V177H241ZM249 178H251V177H249ZM260 178V177H259ZM117 179V178H116ZM129 179H131V178H129ZM158 179V178H157ZM161 179V178H160ZM170 179L171 180H173L172 179V177H170ZM186 179V178H185ZM204 179V178H203ZM206 179V178H205ZM218 179V178H217ZM254 179V178H253ZM2 180V179H1ZM56 180H57V183H56ZM133 180V179H132ZM143 180V179H142ZM148 180V179H147ZM147 180H145V181H147ZM153 180V179H152ZM156 180V179H155ZM171 180H169V181H171ZM179 180V179H178ZM192 180V179H191ZM206 180H208V179H206ZM243 180V179H242ZM241 180V181H242ZM263 180V179H262ZM7 181V182H6ZM14 181L15 182H17V183H15L14 184ZM106 181V182H105ZM117 181V180H116ZM123 181V180H122ZM128 181V180H127ZM181 181V180H180ZM179 181V182H180ZM187 181H189V180H187ZM195 181V180H194ZM198 181V180H197ZM200 181V180H199ZM227 181V180H226ZM237 181V180H236ZM249 181V180H248ZM77 182V181H76ZM106 183L108 186L106 187V185L104 186L102 183ZM131 182H133V181H131ZM135 182V181H134ZM144 182V181H143ZM149 182V181H148ZM166 182V181H165ZM223 182V181H222ZM243 182V181H242ZM247 182V181H246ZM262 182V181H261ZM75 183V182H74ZM104 183V184H105ZM118 183H120V182H118ZM160 183V182H159ZM168 183V182H167ZM186 183V182H185ZM234 183H236V182H234ZM237 183H238V181H237ZM68 184V183H67ZM73 184V185H72ZM125 184V183H124ZM127 184V183H126ZM139 184V183H138ZM146 184V183H145ZM165 184V183H164ZM175 184H177V183H175ZM190 184H192L191 182H190ZM219 184V183H218ZM221 184V183H220ZM233 184V183H232ZM241 184V183H240ZM249 184V183H248ZM247 184V185H248ZM251 184V183H250ZM258 184V183H257ZM263 184V183H262ZM55 185V186H54ZM111 185H113L112 187H111ZM130 185V184H129ZM134 185V184H133ZM142 185V184H141ZM141 185L139 186L140 188H141ZM156 185V184H155ZM157 185H158V183H157ZM167 185V184H166ZM194 185V184H193ZM222 185H224V184H222ZM242 185V184H241ZM247 185H245V186H247ZM252 185V184H251ZM255 185V184H254ZM259 185V184H258ZM83 186V187H82ZM86 186V187H85ZM117 186V185H116ZM137 186V185H136ZM144 186H146V185H144ZM162 186H164L163 184H162ZM161 186V187H162ZM167 186H169V185H167ZM192 186V185H191ZM190 186V187H191ZM236 186V185H235ZM250 186V185H249ZM106 187V188H105ZM130 187V186H129ZM156 187H158V186H156ZM155 187V188H156ZM183 187H184V185H183ZM189 187V186H188ZM193 187V186H192ZM213 187V186H212ZM219 187V186H218ZM226 187V186H225ZM228 188H229V186H227ZM233 187V186H232ZM259 187V186H258ZM264 187V186H263ZM116 188V187H115ZM151 188V187H150ZM167 188V187H166ZM170 188H171V186H170ZM187 188V187H186ZM214 188V187H213ZM255 188V187H254ZM262 188V187H261ZM135 189V188H134ZM139 189V188H138ZM142 189V188H141ZM158 189V188H157ZM175 189V188H174ZM182 189V188H181ZM199 188H197V190H198ZM202 189H204V187L202 188ZM216 189H218V190H220L219 188H216ZM223 189V188H222ZM225 190H228V189H226V188H224ZM237 189H239V188H237ZM263 189V188H262ZM97 190V191H96ZM111 190L113 191L112 193H111ZM115 190V189H114ZM119 190V189H118ZM121 190V189H120ZM135 190H137V189H135ZM162 190V189H161ZM201 190V189H200ZM207 190V189H206ZM214 191H215V189H213ZM218 190H216V192L218 191ZM229 190H231V189H229ZM244 190V189H243ZM254 190V189H253ZM257 190V189H256ZM264 190V189H263ZM60 191V194H62V191L63 192H67L66 193V195H67V197L66 198H63L61 201H60V199L59 200H57V198L56 197H58V192ZM144 191V190H143ZM153 191V190H152ZM155 191V190H154ZM154 191H153V193H154ZM173 191V190H172ZM208 191H210V190H208ZM207 191V192H208ZM242 191V190H241ZM245 191V190H244ZM251 191V190H250ZM260 191V190H259ZM106 192V193H105ZM116 192V191H115ZM114 192V193H115ZM118 192V191H117ZM146 192H147V190H146ZM161 192V191H160ZM164 193H166L165 192V190L163 191ZM175 192H177V191H175ZM182 192V191H181ZM181 192H179V193H181ZM193 192V191H192ZM198 191H196V193H197ZM225 192V191H224ZM235 192V191H234ZM233 192V193H234ZM237 192V191H236ZM245 192H247V191H245ZM100 193V192H99ZM138 193V192H137ZM164 193H161V194H164ZM187 193V192H186ZM195 193V194H196ZM209 193V192H208ZM218 193L220 194L221 192L220 191H218ZM223 193V192H222ZM221 193V194H222ZM244 193V192H243ZM243 193H241V194H243ZM256 193V192H255ZM76 194V195H75ZM101 194V193H100ZM122 194V193H121ZM152 194V193H151ZM151 194H149V195H151ZM156 194H157V191H156ZM161 194H159V197H160V195ZM169 194V193H168ZM198 195H200V193H197ZM202 194H206V193H202ZM219 194H217V195H219ZM225 194V193H224ZM223 194V195H224ZM231 194H232V192H231ZM76 196V197H73V196ZM108 195V196H109ZM119 195V194H118ZM123 195V194H122ZM128 195V194H127ZM130 195V194H129ZM137 195V194H136ZM146 195V194H145ZM154 195V194H153ZM152 195V196H153ZM166 195V194H165ZM171 195V194H170ZM174 195V194H173ZM182 195H184V194H182ZM187 195H188V193H187ZM213 195V194H212ZM215 195L216 194H214V197H212V198H216L215 197ZM216 195V196H217ZM228 195V191H227V193H226V196ZM238 195H239V193H238ZM244 195V194H243ZM251 195V194H250ZM253 195H255V194H252V196ZM260 195V194H259ZM261 195H263V193L261 194ZM13 196V197H12ZM65 196V195H64ZM131 196H133V195H131ZM146 196H148V195H146ZM146 196H144L145 197V200L147 199L146 198ZM157 196V195H156ZM177 196V195H176ZM186 196V195H185ZM194 196V195H193ZM202 196V195H201ZM207 196V195H206ZM221 196V195H220ZM232 196V195H231ZM109 197H111V198H114L115 199V196H109ZM159 197H157V199L159 198ZM169 197V196H168ZM178 197V196H177ZM189 197V196H188ZM190 197H192V196H190ZM189 197V198H190ZM199 197V196H198ZM205 197V196H204ZM218 197V196H217ZM222 197V196H221ZM229 197V196H228ZM228 197H225V199L226 198H228ZM235 197V196H234ZM241 197V196H240ZM245 197V196H244ZM264 197V196H263ZM76 198V199H77ZM104 198H105V196H104ZM108 198V197H107ZM116 198H118V196L116 197ZM124 198H126V197H124ZM128 198V197H127ZM126 198V199H127ZM156 197H154V199H155ZM165 198V196L163 197V199ZM174 198V197H173ZM180 198V197H179ZM186 198V197H185ZM196 198V197H195ZM199 198H201V197H199ZM210 198V197H209ZM220 198V197H219ZM218 198V200H220ZM230 198V197H229ZM228 198V199H229ZM237 198V197H236ZM252 198V197H251ZM262 198V197H261ZM260 198V199H261ZM71 200V201H67V200ZM74 199H73V201H74ZM75 199V200H76ZM100 198H98V200H99ZM110 199V198H109ZM119 199V198H118ZM161 199V198H160ZM162 199V200H163ZM172 199V198H171ZM186 199H188V198H186ZM201 199H203V198H201ZM207 199H208V197H207ZM217 199V198H216ZM216 199H214V200H216ZM223 199V198H222ZM231 199V198H230ZM238 199H240V198H238ZM97 200V199H96ZM175 200V199H174ZM182 200V199H181ZM199 200V199H198ZM197 200V201H198ZM204 200V199H203ZM224 200V199H223ZM263 200H264V198H263ZM77 201V200H76ZM88 201V200H87ZM93 201V200H92ZM91 201V202H92ZM107 201H109V200H107ZM111 201H113V200H111ZM118 201H121V200H118ZM127 201H128V199H127ZM147 201H149V200H147ZM167 201H169V200H167ZM195 201V200H194ZM212 201V200H211ZM210 201V202H211ZM221 201V200H220ZM225 201V200H224ZM231 201V200H230ZM229 201V202H230ZM238 201V200H237ZM240 201H242V199L240 200ZM240 201H238L239 203H240ZM257 201V200H256ZM21 202V204L19 205V203ZM24 202V204L22 205V203ZM67 202H68V204H67ZM75 202V201H74ZM117 202V201H116ZM124 202V201H123ZM138 202V201H137ZM150 202V201H149ZM156 202H157V200H156ZM159 202V201H158ZM170 202V201H169ZM180 202V201H179ZM181 202H184V201H181ZM236 202V201H235ZM235 202H234V206H235ZM245 202V200L243 201V203ZM253 202V201H252ZM255 202V201H254ZM261 202V201H260ZM13 203H15V205H16V203H17V205H16V207H15V205L13 204ZM75 203H77V202H75ZM83 203H82V205H83ZM88 202H86V204H87ZM93 203H95L94 201H93ZM115 203V202H114ZM122 203V202H121ZM129 203V202H128ZM130 203H132V202H130ZM134 204L136 203V201L135 202H133ZM142 202H140V204H141ZM160 203V202H159ZM168 203V202H167ZM195 203V202H194ZM202 203H204L203 201H202ZM201 202L199 203V204H202ZM222 203H223V201H222ZM237 203V202H236ZM246 203H247V201H246ZM261 203H264V202H261ZM14 205V207L15 208H17V210H16V213H15V216L16 215H20L19 216V219H22V217L23 216H26V215H30L31 213L33 214L34 212H37V213H39L40 211L42 212V210L43 211H45L46 210V212H45V216H43L42 218H39V219H41L42 220V223H47V227H49L50 228V231H48V230H46V229H44V231L46 230V231H48V232H46V233H48V235H45V236H42V240L40 241V240H34V239H32L33 238V234H35L34 233V231H35V228H34V226H33V224L35 225V223L36 222H39L38 220L39 219H34V223H32V221L31 222H27V219H26V222H27V224H26V222H25V218L23 219V220H20L19 222H18V224H20V226L18 225V224H15L18 220V218H14V217H12L13 218V221H14V219L16 220V222H10L12 219H11V216H10V219H8V221H5L6 220V216L4 217V219H2V214H1V212L3 211V209H8V208H11L13 205ZM28 204V205H27ZM79 204V203H78ZM96 204V203H95ZM95 204H93V205H95ZM169 204V203H168ZM183 204V203H182ZM181 204V205H182ZM186 204V203H185ZM188 204V203H187ZM191 204H193V203H191ZM198 204V205H199ZM206 204V203H205ZM210 204V203H209ZM217 204V203H216ZM19 205V206H18ZM71 205V204H70ZM87 205V206H88ZM105 205V204H104ZM122 205V204H121ZM159 205V204H158ZM161 205V204H160ZM172 205H174V204H172ZM176 205V204H175ZM178 205H179V203H178ZM195 205V204H194ZM193 205V206H194ZM207 205V204H206ZM211 205V204H210ZM218 205V204H217ZM232 205V204H231ZM238 205H240V204H238ZM75 206V205H74ZM79 206V205H78ZM78 206H76V209H77V207ZM101 206V205H100ZM100 206H99V208H100ZM140 206V205H139ZM142 206V205H141ZM165 206V205H164ZM164 206H162L163 208H164ZM171 206V205H170ZM170 206L168 207V205L167 206H165V207H167V209L165 208L164 210H166V212L164 213V214H166L167 213V210H168V208H170ZM184 206V205H183ZM214 206V205H213ZM224 206V205H223ZM233 206V207H234ZM237 206V205H236ZM242 206V205H241ZM249 206V205H248ZM252 206V205H251ZM253 206H255V205H253ZM260 206V205H259ZM264 206V205H263ZM70 207H72V205L70 206ZM82 207V206H81ZM102 207V206H101ZM150 207H153V206H150ZM188 207V206H187ZM196 207V206H195ZM219 207V206H218ZM217 207V208H218ZM229 207H230V204H229ZM245 207V206H244ZM14 208V209H15ZM74 208V207H73ZM79 208H80V206H79ZM92 208H93V206H92ZM97 208H98V203H97ZM97 208H94V209H97ZM108 208V207H107ZM140 208V207H139ZM145 208V207H144ZM155 208V207H154ZM186 208V207H185ZM196 208H198V207H196ZM209 208V207H208ZM214 208V207H213ZM224 208H225V206H224ZM237 208H239L238 206H237ZM12 209V208H11ZM83 209H85V208H82V210ZM105 209V208H104ZM138 209V208H137ZM149 209V208H148ZM171 209V208H170ZM192 209V208H191ZM194 209V208H193ZM202 209V208H201ZM222 208H219L218 210H221ZM244 209V208H243ZM243 209H242V211H243ZM259 209V208H258ZM86 211H87V208L85 209ZM102 210V209H101ZM106 210H108V209H106ZM113 210H115V209H113ZM163 210V209H162ZM163 210V211H164ZM177 210V209H176ZM178 210H180V209H178ZM211 210V209H210ZM209 210V211H210ZM217 210V211H218ZM244 210H246V209H244ZM69 211V210H68ZM85 211V212H86ZM110 211V210H109ZM108 211V212H109ZM137 211V210H136ZM149 211V210H148ZM158 211V210H157ZM163 211L161 212L162 214V216H163ZM172 210H170V212H171ZM182 211V210H181ZM191 211V210H190ZM195 211V210H194ZM203 212H204V210H202ZM206 211V210H205ZM234 211H235V209H234ZM254 211V210H253ZM263 211V210H262ZM9 212V211H8ZM14 212V211H13ZM12 212V213H13ZM40 212V213H41ZM48 212V213H47ZM60 212H57L56 214H59ZM66 212V211H65ZM73 212H74V209H73ZM82 212V211H81ZM134 212H135V210H134ZM145 212V211H144ZM143 212V213H144ZM149 212H151V211H149ZM155 212V211H154ZM169 212V211H168ZM178 212V211H177ZM176 212V213H177ZM187 212V211H186ZM193 212V211H192ZM213 212V211H212ZM212 212H210V214H212ZM221 212V211H220ZM224 212V211H223ZM247 212V211H246ZM258 212H259V210H258ZM36 213V214H37ZM39 213V214H40ZM42 213H44V212H42ZM69 213V212H68ZM67 213V214H68ZM87 213H86V215H87ZM113 213V212H112ZM183 213V212H182ZM182 213H180V214H182ZM198 213V212H197ZM196 213V214H197ZM215 212H213V214H214ZM217 213V212H216ZM230 213V212H229ZM254 213V212H253ZM53 214V215H52ZM55 214V215H56ZM66 214V213H65ZM71 213H69L68 214V216L70 215ZM109 214V213H108ZM148 214H150V213H148L147 212V215ZM155 214V213H154ZM160 214V212H158V215ZM173 214H175V213H173L172 212V215ZM184 214H185V212H184ZM183 214V215H184ZM190 214V213H189ZM192 214V213H191ZM63 215H64V213H63ZM80 215H82V213L80 214ZM143 215V214H142ZM144 215H146L145 213H144ZM153 214H151L150 216H152ZM168 215V214H167ZM170 215V214H169ZM194 215V214H193ZM198 215V214H197ZM231 215V214H230ZM248 215H250V213L248 212ZM104 216V215H103ZM188 216V215H187ZM191 216V215H190ZM195 216V215H194ZM212 216V215H211ZM214 216V215H213ZM212 216V217H213ZM215 216H216V214H215ZM217 216H219V215H217ZM216 216V217H217ZM222 216H223V213H222ZM221 216V217H222ZM224 216H225V214H224ZM247 216V215H246ZM9 217V216H8ZM57 217H60V216H56L55 218L57 219ZM81 217H83V215L81 216ZM85 217V216H84ZM88 216H86V218H87ZM119 217V216H118ZM153 217V216H152ZM156 217H158V220L157 221H159V216H156ZM155 217V218H156ZM164 218L166 217V216H163ZM184 217V216H183ZM197 217V216H196ZM200 218H202L201 216H199ZM208 217H210V216H208ZM220 217V216H219ZM245 217V216H244ZM254 217V216H253ZM69 218V217H68ZM103 218V217H102ZM112 218H114V217H112ZM145 218H146V216H145ZM160 218H161V216H160ZM171 218H174V216H172ZM190 218V217H189ZM223 218V217H222ZM225 218V217H224ZM230 218V217H229ZM241 218V217H240ZM31 219V218H30ZM82 219V220H81ZM109 219V218H108ZM115 219V218H114ZM117 219V218H116ZM120 219V218H119ZM125 219V220H124ZM157 219V218H156ZM169 220H170V218H168ZM187 219V218H186ZM205 219H206V216H205ZM210 219V221H211V219L212 218H209ZM214 219V218H213ZM212 219V220H213ZM219 219V218H218ZM218 219H217V222H220V221H218ZM233 219V218H232ZM245 219V218H244ZM248 219V218H247ZM264 219V218H263ZM5 222H4V221ZM102 220V219H101ZM110 220V219H109ZM124 220V221H123ZM149 220V219H148ZM152 220V219H151ZM168 220V221H169ZM22 221L24 222V226L23 227H21V223H22ZM36 221V222H35ZM56 223H55V222ZM66 221V222H65ZM69 221V220H68ZM145 221H147L146 219H145ZM145 221H144V223H145ZM161 221V220H160ZM159 221V222H160ZM186 221V220H185ZM192 221V220H191ZM209 221V220H208ZM239 221V220H238ZM242 221V220H241ZM248 221V220H247ZM41 222V221H40ZM87 222V221H86ZM148 222V221H147ZM165 222H167V221H165ZM170 222H173V221H170ZM170 222H168L169 224H170ZM187 222H188V224H189V222H190V220H187L186 221V224H187ZM213 222V221H212ZM216 222V221H215ZM243 222V221H242ZM29 223V224H28ZM50 223V224H49ZM112 223V222H111ZM120 223V222H119ZM118 223V224H119ZM177 223V222H176ZM181 223V222H180ZM205 223V222H204ZM209 223V222H208ZM221 223V222H220ZM220 223H218V224H220ZM233 223V222H232ZM244 223H245V221H244ZM249 223V222H248ZM247 223V224H248ZM23 224V223H22ZM26 224V225H25ZM90 224V225H89ZM155 224H158V222H156ZM175 224V223H174ZM181 224H183V223H181ZM186 224H184V225H186ZM187 224V225H188ZM197 224H198V222H197ZM201 224H202V222H201ZM217 224V223H216ZM222 224V223H221ZM231 224V223H230ZM229 224V225H230ZM236 224V223H235ZM262 224V223H261ZM16 225H18V226H16ZM43 225V224H42ZM45 225V224H44ZM97 225L99 226H102L103 228H102V230L103 231H105V232H102L101 233V231H100V228H99V231L100 232H97L96 230V228H94V227H97ZM148 225H150V224H148ZM159 225V224H158ZM164 225V224H163ZM177 225V224H176ZM215 225V224H214ZM238 225V224H237ZM244 225V224H243ZM255 224H253L251 227H255L254 226ZM36 226H38V225H36ZM45 226V227H46ZM151 226H153V225H151ZM156 226V225H155ZM172 226V225H171ZM196 226V225H195ZM213 226V225H212ZM223 226V225H222ZM242 226V225H241ZM248 226H249V224H248ZM248 226H246V229H248V230H250V231H252L251 230V227H249L248 228ZM258 226H259V222H258ZM42 227V226H41ZM46 227V228H47ZM143 227V226H142ZM163 227V226H162ZM180 227V226H179ZM188 227V226H187ZM194 227V226H193ZM197 227H198V225H197ZM204 227H205V225H204ZM203 227V228H204ZM214 227H216V226H214ZM219 227V226H218ZM260 227V226H259ZM258 227V228H259ZM44 228V227H43ZM43 228H41L42 230H43ZM49 228H47V229H49ZM93 228L94 229H96V230H93ZM146 228V227H145ZM147 228H150V226H148ZM154 228V227H153ZM152 228V229H153ZM166 228V227H165ZM172 228V227H171ZM171 228H167L166 230L168 231L169 229H171ZM177 228V227H176ZM190 228V227H189ZM188 228V229H189ZM221 230L223 229V228H221V227H219ZM225 228V227H224ZM232 228H235V226L234 227H232ZM241 228V227H240ZM256 228V227H255ZM254 228V229H255ZM263 228V227H262ZM261 228V229H262ZM28 229L30 230L31 229V232H32V230H33V233H32V238L30 237V232H29V235L28 236H26V234L23 232V230H25V232H27L28 233ZM38 230L40 229V226L37 228ZM36 229V230H37ZM81 229H84V230H81ZM138 229V228H137ZM142 229V228H141ZM152 229H150V230H152ZM175 229V228H174ZM179 229V228H178ZM181 229V228H180ZM180 229H179V231H180ZM193 229H195V228H193ZM208 229V228H207ZM230 229V228H229ZM253 229V231H255ZM41 230V231H42ZM66 230H68L69 232H70V236L68 235V233H64V231H66ZM85 230H87L89 233H90V236H85V234L86 233H84V232H86ZM130 230V229H129ZM132 230V231H133ZM146 230V229H145ZM144 230V231H145ZM153 230H155V229H153ZM165 230V229H164ZM176 230V229H175ZM181 230H183V229H181ZM228 230V229H227ZM241 230V229H240ZM257 230H259V229H257ZM44 231H42V233H45ZM61 231H63V233L64 234H61ZM157 231H159L158 229H157ZM157 231L155 232V231H152V232H154V233H156L157 234ZM172 231V230H171ZM208 231V230H207ZM212 231V230H211ZM216 231V230H215ZM234 231V230H233ZM249 231V232H250ZM37 232V231H36ZM40 231H38V233H39ZM95 232H97L98 234H102L103 235V233H105L104 234V236H97V237H99L100 239L99 240H97L96 239V237L94 236V235H97V233H95ZM131 232V231H130ZM136 232V231H135ZM151 232V233H152ZM163 232H165V231H163ZM175 232V231H174ZM185 232V231H184ZM189 232V231H188ZM192 232H193V230H192ZM198 232V231H197ZM200 232V231H199ZM230 232V231H229ZM246 232V231H245ZM257 232V231H256ZM262 232V231H261ZM37 233V234H38ZM88 233V234H89ZM95 233V234H94ZM127 233V234H126ZM132 233V232H131ZM141 233V232H140ZM139 233V230H138V232H136V234H137V236L140 234ZM142 233H143V235H144V232L142 231ZM141 233V234H142ZM147 233V232H146ZM145 233V234H146ZM150 233V234H151ZM153 233V234H154ZM159 233H161V229H160V231H159ZM158 233V234H159ZM171 233H173V232H171ZM181 233V232H180ZM205 232H203V233H201V234H204ZM212 233H214V232H212ZM238 233V232H237ZM239 233H242V230H241V232H239ZM247 233V232H246ZM245 233V234H246ZM135 234V235H136ZM155 234V235H156ZM190 234V233H189ZM188 234V235H189ZM199 234V233H198ZM228 234V233H227ZM231 234V233H230ZM229 234V235H230ZM232 234L234 235V232H232ZM248 234V233H247ZM254 234V233H253ZM263 234V233H262ZM42 235V234H41ZM134 235V236H135ZM152 235V234H151ZM162 235V234H161ZM180 235V234H179ZM228 235V236H229ZM236 235V234H235ZM251 235V234H250ZM257 235H259L258 233H257ZM39 236V235H38ZM63 236V237H62ZM85 236V237H84ZM130 236H131V234H130ZM145 236V235H144ZM149 236V235H148ZM148 236H147V238H148ZM171 236V235H170ZM175 236V235H174ZM192 236V235H191ZM196 236V235H195ZM205 236V235H204ZM209 236V235H208ZM213 236V235H212ZM222 236H224L223 234H222ZM230 236H232V235H230ZM229 236V237H230ZM238 236V235H237ZM246 236V235H245ZM253 236V235H252ZM260 236V235H259ZM39 237H41V236H39ZM72 237V239H74V241H75V243H76V245H78L77 243H79V250L77 249L78 247H76V249L78 250L77 252L78 253H76V251L75 250H66V248L65 247H70V246H73V240H70V238ZM84 237V238H83ZM92 237V238H91ZM124 237H126V236H124ZM142 238H143V242L145 241V244L146 243H149V244H151L152 245V243L154 242V240L151 238V237H155V236H151V237H149V240H145L144 239V237L143 236H141ZM161 238H162V236H160ZM172 237V236H171ZM194 237V236H193ZM200 237V236H199ZM254 237V239H255V236H253ZM31 238V239H30ZM122 238V237H121ZM120 238V239H121ZM133 238V237H132ZM141 238V239H142ZM152 240H151V239ZM160 238V239H161ZM177 238V237H176ZM195 238V237H194ZM207 238H209V237H207ZM221 238V237H220ZM226 238V237H225ZM247 238V237H246ZM40 239V238H39ZM89 239H91L90 240V242H88L89 241ZM123 239V238H122ZM125 239V238H124ZM123 239V240H124ZM135 239V238H134ZM139 239H140V237H139ZM178 239V238H177ZM176 239V240H177ZM203 239V238H202ZM201 239V240H202ZM205 239H206V237H205ZM224 239V238H223ZM238 239V238H237ZM241 239V238H240ZM253 239V240H254ZM261 240H262V238H260ZM21 240V241H20ZM47 240H48V242H47ZM88 240V241H87ZM117 240V239H116ZM159 240V239H158ZM162 240V239H161ZM165 239L163 238V241H164ZM171 240H172V238H171ZM170 240V241H171ZM179 240V239H178ZM188 241H190L189 240V238L187 239ZM198 240H199V238H198ZM229 240H231V237L229 238ZM227 241V242H230V241ZM239 240V239H238ZM252 240V239H251ZM256 240V239H255ZM264 240V239H263ZM19 241H20V243H19ZM122 241V240H121ZM136 241H137V239H136ZM168 240H166V241H164V242H167ZM174 241V240H173ZM200 241V240H199ZM204 241V240H203ZM242 241V240H241ZM246 241V240H245ZM14 242L16 243V242H18L19 243V245H20V250H19V245H18V247L16 246H13V245H17V244H14ZM142 242V243H143ZM159 242H161L160 240H159ZM159 242H158V245L157 244H154L155 246L157 245V246H159ZM172 242V241H171ZM215 242H216V240H215ZM221 242H223V241H221ZM232 242V241H231ZM238 242V241H237ZM247 242V241H246ZM252 243H255V242H253V241H251ZM259 242V241H258ZM257 242V243H258ZM122 243V242H121ZM156 243V242H155ZM173 243V242H172ZM175 243V242H174ZM178 243H179V241H178ZM214 243V242H213ZM234 243V242H233ZM240 243V242H239ZM248 243H249V240H248ZM263 243V242H262ZM40 244H42V246H44V247H42V246H40ZM50 243H48L47 245H49ZM83 244H85V249L84 248H82L84 245ZM102 244H104V242L102 243ZM133 244V243H132ZM135 244V243H134ZM137 244V243H136ZM144 244V245H145ZM148 244V245H149ZM163 243H160V246L162 245ZM167 244V243H166ZM170 244V243H169ZM169 244H167V245H169ZM180 244V243H179ZM182 244V243H181ZM185 244V243H184ZM215 244V243H214ZM219 244V243H218ZM230 244V243H229ZM247 244V243H246ZM256 244V243H255ZM23 245V246H22ZM24 245H25V247H24ZM57 245H59L60 246V248L59 247H57ZM75 245V244H74ZM82 245V246H81ZM116 245V244H115ZM119 245V244H118ZM118 245H116V246H118ZM123 245V244H122ZM144 245H142V246H144ZM148 245H146V246H148ZM164 245V244H163ZM190 245V244H189ZM203 245V244H202ZM224 245V244H223ZM222 245V247H224ZM244 245H245V243H244ZM251 245V244H250ZM80 246H81V248L83 249H80ZM94 246V247H93ZM113 246V247H112ZM120 246V245H119ZM145 246V247H146ZM150 246V245H149ZM157 246H156V249H157ZM178 246V245H177ZM192 246H194V245H192ZM195 246H196V244H195ZM199 246V245H198ZM221 246V245H220ZM229 246H231V245H229ZM238 246V245H237ZM252 246H254L253 244H252ZM263 246H264V244H263ZM21 247H23V248H21ZM99 247V246H98ZM111 247L113 248V250H111ZM138 247H139V244H138ZM145 247H143V248H145ZM152 247V246H151ZM150 247V248H151ZM164 247V246H163ZM168 247V246H167ZM24 248H25V250H27V252H26V254L24 253V252H21V250H24ZM42 248V249H41ZM74 248H75V246H74ZM101 248L103 249L104 247H102L101 246ZM147 248V247H146ZM149 247H148V249H150ZM160 248H162V247H159L158 249H159V251L161 252L162 250H163V252H161L162 254L164 253V251H166V250H164L163 248H162V250H160ZM165 248H166V246H165ZM170 248H172V246L170 247ZM173 248H175L174 246H173ZM180 248V247H179ZM203 248H204V246H203ZM210 248V247H209ZM235 248V247H234ZM252 248V247H251ZM253 248H255V247H253ZM260 248V247H259ZM46 249H48V247L46 248ZM95 249V250H94ZM98 249V248H97ZM100 249V248H99ZM99 249H98V251H99ZM154 249H155V247H154ZM154 250L155 251V253H156V251H158V250ZM167 249V248H166ZM177 249V248H176ZM183 249H185V247L183 248ZM193 249V248H192ZM191 249V250H192ZM213 249V247L211 248V250ZM214 249H215V247H214ZM217 249V248H216ZM237 249V248H236ZM239 249V248H238ZM241 249V248H240ZM239 249V250H240ZM242 249H244V248H242ZM242 249H241V252H242ZM245 249H246V247H245ZM257 249V251H258V248H256ZM24 250V251H25ZM45 250V249H44ZM49 250V249H48ZM132 250V251H133ZM145 250V249H144ZM143 250V251H144ZM179 250V249H178ZM178 250H176L177 252H178ZM190 250V251H191ZM200 250V249H199ZM210 250V251H211ZM228 250V249H227ZM231 250H232V247H231ZM247 250V249H246ZM75 251V252H74ZM105 251V250H104ZM149 251V250H148ZM152 251V250H151ZM168 251V250H167ZM170 251V250H169ZM182 251H184V250H180V253L182 252ZM185 251H187V249H185ZM190 251H189V253H190ZM216 251V250H215ZM233 251V250H232ZM19 252V253H18ZM138 252V249L136 250L135 249V254ZM147 252V251H146ZM160 252H158V253H160ZM171 252V251H170ZM170 252H169V254H170ZM175 252V251H174ZM192 253L191 254H193V251H191ZM245 252V250L243 251V253ZM255 252V251H254ZM254 252H252V253H254ZM75 253V254H74ZM131 253V252H130ZM152 253V252H151ZM151 253H149V255H151ZM161 253L160 254H158V256L159 255H161ZM184 253V252H183ZM183 253H181V254H183ZM198 253V252H197ZM196 253V254H197ZM217 253V252H216ZM221 253V252H220ZM240 252H238V254H239ZM243 253H242V255H243ZM248 253V252H247ZM252 253H250V254H252ZM7 254V255H6ZM38 254V255H37ZM96 254V253H95ZM102 254V253H101ZM128 254V253H127ZM133 254V253H132ZM141 254V253H140ZM147 254V253H146ZM152 254H154V253H152ZM157 254V253H156ZM211 254V253H210ZM219 254V253H218ZM224 254V253H223ZM250 254H248V255H250ZM41 255V254H40ZM91 255V256H90ZM137 256H138V258H139V255L138 254H136ZM165 255V254H164ZM167 255V254H166ZM165 255V256H166ZM184 255V254H183ZM187 255H189V254H187ZM194 255V254H193ZM216 255V254H215ZM215 255H213V257L211 256V258H203L202 260H203V263L202 264H221L220 263V258H216L217 256H215ZM234 255V254H233ZM240 255V254H239ZM247 255V254H246ZM259 256V257H263L262 256V252L259 250L258 252H256L255 253V257L256 256ZM2 256L4 257L3 259H2ZM24 256H25V259H24ZM32 256V255H31ZM128 256V255H127ZM144 256H145V254H144ZM157 256V255H156ZM157 256V257H158ZM161 256H163V255H161ZM164 256V257H165ZM169 256V255H168ZM190 256V255H189ZM196 256V255H195ZM197 256H198V254H197ZM200 256V255H199ZM201 256H203V254L201 255ZM215 256V257H214ZM226 256H227V254H226ZM225 255L223 256V257H226ZM231 256V255H230ZM228 257V258H231L232 259V257ZM234 256H236V255H234ZM245 256V255H244ZM257 256V257H258ZM33 257V256H32ZM31 257V258H32ZM39 257L40 256H38V259H39ZM93 257H94V255H93ZM100 257V256H99ZM101 257V258H102ZM135 257V256H134ZM146 257V256H145ZM153 257V256H152ZM164 257H158V260H161L160 258H164ZM184 256H182V258H183ZM191 257V256H190ZM204 257V256H203ZM210 257V256H209ZM219 257V256H218ZM246 257V256H245ZM250 257V256H249ZM8 258V257H7ZM13 258H11V259H13ZM27 258H28V256H27ZM30 258V257H29ZM28 258V259H29ZM29 259V260H31L30 261V263L33 261V259ZM137 258V257H136ZM169 258H171V257H168V260L170 261V259ZM175 258V257H174ZM192 258V257H191ZM236 258V257H235ZM239 258H240V256H239ZM242 258V257H241ZM4 259H5V261H4ZM95 259V260H94ZM103 259V258H102ZM131 259H132V257H131ZM166 259H167V257H166ZM185 259H187V258H185ZM197 259V258H196ZM234 259V258H233ZM245 259V258H244ZM249 259H251V257L249 258ZM257 259V258H256ZM8 260V261H9ZM16 260V259H15ZM35 260V259H34ZM37 260V259H36ZM81 260V261H80ZM130 260V259H129ZM135 260V259H134ZM140 260V259H139ZM146 260V259H145ZM150 259H148V261H149ZM151 260H153L152 258H151ZM156 260V259H155ZM155 260H153V261H155ZM163 260V259H162ZM167 260V261H168ZM176 260H178V259H176ZM180 260V259H179ZM236 260V259H235ZM259 260V259H258ZM258 260H256V261H258ZM261 260V259H260ZM102 261H104V260H102ZM141 261H144L143 259H141ZM153 261H152V263H153ZM182 261V260H181ZM189 261H191V260H189ZM221 261H223V260H221ZM254 261H255V259H254ZM94 262V263H95ZM150 262V261H149ZM156 262H158V261H156ZM155 262V263H156ZM161 262V261H160ZM159 262V263H160ZM163 262V261H162ZM179 262V261H178ZM178 262H177V264H178ZM192 263L191 264H193L194 262H195V260L194 261H191ZM234 262V261H233ZM238 262H239V260H238ZM36 262H34V264H35ZM38 264L40 263V262H37ZM36 263V264H37ZM101 262H99V264H100ZM104 263V262H103ZM107 263V264H108ZM146 263V262H145ZM152 263H150V264H152ZM155 263H153V264H155ZM168 262H166V264H167ZM180 263V262H179ZM183 263H184V259H183ZM200 263V262H199ZM254 263V262H253ZM10 264H11V262H10ZM27 264H29V261H28V263ZM41 264V263H40ZM135 264V263H134ZM146 264H149V263H146ZM157 264V263H156ZM161 264H164V262L163 263H161ZM194 264H196V263H194ZM233 264V263H232ZM255 264V263H254ZM261 264H263V263H261Z\"/></svg>",
    "mask_w": 264,
    "mask_h": 264
}]
</instances>
